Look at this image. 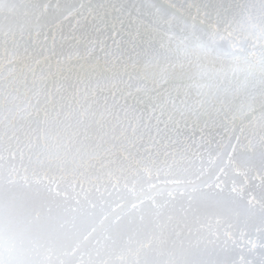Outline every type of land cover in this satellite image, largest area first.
<instances>
[{
	"label": "bare ground",
	"instance_id": "1",
	"mask_svg": "<svg viewBox=\"0 0 264 264\" xmlns=\"http://www.w3.org/2000/svg\"><path fill=\"white\" fill-rule=\"evenodd\" d=\"M3 1H5V0H3ZM13 1V0H12ZM18 1V0H17ZM38 1V0H37ZM49 1V0H48ZM52 1V0H51ZM59 1V0H58ZM72 1H74V0H72ZM95 1V0H94ZM93 1V2H94ZM104 1V0H103ZM105 1H108V2H110L109 0H105ZM123 0H121V2H122ZM128 1V0H127ZM134 1V0H133ZM136 1H139V0H135V2ZM141 1V3L143 2V0H140ZM159 1H165V0H151V3H153L152 4V6H154V7H156V8H154L155 10H156V13H157V9H158V12L160 11H162V9L160 8L161 6H164L162 3V5L160 4V2ZM166 1H168L167 3L168 4H170L171 2H172V0H166ZM165 1V2H166ZM169 1H170V3H169ZM180 0H178V2H179ZM186 1V2H185ZM183 3H184V5H185V3H186V7H187V11L189 10V9H191V11L188 13V12H185V13H188V15L186 14V15H181L180 16V18L175 22L176 24H175V26H172L173 25V23H172V25H171V27L168 29V31L166 30V27L168 26L169 27V25H168V23H165V21H168V19L166 18V20L164 19V20H162L161 21V23H160V28L161 29H163L164 31H167L166 33H169L170 34V36H173V38H174V40L177 38L178 39V36H180L179 34H182V35H185L186 37H185V40L188 38V42H195L193 39H191V36H192V33L193 32H195L196 33V35L197 36H199V37H201V41L202 42H204V43H208L209 41H208V36H209V34H211V33H218V35H217V37H218V39H220L221 38V36H223L224 35V29L228 26H226V27H224L225 25H223L222 27H221V24L219 25V23H218V25L219 26H217V24H215V22L214 23H212V21H214V20H212L211 21V23H210V20H209V23L207 22L208 21V19H209V17L208 16H210V14H212V11H214V13H215V10L217 9V7L219 8V10L221 11V12H224L225 14H226V19H227V22L228 23H230L231 22V20H232V18H233V16L234 15H236L239 11H241V8L243 9V11L244 12H248V11H251L252 12V10H258L259 8L258 7H261L262 5H260V3L259 4H256L253 0H185ZM257 1V0H256ZM264 1V0H263ZM8 2V1H7ZM15 2V1H14ZM64 2V1H63ZM69 2H70V0H69ZM97 2V1H96ZM95 2V3H96ZM108 2L107 3H105L106 5H104V2L102 3L104 6H106V7H108L107 6V4H108ZM113 2V1H112ZM114 2H116L115 0H114ZM119 2H120V0H119ZM129 2H131V0L130 1H128V3ZM145 2V1H144ZM174 2H175V0H173V3H172V5H174ZM5 3H6V1H5ZM9 3V2H8ZM10 3H11V1H10ZM9 3V4H10ZM16 3V2H15ZM19 3V2H18ZM23 3H24V1H23ZM26 3H28V2H26ZM57 3V2H56ZM68 3V2H67ZM95 3L94 4H92V2L91 3H89V4H91L92 6L93 5H95ZM100 3V0L98 1V3H97V5ZM133 4H131V5H129V9H132L131 8V6L132 5H134V2H132ZM167 3H166V5H167ZM257 3H258V1H257ZM45 4H46V1H45ZM62 4V3H61ZM80 4H84V5H86V3H81L80 2ZM89 4L87 3V6H89ZM102 4H101V9H102ZM109 4H111V2L109 3ZM117 5L118 3L116 2V3H113V5ZM137 4H138V2H137ZM148 4V3H147ZM180 4H182L181 3V1L179 2V4L178 5H176V7H178V9H180V6H182V5H180ZM264 4V3H263ZM8 5V4H7ZM6 5V6H7ZM42 5V4H41ZM51 5V4H50ZM58 5V4H57ZM64 5V4H63ZM84 5H82V7L81 8H83V6ZM90 5V6H91ZM112 5V6H113ZM114 5V6H115ZM128 5H126V6H128ZM139 5V4H138ZM141 5V4H140ZM144 5H146V4H144ZM171 5V4H170ZM180 5V6H179ZM17 6L20 8L21 6H22V4H20V6L17 4ZM16 6V11H17V7ZM47 7L49 6V5H46ZM71 6V5H70ZM70 6L67 8V9H69V11H70ZM78 6L80 7V5L78 4ZM98 6H100V5H98ZM103 6V7H104ZM135 6H136V4H135ZM168 6V5H167ZM184 6V7H185ZM240 6H241V8H240ZM4 7H5V5H4ZM8 7V6H7ZM36 7V6H35ZM58 7V6H57ZM73 7V6H72ZM94 7V6H93ZM97 6L95 5V8H96ZM121 7V6H120ZM119 7V8H120ZM132 7H134V6H132ZM139 7V6H138ZM137 7V8H138ZM143 7V6H142ZM151 7V6H150ZM263 7V6H262ZM262 7H261V9H262ZM18 8V9H19ZM24 8V7H23ZM59 8H61V7H59ZM65 8V7H64ZM85 9H86V6L84 7ZM87 8H90V7H87ZM109 8V7H108ZM108 8H107V10H108ZM111 8V7H110ZM118 8V7H117ZM137 8H134V12H136L135 11V9H137ZM144 8V7H143ZM146 8V7H145ZM160 8V9H159ZM165 8V7H164ZM167 8V7H166ZM14 9V8H13ZM15 9H14V12H16L15 11ZM34 9V8H33ZM38 9V8H37ZM44 9H46V8H44ZM62 9V8H61ZM66 9V8H65ZM94 9V8H93ZM91 10V9H88V11H94V12H96V10ZM113 9V8H112ZM142 9V8H141ZM172 10H174L173 9V6H172V8H171ZM177 9V8H176ZM215 9V10H214ZM20 10V9H19ZM18 10V12H20L21 13V11H19ZM24 10H26V9H24ZM23 9H22V15H23V11H24ZM48 10V9H47ZM64 10V9H63ZM72 10V9H71ZM76 10V9H75ZM75 10L73 11H70V12H75ZM82 11H83V9H81ZM103 10V9H102ZM110 10V9H109ZM116 10V9H115ZM144 10V9H143ZM147 10V9H146ZM151 10V9H150ZM150 10H147V13L146 14H148V11H150ZM153 10V9H152ZM154 10V11H155ZM7 12L6 11V9H4L2 12ZM12 11V10H11ZM45 11V10H44ZM52 11V10H51ZM65 11V10H64ZM105 11H106V9H105ZM104 11V12H105ZM112 11V10H111ZM131 11V10H130ZM133 11V10H132ZM138 11L139 10H137V13H135V15H138ZM152 12V14H154L155 12ZM193 11V13H194V18H195V21L197 20V18L198 19H200V20H203V13H205L206 15H208L207 17H208V19L206 20V22H204V20H203V22H201V24L202 25H199V24H195L196 22L194 21V20H192V19H190L189 17H191V12ZM258 11H260V10H258ZM257 11V12H258ZM2 12H0V13H2ZM25 12H27V11H25ZM47 12H49V11H47ZM84 12V11H83ZM98 12V11H97ZM101 12V13H100ZM99 12V14H100V16H101V14H102V11H100ZM103 12V13H104ZM122 12V11H121ZM126 12V11H125ZM141 11H139V13H140ZM151 12V11H150ZM149 12V13H150ZM160 12H159V14H160ZM164 12H165V10H164ZM171 13L173 12V11H170ZM218 12V11H217ZM255 12V11H254ZM263 12H264V10H263ZM20 13L18 14V16H17V18L20 16ZM35 13H36V10H35V12H34V14L33 15H35ZM65 13L66 12H64V16H65ZM79 13V12H78ZM106 13V15L107 14H109V13H111L110 11H109V13H107V12H105ZM105 13H104V15H105ZM116 13V12H115ZM117 13H119L118 12V10H117ZM143 13V12H142ZM170 13V14H171ZM219 13V12H218ZM11 14V13H10ZM16 14H17V12H16ZM52 14V13H51ZM69 14H71V13H69ZM68 14V15H69ZM75 14H77V13H75ZM79 14H81V13H79ZM95 14V13H94ZM97 15H99L98 13H96ZM96 14H95V16H96ZM111 14H114V13H111ZM141 14V13H140ZM145 14V13H144ZM158 14V13H157ZM156 14V15H157ZM158 14V15H159ZM165 14V13H164ZM174 14H175V12H174ZM247 14V13H246ZM251 14V13H250ZM249 14V15H250ZM253 14H255V13H253ZM253 14H251V15H253ZM9 15V14H8ZM13 15H14V13H13ZM44 15V14H43ZM42 15V16H43ZM49 15H50V13H49ZM85 15H87V14H85ZM120 14H118V15H116L117 17L119 16ZM122 16H124L123 14H121ZM120 15V16H121ZM125 15H126V13H125ZM128 15H129V13H128ZM127 15V16H128ZM133 14H131L130 16H132ZM150 15H151V13H150ZM163 15V14H162ZM171 15H173V14H171ZM171 15L170 16H168L169 17V20H172L170 17H171ZM222 15V14H221ZM256 15V14H255ZM259 15V14H258ZM2 16H5V15H3V13H2ZM26 16V15H25ZM36 16V15H35ZM46 16H47V14H46ZM51 16V15H50ZM52 16H55L54 14H52ZM72 16V15H71ZM74 16V15H73ZM72 16V17H73ZM78 16V15H77ZM81 16H82V14H81ZM103 16V15H102ZM113 15H111V17H112ZM115 16V17H116ZM126 16V18H128ZM141 16H143V15H141ZM160 16H161V14H160ZM164 16V15H163ZM167 16V15H166ZM189 16V17H188ZM214 16H215V14H214ZM214 16H210V17H214ZM223 16H224V14H223ZM257 16V15H256ZM0 17H1V14H0ZM66 17V16H65ZM68 17H70V15L68 16ZM71 17V18H72ZM75 17V16H74ZM89 17V16H88ZM97 17V16H96ZM99 17V16H98ZM105 17V16H104ZM104 17L103 18H101V22L103 23V20L102 19H104ZM107 17H109V19H107ZM107 17H105L108 21H110V16L109 15H107ZM114 17V16H113ZM113 17H112V19H113ZM114 17V18H115ZM133 17V16H132ZM131 17V18H132ZM135 17H137V16H135ZM134 17V18H135ZM140 17V16H139ZM138 17V18H139ZM145 17H148V15L147 16H145ZM152 17V16H151ZM151 17H149V19H150V21H151ZM159 17V16H158ZM156 17V20L157 19H159V18H161V17ZM165 17V16H164ZM206 17V18H207ZM218 17V16H217ZM217 17H216V19H217ZM7 18V17H6ZM9 18V17H8ZM7 18V19H8ZM12 18V17H11ZM24 18V17H23ZM30 18V17H29ZM71 18L70 19H66V21H64V19H63V21L64 22H67L68 20H71ZM87 18V17H86ZM91 18H92V16H91ZM93 18H94V20H93ZM93 18L91 19V20H93V22L95 21V20H97L94 16H93ZM121 19H122V17H120ZM119 18V19H120ZM138 18H136V20H138ZM141 18V17H140ZM139 18V19H140ZM144 18V17H143ZM155 17H153V19H154ZM191 18H193V16L191 17ZM193 18V19H194ZM259 18V17H258ZM2 19V18H1ZM14 19H15V21H17V22H19L18 20H16V18H15V16H14ZM25 19V18H24ZM33 19L34 18H32V21H33ZM57 19V18H56ZM55 19V20H56ZM62 19V18H61ZM78 19H80L81 20V17L79 18V16H78ZM77 19V20H78ZM83 19H84V17H83ZM82 19V20H83ZM90 18H87V21L89 20ZM99 19V18H98ZM105 19V20H106ZM112 19H111V22H113L112 21ZM120 19V20H121ZM123 19H124V17H123ZM122 19V20H123ZM129 19V18H128ZM127 19V20H128ZM147 19V18H146ZM162 19V18H161ZM219 19V18H218ZM257 19V18H256ZM11 19L9 18V20H8V22H10V23H8V24H10L11 25V23H13V21L11 20ZM51 20V19H50ZM72 20H75L76 21V18L75 19H72ZM86 20V19H85ZM115 20H117V19H115ZM121 20V21H122ZM125 20V19H124ZM126 20V21H127ZM132 20V19H131ZM199 20V21H200ZM24 21H26V20H24ZM54 21V20H53ZM75 21L74 22H72V21H69V22H72V23H75ZM98 21L99 20H97V21H95V22H97L98 23ZM100 21H99V23H100ZM142 21H143V19H142ZM149 21V20H148ZM158 21V20H157ZM172 21H174V20H172ZM171 21V22H172ZM195 23H194V22ZM221 21V20H220ZM258 21V20H257ZM82 22V21H81ZM92 22V21H91ZM90 22V23H91ZM111 22H110V25H111ZM118 22V21H117ZM128 22V21H127ZM126 22V23H127ZM131 21H129V23H130ZM146 22H147V20H146ZM145 22V23H146ZM169 22V21H168ZM218 22V21H217ZM216 22V23H217ZM21 24H24L23 22H20ZM20 23H19V25H20ZM28 23H29V19H28ZM28 23H26V25L28 24ZM35 23V22H34ZM33 23V24H34ZM59 23L61 24V26H63L62 24L63 23H61L60 22V20H59V22H58V25H59ZM80 23V21L78 22L77 21V24H79ZM83 23V22H82ZM101 23V24H102ZM108 23V22H107ZM116 23V22H115ZM119 23V22H118ZM117 23V24H118ZM120 23H122V22H120ZM119 23V24H120ZM125 23V22H124ZM123 23V24H124ZM148 23V22H147ZM154 23V22H153ZM198 23H200V22H198ZM206 23V24H205ZM222 23V22H221ZM227 23V24H228ZM8 24H7V26H8ZM65 24V23H64ZM68 24V23H67ZM76 24V26H78ZM81 24V23H80ZM87 24V25H86ZM85 25L86 26H88V22L86 23ZM94 24V23H93ZM96 24V23H95ZM101 24L100 25H98V24H96L95 26H99L98 28H104L103 26H101ZM105 24H106V22H105ZM116 24V25H117ZM122 24V25H123ZM128 24V23H127ZM126 24V25H127ZM130 24H132V23H130ZM130 24H128L129 26H130ZM136 24V26H134ZM15 25H16V23H15ZM15 25L13 24V26H14V28H15ZM57 24H55L54 25V27L55 26H58ZM69 25V24H68ZM68 25H66L65 24V26H63L62 28H61V26L59 27L58 26V28L59 29H62L63 30V28L64 27H66V28H68L69 26ZM71 25V24H70ZM74 24H72V26H73ZM84 25V23H83V25L82 26H85ZM91 25V24H90ZM107 25V24H106ZM115 25V26H116ZM125 25V24H124ZM125 25V26H126ZM134 25L133 26H130V27H134V28H136V27H139L140 25H138L137 26V23H134ZM155 25H157V23L155 24ZM159 25V24H158ZM12 25H11V28L13 27ZM21 26V25H20ZM19 26V27H20ZM25 26V25H24ZM35 26H36V24H35ZM71 26V27H72ZM81 25L80 26H78L79 28L80 27H82ZM85 26V27H86ZM91 26H93V25H91ZM90 26V27H91ZM101 26V27H100ZM111 26H113V25H111ZM115 26H114V28H110V29H112V30H114V29H116V28H118V27H116L115 28ZM125 26H124V28H125ZM129 26H126V28L128 27V28H130ZM9 28L8 29H10V26H8ZM18 27V26H17ZM16 27V28H17ZM18 27V28H19ZM28 27H29V25H28ZM33 27V29H34V26H31V28ZM90 27H89V29L86 27L85 28V30L87 29V31L89 32L90 31ZM108 27H110V26H108ZM123 27V26H122ZM121 26H120V30L122 31L123 30V28H122ZM144 27V26H143ZM7 28V27H6ZM14 28H12V30L14 29ZM17 28V29H18ZM23 28H25V27H23ZM22 28V29H23ZM36 28V27H35ZM53 28V27H52ZM56 28V27H55ZM54 28V29H55ZM75 29H76V31L79 29V28H76V27H74ZM74 28H72L71 30H73L74 32H75V30H74ZM84 28V27H83ZM92 28V27H91ZM94 28V27H93ZM141 30H139L138 28H136V31L137 30H139V31H141L142 32V34H143V30L145 29L146 30V28H141V27H139ZM151 28V27H150ZM155 28V27H154ZM158 28V27H157ZM7 29V30H8ZM26 29L27 28H25L23 31L25 32L26 31ZM54 29H52V30H54ZM58 29V30H59ZM65 29V28H64ZM81 29V28H80ZM94 29H96V28H94ZM106 30V32H109V35H110V31H108V29H107V27L105 28ZM109 29V30H110ZM143 29V30H142ZM152 29V28H151ZM11 30V31H12ZM29 30V29H28ZM57 30V29H56ZM59 30V31H61V32H64V34L62 33L61 34V32H58V31H55V34L56 33H58L59 35L61 34L62 36L63 35H66V32H68L69 33V30L68 31H66L65 32V30ZM92 30V29H91ZM117 31H120L119 29H116ZM127 29H125V31H126ZM130 30H132V29H128V32H126V33H129L130 32ZM135 30V29H134ZM155 30V34H157V36H158V33H159V36H160V32L161 31H159V32H157L156 31V29H154ZM14 32H15V29L13 30ZM19 32H22V31H20V30H18ZM17 30H16V32H17V34L19 35V32H18ZM36 31V30H35ZM71 32L70 31V33H74V32ZM82 31H83V29H82ZM96 31V30H95ZM97 31H99V29H97ZM96 31V32H97ZM104 31V32H105ZM115 31V30H114ZM121 31H120V36H122V34L125 36L126 35V33H121ZM136 31H134V33L132 32L131 34L132 35H136L137 33H138V31H137V33H135ZM8 33H9V31H7ZM6 32V33H7ZM13 32V33H14ZM15 32V33H16ZM30 32H32V31H30ZM34 32V31H33ZM54 32V31H53ZM52 32V33H53ZM100 32L102 33L103 32V29L102 30H100L99 31V35H100ZM112 32V31H111ZM141 32H139L138 34L140 35V33ZM146 32V31H145ZM145 32H144V34H145ZM157 32V33H156ZM14 33V34H15ZM26 33V32H25ZM29 33V32H28ZM77 35H78V33L77 32H75ZM82 33H84V32H82ZM92 33V32H91ZM114 33V32H113ZM113 33H112V35H113ZM147 35H148V30H147ZM153 33V34H154ZM161 33H163V32H161ZM21 34V33H20ZM57 34V35H58ZM81 34V33H80ZM85 34H87V33H84V36H85ZM90 34V33H89ZM93 34V33H92ZM98 34V33H97ZM138 34H137V36H138ZM143 34V36H145ZM150 35H151V38L152 37H154V36H152V33H149ZM164 34V33H163ZM9 35V34H8ZM12 35V34H11ZM56 35V36H57ZM69 35V34H68ZM67 35V36H68ZM95 35H96V33H95ZM95 35H93L94 37L93 38H95ZM101 35H107V34H101ZM111 35V36H112ZM115 35H119V33L118 34H116L115 33ZM134 35V36H135ZM149 35V36H150ZM182 35L180 36V39H181V37H182ZM15 36V35H14ZM20 36V35H19ZM38 37H39V35H37ZM36 36V38H38ZM70 36V35H69ZM68 36V37H69ZM88 36V35H87ZM92 36V35H91ZM114 36V35H113ZM117 36H114V39H116V38H118ZM142 36V35H141ZM163 36H165V34L163 35ZM163 36H161V38L163 39V38H165V37H163ZM16 37H17V35H16ZM42 37V36H41ZM45 37V36H44ZM49 37V36H48ZM63 37H66V36H63ZM71 37H73L72 36V34H71ZM74 37H76V36H74ZM82 37V36H81ZM90 37V36H89ZM104 37H107V36H104ZM110 37V36H109ZM109 37H107V38H109ZM116 37V38H115ZM125 37H127V38H129L130 36H128V34L125 36ZM123 38V36L122 37H119V39H124V41H125V39L126 38ZM217 37H216V40H215V42H214V44H212V47H214L213 49H215V51H216V53L219 51V52H221V51H225V50H227V47L229 48L231 45H232V41L230 40V39H228V38H221L220 40H218V42L220 41V43L218 44V43H216V41H217ZM220 37V38H219ZM83 38V37H82ZM91 38V37H90ZM92 38V39H93ZM98 38H100V40L103 38H101V37H98ZM113 38V37H112ZM111 37H110V40L112 39ZM131 38V37H130ZM136 40H137V38H139L138 39V41L137 42H139L140 40H141V42H142V39L143 38H148L149 39V37L148 36H145V37H142L141 39H140V36H138V37H134ZM133 38V39H134ZM150 38V39H151ZM158 37H156L155 39H157ZM161 38H159V39H161ZM166 38H167V35H166ZM163 39V40H165L164 41V44H167L166 43V40H167V42H169L168 40V38H170V37H168L167 39ZM184 38V37H183ZM246 39H249L248 37H245ZM9 39V38H8ZM7 39V40H8ZM17 40H19L20 39V42H21V39L22 38H16ZM29 39V38H28ZM41 39V38H40ZM40 39L38 40V41H40ZM60 39V38H59ZM59 39H58V42H60L59 43V45L61 46V44H63V42L62 41H59ZM62 39V38H61ZM60 39V40H61ZM65 39V38H64ZM96 39V38H95ZM94 39V41H96ZM103 39H105L106 41H108L106 38H103ZM114 39H112L113 41H114ZM118 39V40H119ZM133 40L132 41V38L129 40V42H127L129 45H131V44H133V42L134 41H136V40ZM149 39V40H150ZM154 39V38H153ZM179 39V40H180ZM223 39V40H222ZM11 40H14L13 38L11 39ZM22 40H24V38L22 39ZM36 40V41H37ZM63 40V39H62ZM105 40H103V42H105ZM117 40V39H116ZM162 40V41H163ZM172 40V39H171ZM173 40V41H174ZM179 40H175L177 43L176 44H178L179 45V43H178V41ZM185 40H180L181 41V43L182 42H187V41H185ZM38 41H37V43H38ZM57 41V40H56ZM92 41V40H91ZM99 40H97V42H98ZM112 41V42H113ZM123 41V42H124ZM130 41H131V44H130ZM145 40L143 39V42H144ZM146 41H148V40H146ZM145 41V42H146ZM156 41H158V39L157 40H153L150 44L154 47L155 46V43H157ZM161 40H159V47H161L160 46V44H162L163 42H160ZM174 41V42H175ZM7 42V41H6ZM9 42H10V40H9ZM15 42V41H14ZM28 42V41H27ZM35 42V41H34ZM42 43L44 42V41H41ZM41 42L40 43H38L37 45H39V44H41ZM58 42H55V43H58ZM66 39L64 40V45L66 44ZM72 42V41H71ZM70 42V43H71ZM97 42H95V43H97ZM112 42H111V46H109V48H112V50H113V47H114V45H116L115 47L117 48V50L115 49V47H114V49L117 51V54L118 55H120V53L121 52H119V48H122V47H120V42L119 43H116V41H114L116 44H114V45H112ZM113 42V43H114ZM118 42V41H117ZM121 42H122V40H121ZM126 42H124V45H125V43ZM143 42H142V44H143ZM148 42H146V43H148ZM155 42V43H154ZM171 42V41H170ZM174 42H171V43H174ZM16 43V42H15ZM18 43V42H17ZM17 43H16V45H17ZM67 43H69V40H68V42ZM90 43V42H89ZM94 43V42H93ZM94 43V44H95ZM99 43V42H98ZM101 43V42H100ZM126 43V45L125 46H128V44ZM135 43V42H134ZM140 43V42H139ZM139 43H136V44H138V46L139 45H141L142 46V44H139ZM153 43V44H152ZM8 44L9 45H11L10 43H7V46H8ZM20 44V43H19ZM22 44V43H21ZM24 44H26V43H23L22 45H24ZM44 44V43H43ZM42 44V45H43ZM72 44V43H71ZM71 44H67V47H68V45H70L71 46ZM104 45L103 46H105V48H106V46L108 47V45L107 44H110V41H109V43H103ZM106 44V45H105ZM123 44V43H122ZM121 44V45H122ZM149 44V45H150ZM169 44V43H168ZM184 44V43H183ZM195 44H197V43H195ZM194 44V46H196ZM26 45H28V44H26ZM55 45V44H54ZM53 45V46H54ZM73 45V44H72ZM75 45V44H74ZM97 45H99V44H97ZM102 45V44H101ZM145 44H143V46H144ZM148 45V44H147ZM178 45H176V46H178ZM186 45V44H185ZM185 45H183V46H185ZM190 45H192V43H190ZM190 45H186V46H188V48L190 47ZM6 46V45H5ZM11 46H14L13 44L11 45ZM18 46V45H17ZM16 46V47H17ZM66 46V45H65ZM69 46V47H70ZM113 46V47H112ZM117 46H119V48L117 47ZM123 47L122 49H124V48H126V47ZM133 46H135V45H133ZM142 46V47H143ZM146 46V45H145ZM162 46H164V45H162ZM166 46V45H165ZM173 46L174 45H170V47L169 46H167V47H169V48H173ZM10 47V46H9ZM23 47V46H22ZM39 47H40V50L42 51L45 47H42L41 48V46L39 45ZM39 47H37L36 49L37 50H39ZM51 47V46H50ZM66 47V48H67ZM100 47H102V46H100ZM99 47V48H100ZM131 47H132V45H131ZM130 46H129V48H128V50L131 48ZM147 47L148 46H146V47H143L145 50L147 49ZM150 48L149 49V47H148V50L146 51V54H143V55H145L144 56V61H143V57L142 56H140V57H142V61L143 62H145V61H147L146 63H149V61L148 60H150V58H152L151 57V55L153 56V54L155 55L156 53H153V54H151V55H149L150 56V58L147 60L146 58H148V57H146V55L147 54H149L148 52L149 51H153L152 49H154V50H156L155 48H157L156 46H155V48ZM158 47V49H160ZM175 47V46H174ZM192 47H193V45H192ZM8 48V47H7ZM6 48V49H7ZM14 48V47H13ZM57 48V47H56ZM61 48V47H60ZM72 50H73V47H70ZM75 48V47H74ZM95 48V47H94ZM99 48H98V46H97V49L99 50ZM104 48V47H103ZM105 48L103 49V51H105ZM137 48V47H136ZM135 47L134 48H131L132 50H133V54H135V56H136V53H135V49H136ZM164 48V47H163ZM169 48H167V49H169ZM171 48V49H172ZM184 48H186V47H184ZM183 48V49H184ZM9 49H12V47H10ZM46 49V48H45ZM45 49H44V51H45ZM63 49H65V47L64 48H62V50L61 51H63ZM69 49V48H68ZM102 49V48H101ZM139 48H137V50H138ZM157 49V50H158ZM174 49V48H173ZM172 49V50H173ZM179 49H181V47L179 48ZM179 49H178V51L177 52H179ZM187 49V48H186ZM190 50H193L192 48H189ZM197 49V48H196ZM201 49V48H200ZM14 50H16V48H14V49H12V51H9V52H13ZM23 50H28V49H23ZM55 50V49H54ZM109 49H107V51H108ZM111 50V49H110ZM111 50V53L113 52ZM114 50V51H115ZM131 50V51H132ZM137 50H136V52H137ZM140 50H141V48H140ZM139 50V51H140ZM156 50V51H157ZM189 50V51H190ZM230 50H231V48H230ZM252 49H249V51H251ZM30 51V50H29ZM41 51H39V52H41ZM43 51V52H44ZM56 51V50H55ZM54 51V52H55ZM69 51V53H70V50H68ZM97 51V50H96ZM106 51V52H107ZM122 51V50H121ZM124 51H127V50H124ZM124 51H122V53L124 52ZM130 51V50H129ZM129 51H127L126 53H130ZM138 51V52H139ZM141 51H143V50H141ZM160 51V50H159ZM167 51H170V49L169 50H166V52ZM173 51H175V50H173ZM171 52V54H172V56L175 54L174 52ZM184 51V50H183ZM200 51V50H199ZM199 51H197V53L199 52ZM210 51V50H209ZM213 51V50H212ZM211 51V52H212ZM7 52V51H6ZM15 52V51H14ZM24 52V51H23ZM57 52V51H56ZM64 53H66L65 55L67 56V51L65 52V51H63ZM73 52H75L74 50H73ZM92 52V51H91ZM106 52H105V55H106V57H107V54H106ZM110 52V51H109ZM143 52H145V51H143ZM153 52H155V51H153ZM158 52V51H157ZM161 52H162V54H163V51H162V49H161ZM161 52H159V53H161ZM187 52V51H186ZM194 52V51H193ZM201 52H202V49H201ZM201 52H199V53H201ZM206 52V51H205ZM204 52V53H205ZM208 52V51H207ZM219 52L217 53V55H213V56H218V54H219ZM20 53H21V51H20ZM58 53V52H57ZM63 53V54H64ZM68 53V55H69V57H70V59L71 60H73L72 58L73 57H71V54L72 53H70L69 54ZM102 54V51H100L99 50V53H96V54ZM104 53V52H103ZM110 53V54H111ZM126 53H123L124 54V56H125V54ZM151 53V52H150ZM190 53H192V52H190ZM203 53V52H202ZM203 53V55H205ZM223 53V52H222ZM11 54H14V53H10V55ZM24 54V53H23ZM29 54H31V53H29ZM42 55L44 54V53H41ZM40 54V55H41ZM46 54V53H45ZM61 54H62V52H61ZM62 54V56H60V57H62L63 59L65 58V56ZM74 54V53H73ZM113 54H115V52L114 53H112L111 55H113ZM117 54H116V56H117ZM127 54V55H128ZM138 54H141L140 52L138 53ZM137 54V55H138ZM162 54H161V56H162ZM168 54H170L169 52H168ZM167 53H166V56H164L165 55V48H164V57H166L165 59L166 60H164L165 62L166 61H170V59H173L172 57L169 59L168 58V55ZM171 54H170V56H171ZM189 54V53H188ZM208 54V53H207ZM213 54V53H212ZM257 54H258V50H257ZM4 55V54H3ZM28 55V54H27ZM37 55H39V54H37ZM55 55V57H57L58 56V54L56 55V53L54 54ZM103 55V54H102ZM130 55H131V53H130ZM194 55V54H193ZM197 55V54H196ZM196 55H195V57H196ZM198 55H201V54H198ZM210 55V54H209ZM208 55V56H209ZM222 55V54H221ZM1 56V55H0ZM7 56H8V53H7ZM13 56V55H12ZM14 56H15V58L17 57L16 56V54H14ZM19 57H20V55H18ZM22 56V55H21ZM32 56V55H31ZM44 56V55H43ZM46 56H47V54H46ZM45 56V57H46ZM74 56V55H73ZM104 56V55H103ZM108 56H109V58H110V55H109V53H108ZM114 56V58H115V55H113ZM112 56V57H113ZM124 56L123 57H120V56H117L116 58L117 59H119V58H124ZM148 56V55H147ZM157 55H155V57H156ZM184 56V55H183ZM191 56H192V54H191ZM206 56V55H205ZM211 56V55H210ZM6 57V56H5ZM4 57V58H5ZM26 57V56H25ZM59 57V56H58ZM68 57V56H67ZM95 57V56H94ZM99 58L101 57L102 58V56H98ZM131 57H133V58H135L134 56H132L131 55ZM130 57V58H131ZM137 57V56H136ZM138 57H139V55H138ZM146 57V58H145ZM163 57V58H164ZM174 57V56H173ZM189 57H190V54H189ZM193 57V56H192ZM201 58H203L202 56H200ZM22 58V57H21ZM24 58V57H23ZM26 58H28V57H26ZM39 58L40 59H42V57H40L39 56ZM47 58V57H46ZM62 58L60 59L61 60V62L63 61L62 60ZM103 58H105V57H103ZM103 58L100 60L102 63H100V62H97L98 64H103L105 61H108V60H103ZM115 58V59H116ZM154 58V57H153ZM152 58V59H153ZM158 58H159V56H158ZM157 58V59H158ZM197 58V57H196ZM208 58V60H206ZM217 58H223L222 56L220 57V55H219V57H217ZM217 58H215V57H211V59L213 60V59H215V61H216V59ZM17 59H18V57H17ZM34 59V58H33ZM53 59H55V61H56V59L57 58H53ZM67 59V58H66ZM66 59L63 61V62H65L66 61ZM98 59V58H97ZM105 59H108V58H105ZM110 59H112V58H110ZM110 59H109V61H110ZM115 59H113V60H111V61H113V63L115 62ZM116 59V60H117ZM126 59H129V58H127L126 57ZM126 59H125V61H126ZM138 61H139V59L138 58H136ZM168 59V60H167ZM177 59H179V57L177 58ZM180 59H182V58H180ZM185 59V58H184ZM210 58L209 57H206L205 59H202V61L203 60H205L204 62H210L211 60H209ZM224 59V58H223ZM223 59L222 60H219L220 62L222 61L223 62ZM8 60H11V59H8ZM14 60V59H13ZM20 60V59H19ZM26 60H29V59H26ZM31 60V59H30ZM58 60H59V58H58ZM67 60H69V59H67ZM71 60H69L70 62H71ZM94 60V59H93ZM99 60V59H98ZM122 60V59H121ZM120 60V61H121ZM134 60V59H133ZM140 60V61H141ZM154 60H156V58L154 59ZM173 60H176L175 58L173 59ZM186 60H188V57H187V59ZM197 60V59H196ZM218 60V59H217ZM3 61V60H2ZM5 61H7V60H5ZM23 61V60H22ZM32 61V60H31ZM44 61V60H43ZM53 61V60H52ZM97 61V60H96ZM104 61V62H103ZM111 61H110V63H111ZM138 62L139 64L136 66L135 65V63H134V65L136 66V67H139V69L141 68L142 69V67L144 68V66H141L140 64H141V62ZM150 61H152V60H150ZM158 61V60H157ZM157 61H155L156 63H158ZM185 61V60H184ZM183 61V62H184ZM225 61V60H224ZM227 61V60H226ZM18 62V60L16 61V63H15V60H14V63L15 64H18L17 63ZM20 62V61H19ZM24 62H25V59H24ZM29 62V61H28ZM54 62V61H53ZM61 62H56V64L58 63H61ZM63 62H62V64H63ZM67 62V61H66ZM65 62V63H66ZM171 62V61H170ZM169 62V63H170ZM180 62H182L181 60H180ZM190 62H192V61H190ZM194 62V61H193ZM197 62V61H196ZM203 62V63H204ZM219 62V63H220ZM7 63H9V62H7ZM13 63V62H12ZM23 62H20V64H22ZM25 63H27V62H25ZM41 63V62H40ZM49 63V62H48ZM106 63V62H105ZM104 63V64H105ZM117 63H119V61L117 62ZM117 63L115 64V65H117ZM120 63H122V61L120 62ZM132 63V61L130 60V62H129V64H131ZM151 63V62H150ZM152 63H153V61H152ZM152 63H151V66H153L152 65ZM167 63V62H166ZM175 63H178L179 64V61L178 62H176L175 61ZM174 63V64H175ZM189 63V62H188ZM200 63V62H199ZM211 63H214L213 61H211ZM218 63V64H219ZM223 63H225V66H226V62H223ZM10 64V63H9ZM15 64H12V66H14ZM28 64V63H27ZM38 64V63H37ZM72 64V63H71ZM98 64H96V65H98ZM104 64L102 65V67H104ZM107 64H109V62H107ZM112 64V63H111ZM123 64L124 65H126V67H125V69H127V68H130L131 69V66L130 67H127V62H124L123 61ZM122 64V66L121 67H123L124 65ZM144 63H142V65H143ZM198 64V63H197ZM202 64V63H201ZM209 64V63H208ZM208 64L206 63H204V65H207L208 66ZM43 65V64H42ZM44 65H47V63L45 64L44 63ZM43 65V66H44ZM55 65V64H54ZM53 64H52V66H54ZM60 65V64H59ZM59 65H55L54 66V68L57 66H59ZM112 65H114V64H112ZM131 65H133V64H131ZM141 67H140V66ZM149 65V64H148ZM155 66H156V64H154ZM166 65H168V64H166ZM170 65V64H169ZM172 65H173V61H172ZM181 65H183L182 63L180 64V66ZM187 65V64H186ZM195 65V64H194ZM224 65V64H223ZM228 65H230V64H228ZM227 65V66H228ZM20 66V65H19ZM29 66H31V65H29ZM51 66V67H52ZM61 66V67H60ZM59 66V68H60V70H61V68L63 69V65H60ZM63 66V67H62ZM67 66V65H66ZM65 66V67H66ZM69 66H71V65H69ZM69 66H68V68H69ZM108 66V65H107ZM109 66L111 67V65L109 64ZM118 67H119V65H117ZM134 66V67H135ZM160 66V65H159ZM202 67H203V64L201 65ZM213 66V65H212ZM212 66H208V68L209 67H212ZM214 66H217V63L214 65ZM5 67V66H4ZM16 67H18V66H16ZM22 67V66H21ZM24 67V66H23ZM36 67V66H35ZM37 67H39V66H37ZM47 67H49V66H47ZM56 67V68H57ZM99 67H101V66H99ZM98 66H97V68H99ZM109 67V69H104V70H109V72H111V68ZM149 67V66H148ZM161 68L163 67V65H161L160 66ZM173 68H174V66H172ZM185 67H187V66H185ZM189 67H190V65H189ZM192 67H193V65H192ZM196 67V66H195ZM195 67H193V68H195ZM198 67V66H197ZM205 67V66H204ZM221 67H222V64H221ZM6 68V67H5ZM9 68V67H8ZM53 68V67H52ZM51 68V69H52ZM59 68L57 69V71H59L60 72V70H59ZM68 68H66V70H69ZM78 68V67H77ZM93 68H96V67H93ZM96 68V69H97ZM120 68V67H119ZM146 68H147V66H146ZM154 68V67H153ZM156 68H158L157 66H156ZM156 68H154V70L156 69ZM166 68V67H165ZM168 68H170L169 66H168ZM182 68V67H181ZM191 68V67H190ZM192 68V69H193ZM207 68V69H208ZM228 68H229V66H228ZM2 69H3V67H2ZM7 69V68H6ZM14 70L16 69L15 68V66H14V68H13ZM22 69H24V68H22ZM25 69H26V67H25ZM33 69H34V67H33ZM36 69V68H35ZM37 69H39V68H37ZM47 69V68H46ZM65 69V68H64ZM63 69V70H64ZM72 69V68H71ZM96 69H95V71H96ZM103 69H98L97 70V72H95V74L97 73L98 74V72H99V74L101 73V70L103 71ZM115 69H117V67L115 68V66H114V71H115V73H117L118 74V72H116V70ZM123 69V68H122ZM125 69H124V71H125ZM148 69V68H147ZM163 69V68H162ZM185 69V68H184ZM207 69H206V71H207ZM219 69V68H218ZM11 70V69H10ZM13 70V71H14ZM16 70H18V69H16ZM42 70V69H41ZM45 70V69H44ZM48 70H50V69H48ZM65 70V71H66ZM80 70V69H79ZM112 70H113V68H112ZM119 70H121V68L119 69ZM135 70H137V69H135L134 68V71ZM144 70V69H143ZM156 70H159V68L158 69H156ZM182 70V69H181ZM191 70V69H190ZM205 70V69H204ZM211 70V69H210ZM210 70H208V71H210ZM217 70V69H216ZM50 71H52V70H50ZM49 71V72H50ZM54 71V73H56L57 71H56V69L55 70H53ZM56 71V72H55ZM77 71V70H76ZM93 71H94V69H93ZM118 71V70H117ZM124 71H120V72H124ZM127 72L126 73H128V69L126 70ZM150 71H152V70H150ZM202 71H203V69H202ZM6 72V71H5ZM4 72V73H5ZM10 72V71H9ZM40 72V71H39ZM47 72V71H46ZM58 72V73H59ZM119 72V73H120ZM137 72V71H136ZM135 72V73H136ZM140 72V71H139ZM157 72V71H156ZM160 72V71H159ZM177 72V71H176ZM186 72V71H185ZM211 72V71H210ZM221 72V71H220ZM227 72V71H226ZM13 73V72H12ZM34 73V72H33ZM51 73V72H50ZM50 73H47V74H50ZM53 73V72H52ZM52 73H51V75H52ZM63 73V72H62ZM81 73V72H80ZM79 73V74H80ZM94 74V72H92L91 71V75H93ZM115 73H113V75L115 74ZM126 73H124V74H126ZM132 73H134V72H132ZM144 73V72H143ZM153 73V72H152ZM162 73V72H161ZM173 73V72H172ZM203 73V72H202ZM14 74V73H13ZM29 74V73H28ZM65 74V73H64ZM67 74V73H66ZM71 74H73L72 72H71ZM75 74H76V72H75ZM96 74V75H97ZM102 75H97V77L95 76V78H97V79H95V80H98V76L100 77V79L101 78H108L110 75H112V73L107 77V75H105L104 74V71H103V73H101ZM131 74V73H130ZM138 74V73H137ZM157 74H158V72H157ZM210 74V73H209ZM212 74V73H211ZM210 74V75H211ZM25 75V74H24ZM31 75V74H30ZM33 75V74H32ZM51 75H49V76H51ZM57 75V74H56ZM60 75V76H59ZM58 76L59 77H61V75L62 74H59ZM78 74H76V76H77ZM91 75L89 76V79L91 78ZM103 75H105V76H103ZM118 75H120V74H118ZM123 74H121L120 76L121 77H123L122 76ZM191 75V74H190ZM200 75H201V73H200ZM27 76H29V75H27ZM34 76V75H33ZM44 76V75H43ZM42 76V77H43ZM58 76H57V78H58ZM63 76H66V75H63ZM71 75H69V77H70ZM72 76H74V74L72 75ZM80 76V75H79ZM78 76V77H79ZM84 76V75H83ZM115 76V75H114ZM117 76V75H116ZM129 73H128V78H129ZM139 76V75H138ZM146 76V75H145ZM223 76H225V75H223ZM1 77V76H0ZM24 77V76H23ZM42 77H40V78H42ZM45 77V76H44ZM48 77V76H47ZM52 77V76H51ZM67 77V76H66ZM68 77V78H69ZM75 77V76H74ZM78 77L76 78L77 80H78ZM93 77H94V75H93ZM92 77V78H93ZM112 76H110V78H111ZM210 77V76H209ZM25 78V77H24ZM23 78V80H26V79H24ZM75 78H74V80H75ZM116 77H114V79H115ZM142 78V77H141ZM243 78V77H242ZM14 79V78H13ZM12 79V80H13ZM28 79L29 78H27V81H28ZM31 79H32V76H31ZM51 79V78H50ZM49 79V80H50ZM88 79V80H89ZM93 79V80H94ZM99 79V80H100ZM117 79H119L118 77H117ZM127 79V78H126ZM137 78H135V81H137L136 80ZM22 80V81H23ZM33 80H35V78L33 79ZM33 80L29 83V82H27L28 83V85L29 86H31L32 84V82H33ZM36 80H37V78H36ZM73 80V81H74ZM76 80V81H77ZM105 80V79H104ZM109 80V81H108ZM108 80H106V82L108 81V82H110V80L111 79H109L108 78ZM123 80H125V79H123ZM129 80V79H128ZM127 80V81H128ZM130 80H132V78L130 79ZM139 80V79H138ZM210 80V79H209ZM227 80H228V78H227ZM226 80V81H227ZM231 80V79H230ZM242 80V79H241ZM14 81H15V79H14ZM13 81V82H14ZM19 81H21V79L19 80ZM18 80H17V82H19ZM43 81V80H42ZM46 81H47V79H46ZM50 81H52L53 82V80L51 79ZM90 81V80H89ZM101 81H102V79H101ZM122 81V80H121ZM127 81H125V82H127ZM133 82H134V80H132ZM140 81V80H139ZM138 81V82H139ZM203 81V80H202ZM225 81V82H226ZM35 82V81H34ZM56 82H57V80H56ZM68 82V81H67ZM78 82H80V80L78 81ZM78 82L76 83V84H78ZM97 83V81H94L93 82V85H94V83ZM98 82H100V81H98ZM104 82V81H103ZM108 82L106 83V85L108 86ZM113 82H115V81H113ZM113 82H110V85H114V84H111V83H113ZM116 82L118 83V81L116 80ZM124 84H125V82L124 81H122ZM132 82V83H133ZM138 82H137V84H138ZM199 82V81H198ZM211 82V81H210ZM257 82V81H256ZM25 83V82H24ZM26 83V84H27ZM37 83V82H36ZM46 83V84H45ZM45 83H43V84H45V85H47V82H45ZM54 83V82H53ZM71 83V82H70ZM73 83V82H72ZM85 83H87V81L85 82ZM95 83V84H96ZM105 83V82H104ZM104 83H103V85H104ZM116 83V84H117ZM130 83H131V81H130ZM163 83V82H162ZM189 83V82H188ZM195 83V82H194ZM202 83V82H201ZM207 83H209V82H207ZM231 83V82H230ZM5 84V83H4ZM9 84H11V82L9 83ZM8 84V85H9ZM31 84V85H30ZM38 84H39V82H38ZM59 84H60V82H59ZM58 84V85H59ZM62 84V83H61ZM60 84V85H61ZM74 84V83H73ZM116 84H115V86H114V88H112V89H115V87H116ZM119 84H121L120 83V81H119ZM123 84V85H124ZM140 85H139V87H136V85L133 83V85H129L130 86V89L132 88V86H135L136 87V89H138V88H141V83H139ZM153 84V83H152ZM155 84V83H154ZM167 84V83H166ZM165 84V85H166ZM171 84H172V82H171ZM177 84V83H176ZM179 84V83H178ZM216 84H217V82H216ZM215 84V85H216ZM2 85V84H1ZM12 85V84H11ZM34 85V84H33ZM52 85V84H51ZM57 85V84H56ZM66 85H68V84H66ZM88 85H89V87H90V85H92V79H91V84H89V82H88ZM91 86V88L92 87H94V86ZM100 85V83H97V86H99ZM101 85H102V83H101ZM101 85H100V88H98V89H102V88H105V87H103L102 86V88H101ZM122 85V84H121ZM120 86V88L121 87H125L126 85H124V86ZM128 85V84H127ZM164 85V86H165ZM186 85V84H185ZM223 85V84H222ZM227 85V84H226ZM259 85V84H258ZM36 86H37V84L34 86L35 88H36ZM47 86H49V81H48V85ZM46 86V87H47ZM62 86V85H61ZM71 86V85H70ZM75 85H73V87H74ZM87 85H85V86H83L84 88L86 87ZM97 86H95L96 88H97ZM105 86V85H104ZM231 86V85H230ZM244 86V85H243ZM252 86H257V84H255V85H252ZM17 87V86H16ZM21 86H19V88H20ZM32 87V86H31ZM39 87V86H38ZM46 87L44 88L45 89V91H47L48 89H46ZM52 87V86H51ZM57 87V86H56ZM72 87V88H73ZM78 87H80V86H77V89H78ZM110 87V86H109ZM119 87V86H118ZM160 87V86H159ZM190 87V86H189ZM207 87V86H206ZM218 87V86H217ZM216 87V88H217ZM220 87H222V86H220ZM223 87H225V85L223 86ZM229 87V86H228ZM246 87V86H245ZM249 87H251V85L249 86ZM259 87V86H258ZM8 88V87H7ZM24 88H26V87H24ZM33 88V87H32ZM50 88V87H49ZM53 88V87H52ZM58 88H59V86H58ZM57 88V89H58ZM76 88V87H75ZM81 88H82V86H81ZM88 88V87H87ZM86 88V89H87ZM90 88V89H91ZM117 88V87H116ZM126 88H128V89H126ZM214 88V87H213ZM226 88V87H225ZM224 88V89H225ZM252 88H254V87H252ZM257 88V87H256ZM255 88V89H256ZM13 89V88H12ZM12 89H9V91L10 90H12ZM16 89V88H15ZM14 89V90H15ZM23 89V88H22ZM22 89H20L21 91H23L24 93H25V91H24V89L22 90ZM31 89V88H30ZM37 89V88H36ZM51 89V88H50ZM54 89H56V88H53L52 90H54ZM65 89H67L66 88V86H65ZM74 89V88H73ZM86 89H84V92L86 91ZM98 89H97V92H98ZM107 90H108V88H106ZM118 89V88H117ZM126 89V90H125ZM129 89V87H125L123 90H125L126 91V93H127V91H129L130 90ZM134 89V88H133ZM132 89V90H133ZM134 90V91H138V90ZM162 89V88H161ZM223 89V88H222ZM222 89H219L220 91L222 90ZM246 89V88H245ZM245 89L243 90L244 92H247V91H245ZM248 89H251V88H248ZM259 89V88H258ZM257 89V90H258ZM6 91H7V89H5ZM17 90H19V89H17ZM19 90V91H20ZM29 90V89H28ZM28 90H26V92H28V94H30V92L28 91ZM40 90V89H39ZM59 90V89H58ZM75 90V89H74ZM94 90V89H93ZM92 90V91H93ZM195 90V89H194ZM215 90H217V89H215ZM239 90H241V89H239ZM5 91V92H6ZM37 91H38V89H37ZM42 91H43V88H42ZM44 91V92H45ZM49 91H51V90H48V92ZM56 91V90H55ZM60 91H63V87H61V90ZM59 91V92H60ZM69 91H70V87H69ZM69 91H67V92H69ZM90 91V90H89ZM96 91V90H95ZM94 91V92H95ZM104 91V90H103ZM106 91V90H105ZM115 91V90H114ZM122 91V90H121ZM125 91L123 92V93H125ZM150 91V90H149ZM229 91H230V93L232 94V92H231V90H230V87H229ZM228 91V92H229ZM235 91V90H234ZM242 91V90H241ZM240 91V92H241ZM252 91H254V90H252ZM8 92V91H7ZM11 92V91H10ZM9 92V93H10ZM13 92V91H12ZM11 92V93H12ZM17 92V91H16ZM35 92V94H36V91H34ZM54 92V91H53ZM57 92V91H56ZM65 93H64V98H66V91H64ZM71 92H72V89H71ZM71 92H69L70 94L69 95H71ZM75 92V91H74ZM83 92V96L84 97H81L82 99H83V103H84V99H85V97H88V96H85L84 94H87V93H84ZM88 92V91H87ZM94 92H92V93H94ZM96 92V93H97ZM110 92H112L111 94H113V90L111 91L110 90ZM116 92V91H115ZM143 92H145V91H143ZM167 91H165L164 93H166ZM217 92V91H216ZM216 92H214V93H216ZM237 92H239L238 90H237ZM237 92L235 91L234 93H235V95L237 94ZM251 92V91H250ZM255 92V91H254ZM254 92L252 93H249V91H248V95L249 96H247L246 94H245V97L247 96V97H251V98H255V96H257L258 98H255V99H259L261 96L259 95V94H257L258 93V91H257V95H254V97H252V94H254ZM4 93V92H3ZM42 93V92H41ZM51 93H52V91H51ZM55 93V92H54ZM54 93H52V95L54 96ZM62 93V92H61ZM76 93V92H75ZM75 93L73 94V95H75ZM91 93V94H92ZM107 93H109V91L107 92ZM107 93L105 92V94L107 95ZM119 93V92H118ZM123 93H121V99H125L124 97V95L126 94H124V95H122ZM151 93V92H150ZM192 93V92H191ZM213 93V92H212ZM17 94V93H16ZM28 94L26 93V96H28ZM34 94V95H35ZM43 94V93H42ZM46 94V93H45ZM44 94V95H45ZM77 94V93H76ZM90 93H89V96L91 95ZM99 94V93H98ZM103 94V93H102ZM116 94V93H115ZM114 94V95H115ZM129 94H132L130 91H129ZM147 94V93H146ZM146 94H145V97H147L146 96ZM171 94V93H170ZM183 94V93H182ZM218 94V93H217ZM225 94H227V93H225ZM239 94V93H238ZM3 95H5V94H3ZM8 95V94H7ZM6 95V96H7ZM20 95V94H19ZM32 95H33V93H32ZM39 96L40 95V93L39 94H36V96ZM44 95H42V96H44ZM47 95H48V93H47ZM56 95H58V93L56 94ZM61 94H59V97H60V99L63 101V97H61L60 96ZM69 95H67V97L69 96ZM93 95H97V94H93ZM92 95V96H93ZM100 95V94H99ZM110 95V94H109ZM113 95V96H114ZM134 95V94H133ZM135 95L137 96L138 95V92H136L135 93ZM151 95H153V94H151ZM159 95H160V92H159ZM163 95V94H162ZM1 96V95H0ZM18 96V95H17ZM20 96H22V94L20 95ZM24 96H25V94H24ZM78 96V95H77ZM92 96H90V97H92ZM105 96V95H104ZM103 96V97H104ZM112 96V95H111ZM120 96V95H119ZM130 96V95H129ZM214 96V95H213ZM231 96V95H230ZM234 96V95H233ZM236 96H238V95H236ZM13 97H14V95H13ZM13 97H11V98H13ZM19 97V96H18ZM35 97V96H34ZM48 97H50V101L55 97H52V96H49L48 95ZM47 96H46V98H48ZM51 97H52V99H51ZM57 97V96H56ZM59 97H58V99H59ZM71 97V96H70ZM97 97V96H96ZM100 97V96H99ZM106 97V96H105ZM107 97H108V95H107ZM114 97H116V96H114ZM159 97V96H158ZM161 97V96H160ZM177 97V96H176ZM179 97V96H178ZM203 97V96H202ZM240 99L239 100H242L241 99V97H244V96H238ZM11 98H10V102L12 101L11 100ZM14 98H16V96L14 97ZM31 98H32V96H31ZM30 98V99H31ZM38 98V97H37ZM40 98V99H39ZM38 99L39 100H41V99H43V98H41V97H39ZM46 98L44 99L45 101H46ZM77 98V97H76ZM101 98V97H100ZM99 98V99H100ZM109 98H111L112 100H114L112 97H109ZM119 98V97H118ZM127 98H129V97H127ZM126 98V99H127ZM132 98V97H131ZM134 98V97H133ZM151 98V97H150ZM149 97L148 98H146L147 100L148 99H150ZM170 98V97H169ZM211 98H213V97H211ZM216 98V97H215ZM251 98H247L248 100H250ZM3 99V98H2ZM17 99V98H16ZM38 99H36V100H38ZM49 99V98H48ZM55 99H57V98H55ZM54 99V100H55ZM57 99V100H58ZM72 99H73V97H72ZM75 99V98H74ZM90 99V98H89ZM97 99V98H96ZM125 99V100H126ZM130 99V98H129ZM153 99H155V98H153ZM153 99H151V100H153ZM162 99V98H161ZM161 99H158V100H161ZM178 99H180V98H178ZM186 99V98H185ZM196 99H198V98H196ZM225 99V98H224ZM223 99V100H224ZM254 99V100H255ZM5 100V99H4ZM14 100V99H13ZM20 100V99H19ZM28 97L26 98L25 97V100H24V102L26 101V103H24L23 104V106H25V107H27V106H29V105H27V102H28ZM32 100V102H34V103H37V101H34L35 99L34 98H32L31 99ZM54 100H52V101H54ZM57 100H55V102H57ZM66 100V99H65ZM68 100V99H67ZM63 101V102H69V100L68 101ZM86 100V99H85ZM106 100V99H105ZM105 100H104V102H105ZM108 100V99H107ZM106 100V102H110V101H107ZM116 100V99H115ZM137 100H141L139 97L137 98ZM151 100L149 101V103L147 102V104H150V103H152L151 102ZM182 100V99H181ZM187 100V99H186ZM194 100H195V98H194ZM203 100V99H202ZM222 100V99H221ZM222 100V101H223ZM228 100V99H227ZM244 100H246V98H244ZM259 100H262V99H259ZM259 100H255L253 103H255L254 104V107L258 110V103H259ZM3 101V100H2ZM17 101V100H16ZM22 101H23V97H22ZM48 101V100H47ZM47 101H46V103H47ZM51 101V102H52ZM73 101V100H72ZM81 101V100H80ZM87 101H89L88 100V98H87ZM91 101V100H90ZM95 101V100H94ZM100 101V100H99ZM101 101H102V99H101ZM100 101V102H101ZM118 102L117 103H119V100H117ZM121 101V100H120ZM123 101V102H122ZM121 101V103H119V105L120 104H124V102H126V101H124V100H122ZM127 101H129V103H130V101H132V104H135L134 103V101H136V99H132V100H127ZM161 101H163V100H161ZM169 102H168V104L167 105H170L169 103H170V100H168ZM174 101V100H173ZM247 101V100H246ZM245 101V102H246ZM13 102V101H12ZM12 102H11V104H12ZM21 101H18V102H16V104L18 103V107L20 106L21 107V105H19V103H20ZM39 102V101H38ZM43 103H44V101H42ZM42 102H39L40 103V105L42 104ZM50 102V103H51ZM60 102V101H59ZM58 102V103H59ZM74 102V101H73ZM96 102V101H95ZM95 102H93V103H95ZM99 102V103H100ZM103 102V103H104ZM112 102V101H111ZM154 102V101H153ZM176 102V101H175ZM174 102V104L176 105L177 103H175ZM180 102V101H179ZM184 102V101H183ZM202 102V101H201ZM205 102V101H204ZM230 102V101H229ZM229 102L227 103L228 104V106H229ZM234 102V101H233ZM251 102H252V99H251V101H250V104H251ZM256 102H257V104H256ZM261 102V101H260ZM263 102H264V100H263ZM262 102V103H263ZM15 102H13V104H14ZM32 104V105H35V104ZM54 103V102H53ZM58 103H56V104H58ZM67 103H65V105L67 104ZM69 103H71L72 105H73V108H71L72 106H71V104L70 105H67V108L65 107V105H64V107H65V110L66 109H68V113L67 112H65V113H67L68 115L67 116H69V106H70V108L72 109V113L73 112H76V110L77 109H75L74 108V104L71 102V100H70V102ZM77 103V102H76ZM85 103H86V101H85ZM127 104V105H125L124 107H126L127 106V108H128V105H130L131 106V104ZM141 104L142 105V103H141V101H139L138 102V104ZM154 103H156V102H154ZM161 102H159V104H160ZM212 103L213 102H211V105H212ZM224 103V102H223ZM239 103V102H238ZM237 103V104H238ZM242 103H243V101H242ZM249 102L247 101V103L245 104V106H249V104H248ZM253 103L251 104V106L253 105ZM261 103V104H262ZM4 104H5V101H4ZM8 104V103H7ZM13 104L11 105V106H13ZM20 104H22V103H20ZM29 104V103H28ZM38 104V103H37ZM36 104V105H37ZM55 104V106H54V104H50V106L51 107H49L50 109H48V111H50V110H52V113L51 114H53V115H55L54 113H53V107L52 106H54V107H56L57 105ZM62 106H63V104L62 103H60ZM79 104V102L77 103V107H79V109H80V107H81V109H82V107H85L84 106V104H82V102H80V105L82 104L83 106H79L78 105ZM92 104V103H91ZM110 104V103H109ZM112 104V103H111ZM137 104V103H136ZM139 104V107H138V109H136L135 108V105H132V107H134V109L133 110H131L130 108H129V110H131L132 112H134V110H138L139 111V113L141 112L140 110H139V108H140V105ZM153 104V103H152ZM158 104V102L156 103V104H154V108H156L155 107V105H157ZM158 104V105H159ZM162 104H164V101H163V103H161V105H160V107L162 106V108H163V105ZM173 104V105H174ZM182 104V103H181ZM197 104V103H196ZM206 104V103H205ZM216 104H219V103H216ZM230 104H232V102L230 103ZM240 104H241V101H240ZM244 104V103H243ZM243 104H241V105H243ZM260 104V103H259ZM30 105H31V103H30ZM31 105V106H32ZM87 105H89V104H87ZM97 105H99V104H97ZM118 105V106H119ZM144 105H146V102L144 103ZM151 105V104H150ZM150 105H149V108H150ZM191 105H193V104H191ZM195 105V104H194ZM200 105V104H199ZM235 105V104H234ZM241 105H239L238 104V107L240 106L241 107ZM258 105V106H257ZM6 106V105H5ZM4 106V108H6ZM14 106H15V104H14ZM31 106H29V107H27V108H29V110L31 109V111H32V113H33V110H34V108L35 107H33L32 106V108H30ZM43 104H42V108H41V106H39L42 110L44 109L43 108ZM47 106H48V103H47ZM60 106V105H59ZM59 106H57V107H59ZM75 106V107H76ZM93 106V105H92ZM118 106H116V109H118L119 110V108H117ZM120 106H122L123 107V105H120ZM119 106V107H120ZM136 106H138V105H136ZM197 106V105H196ZM209 106V105H208ZM225 106V105H224ZM231 106V105H230ZM233 106V105H232ZM245 106H243V107H245ZM248 106H247V108H248ZM257 106V107H256ZM7 107H9L10 108V106L9 105H7ZM17 107V106H16ZM16 107H14V108H16ZM24 107V108H25ZM89 107V106H88ZM91 107V106H90ZM89 107V108H90ZM107 106H104V108L105 109H107L106 108ZM183 107H184V103H183ZM186 107H188V105H186ZM198 107V106H197ZM196 107V108H197ZM201 107H202V105H201ZM211 107V106H210ZM220 107V106H219ZM235 107V106H234ZM233 107V108H234ZM237 106H236V108L235 109H237L238 108ZM254 107L252 106V108L250 107V109H252V110H254ZM0 108H2V107H0ZM14 108H12V110H14ZM22 109V111H21V113L24 111V112H26V110H27V108L25 109V110H23L24 108L23 107H21ZM61 108V106L58 108V112H59V109ZM96 108V107H95ZM104 108H102V109H104ZM142 108V107H141ZM140 108V109H141ZM154 108H150V110H154ZM162 108H161V110H159V111H161L162 112ZM166 108V110H167V107H165ZM172 108V107H171ZM179 108V107H178ZM181 108V107H180ZM185 108V107H184ZM190 108V107H189ZM233 108H232V110H233ZM242 108V107H241ZM246 108V107H245ZM260 108H262V106L260 107ZM259 108V110H261ZM11 109V108H10ZM9 109V110H10ZM38 108L36 107L35 108V111L37 110ZM41 109H38V110H40V113L42 112L41 111ZM55 109V108H54ZM57 109V108H56ZM73 109H74V111H73ZM77 110V112L76 113H78V115H79V112L78 111H81V115H82V118H84V116H83V113L84 112H82V110ZM92 109V108H91ZM113 109H115V107L113 108ZM143 110H144V108H142ZM141 109V110H142ZM146 109V108H145ZM160 109V108H159ZM170 109V107L168 108V110ZM174 109H175V106H174ZM173 108L172 109H170V111L172 112V113H174L175 111H176V109L174 110ZM190 109H192V108H190ZM198 109V108H197ZM200 109L201 108H199V110H195L194 112H199L200 111ZM203 109H204V107H203ZM216 109H217V107H216ZM219 109V108H218ZM223 109V108H222ZM229 109H231V108H229ZM243 109V108H242ZM263 109V112H260L259 110V112H258V114L259 113H261V115L264 113V108H262ZM2 110V109H1ZM4 110V109H3ZM37 110V111H38ZM64 110V109H63ZM64 110V111H65ZM88 111L85 113V118L84 119H86V120H89V117L87 116V118H86V115H87V113H89V109H87ZM110 110H111V108H110ZM122 111H123V108L121 109ZM121 110H119V114L121 115V114H124V111L126 110H128V109H125L123 112L121 111ZM163 110H164V108H163ZM167 110V111H168ZM173 110H174V112H173ZM185 110H188V109H185ZM226 110H228V108L226 109ZM232 110H231V112H232ZM249 109H244V110H242L241 111V109H239V111L238 110H233V112L232 113H230V110H229V113H230V115H228L229 113H227V111H226V113H225V111L224 110H221V111H223V113H225L224 114V116L226 117V118H234L235 116H236V120L239 118L240 120H241V118L238 116L239 115V113L238 112H240L241 113V115L242 114H244L245 115V113L243 112V111H246V113H248L249 115H247V117L249 116L250 117V119H251V116H255V115H253V114H255L256 113V115H257V110L254 112V111H252V112H254V113H251L250 111H248ZM8 110L6 109V112H7ZM31 111H29L30 113L27 115V117L25 118V120L24 121H26V124L28 125V123L30 122V120H31V118H30V114H31ZM34 111V112H35ZM36 111V112H37ZM55 112H57L56 110H54ZM61 111V110H60ZM63 111V112H64ZM86 111V110H85ZM94 111H96L97 112V108H96V110L94 109ZM105 111V110H104ZM112 111V110H111ZM131 111H129V112H125V114L124 115H127L126 113H128V114H131L132 112ZM157 111V110H156ZM167 111H165V112H167ZM170 111H168L167 113H170ZM180 111V110H179ZM178 111V112H179ZM190 111V110H189ZM208 111V110H207ZM221 111H220V114L219 113H217V115L219 114V115H221V117H224L223 116V113L221 114ZM3 112H5V111H3ZM5 112V113H6ZM11 112V111H10ZM17 112H19V110L17 111L16 110V113ZM28 112V111H27ZM62 112V111H61ZM91 112V111H90ZM95 112V113H96ZM105 112H107V110L105 111ZM122 112V113H121ZM143 112V111H142ZM161 112H159L160 114L159 115H161L162 113ZM165 112H164V114L163 115H165ZM177 112V111H176ZM183 111H182V109H181V112H179V113H182ZM185 112H187V111H184L183 113H182V116L183 117H185L183 114H185ZM190 112H192L193 113V110L192 111H190ZM190 112L189 113H187V115H188V118H190L191 120H192V118H193V115H194V117H195V114H193V115H191L190 116ZM202 112H204V111H202ZM201 112V114L200 115H202L203 113ZM209 112V111H208ZM218 112V111H217ZM235 112V115L233 114ZM243 112V113H242ZM1 113V112H0ZM16 113H14V114H11V115H17ZM37 113H39V111L37 112ZM39 113V115H41ZM45 113V112H44ZM42 114L41 116H45L46 117V115H47V110H46V114ZM134 113H136V116H134L135 114ZM133 113V116H132V119L130 120H128V118H127V123H126V125L124 126V127H127V126H129V128H132V129H134V128H136L138 125L137 124H135L136 125V127L134 126V124L133 123H136V121L139 119H137V113L138 112H134ZM143 113H146V112H143ZM149 113H150V111H149ZM147 113L148 115H153L152 113ZM154 113H155V115H157V118L158 117H161V116H158V114H157V112H155V110H154ZM213 113H215V112H213ZM250 113H251V116H250ZM19 114H20V112H19ZM36 114V113H35ZM49 114V116L51 115L50 114V112L48 113ZM59 114H60V112H59ZM93 114V113H92ZM98 114H99V111H98ZM109 114H110V112H109ZM112 114V113H111ZM110 114V115H111ZM114 114H116V113H114ZM118 114V115H119ZM205 114V113H204ZM203 114V115H204ZM232 114V115H231ZM32 115V114H31ZM34 115V114H33ZM38 115V114H37ZM58 115V113L55 115V116H57ZM63 117L66 119L67 117H66V115L63 113ZM74 115H75V113H74ZM80 115V116H81ZM88 115H90V113L88 114ZM102 115V114H101ZM104 115H106V114H104ZM113 115V114H112ZM117 115V114H116ZM115 115V116H116ZM120 115L119 116H117V117H120ZM140 116L141 115H143V114H139ZM146 115V114H145ZM178 117H179V115L178 114H176ZM186 115V116H187ZM216 115V114H215ZM233 115H234V117H233ZM260 115V116H261ZM28 116H29V118L30 119H28L29 121H27V118H28ZM49 116H48V118H49ZM59 116H61L62 117V114H60V115H58L57 116V118H59L60 119V117ZM72 116H73V114H72ZM80 116H78V118L80 117ZM107 117L109 116V115H106ZM122 116V115H121ZM131 116V115H130ZM130 116L128 115V117L130 118ZM174 116V115H173ZM173 116H171V117H173ZM190 116V117H189ZM208 116H209V114H208ZM229 116V117H228ZM232 116V117H231ZM237 116H238V118H237ZM257 116H259V115H257ZM257 116H255L256 117V119H258V121L262 118V117H258L257 118ZM1 118H3L2 116H0ZM22 117H23V114H22ZM24 117H25V115H24ZM35 117V115L33 116V118ZM69 117H71V116H69ZM100 117V116H99ZM102 117V116H101ZM101 117H100V119H101ZM105 117V116H104ZM116 117V118H117ZM126 117V116H125ZM124 116L123 117H120L119 119H122V118H124L123 120L125 121V118ZM136 119H135V118ZM139 117V116H138ZM142 117V120L141 121H143V119H144V123H142V124H140L139 126L141 127V125H144L145 126V124H146V122H147V120L146 119H152V117H150V116H147V117H145V116H141ZM143 117H145V118H143ZM180 117H181V115H180ZM197 117H199V115H197ZM214 117H217L219 120H221L222 118L221 117H219V116H214ZM214 117H210L209 116V118H211V119H213ZM241 117H243V115L241 116ZM252 117V120L251 121H253L255 118H253ZM263 117H264V114H263ZM18 118V117H17ZM21 118V117H20ZM20 118L19 119H17V121L18 120H20ZM43 117H41V119H42ZM47 118V117H46ZM46 118H44V119H46ZM51 118H52V115H51ZM57 118H55L54 117V119H56V120H58L59 122H61L62 123V121H63V119H62V121H61V119L59 120V119H57ZM72 118V117H71ZM75 116H74V120H75ZM91 118V117H90ZM111 118V117H110ZM113 118H114V116H113ZM133 118L135 119V121L133 120ZM154 118V117H153ZM155 118H156V116H155ZM157 118L156 119H153V120H157ZM167 118V120L169 121V119H173V118H169L168 116H166L165 117V119ZM169 118V119H168ZM188 118H187V120L186 121H189L188 120ZM208 118V117H207ZM221 118V119H220ZM260 118V119H259ZM5 119V118H4ZM22 119H24V118H22ZM34 119H38V117H36V118H34ZM39 119H40V116H39ZM38 119V120H39ZM64 119V120H65ZM83 119V120H84ZM161 119V118H160ZM163 119V118H162ZM164 119V120H165ZM198 119V118H197ZM197 119L195 120V121H193V122H195V123H197ZM200 119V118H199ZM201 119H202V116H201ZM225 119V118H224ZM224 119H222V120H224ZM243 119H246V121H248V118H246V116H245V118L243 117ZM55 120V121H56ZM68 121H69V118L67 119ZM80 120V119H79ZM82 120V119H81ZM83 120H82V122H83ZM92 121H94L93 119H91ZM98 120V119H97ZM97 120H96V123H101V125H102V122H97ZM109 120V119H108ZM112 120V119H111ZM110 120V121H111ZM152 120V121H153ZM166 120V121H167ZM170 120V121H171ZM180 120H182L183 121V118L181 117L180 118ZM205 120V119H204ZM213 120H215V118L213 119ZM222 120L221 121H218L217 120V122H221V123H223L222 122ZM227 120V119H226ZM234 122H235V120L234 119H232ZM232 120H227L226 121V123L227 122H230V124L232 123ZM262 120V119H261ZM2 121H4L3 119H2ZM1 121V122H2ZM20 121H22V120H20ZM24 121H22L21 123H23L24 124ZM31 121H34V120H31ZM37 121V120H36ZM35 121V122H36ZM46 121V122H45ZM44 121V124L45 123H47V120H45ZM52 121H54L53 119H52ZM58 121H57V123H58ZM66 121V120H65ZM68 121L67 122H65V131H68L67 130V127H66V123H67V126H69L68 125ZM72 121V120H71ZM71 121H69V124H70V122ZM76 121V120H75ZM100 121V120H99ZM120 120H118V122H119ZM128 121H134L132 124H133V126H134V128H133V126H132V124L130 123V122H128ZM140 121V120H139ZM151 121V122H152ZM162 121V120H161ZM160 121V122H161ZM166 121H164V122H166ZM169 121V122H170ZM173 121V120H172ZM176 121V120H175ZM174 121V122H175ZM177 121H179V119H177ZM175 122L177 125L178 124H181L182 122ZM206 121V120H205ZM205 121H203V123L205 124V123H207V122H205ZM209 121V120H208ZM244 121V120H243ZM246 121H244L243 123L244 124H241L240 123V121L238 122V121H236V125H237V122L239 123V124H241L242 125V127L243 128H240V126L239 127H236V128H234L233 126L235 125V123H232L231 125H233V126H231L235 131H237V128H238V130H241L240 131V133H241V136H243L242 135V133H245V135L247 134V133H250L251 132V127H253L254 126V124H256V125H258L257 124V120H255V122L256 123H254V124H251L249 121H248V124L246 123ZM0 122V123H1ZM8 122H10L11 123V121H8ZM39 123H40V121H38ZM38 122H36L37 124H38ZM49 122L50 121H48V124H49ZM73 122V121H72ZM71 122V124H73ZM79 122V121H78ZM85 122V121H84ZM83 122V123H84ZM88 122V121H87ZM95 122V121H94ZM113 122V121H112ZM112 122H111V124L110 125H112ZM120 122H122V120L120 121ZM157 122H158V120H157ZM164 122H161L162 123V126H163V124H165ZM169 122H168V126H171L170 128H173L172 126L173 125H169ZM173 122V123H174ZM199 122H201V121H199ZM242 122V121H241ZM261 122H263V120L262 121H259V123H260V125H258L257 127L259 128L260 126H261ZM21 123L20 124H18V125H21ZM42 123H43V121L40 123L41 125H42ZM51 123V122H50ZM53 123V122H52ZM52 123L51 124H49L50 126L52 125ZM81 123V122H80ZM93 123V122H92ZM95 123V124H96ZM103 123H105V122H103ZM150 122H148V124H149ZM154 123H155V121H154ZM167 123V122H166ZM183 123H185L184 121H183ZM195 123H190V122H187L186 124H190V126L192 125L193 126V124H195ZM202 123V122H201ZM216 123V122H215ZM214 122H213V126H214V124H215ZM225 123V124H226ZM245 123H246V125H245ZM12 124V123H11ZM23 124H22V126H23ZM31 124V122L29 123V125ZM35 124V123H34ZM40 124H38V126H36L37 127V129H36V127L34 128V129H36L37 131L39 130L38 128H40ZM48 124H47V127H49L48 126ZM55 124V122L53 123V125ZM63 124H64V122H63ZM70 124V125H71ZM75 124V126H78L79 127V123L76 125V123H74ZM82 124V123H81ZM91 124V123H90ZM107 124H108V122H107ZM106 124V125H107ZM118 124V123H117ZM122 124V123H121ZM121 124H119V125H121ZM130 124H131V126L132 127H130ZM186 124H184V125H186ZM199 124V123H198ZM204 124H203V126H204ZM207 124H209V126L208 127H210V129H213L214 127L212 126V125H210V123H207ZM206 124V125H207ZM218 124V125H217ZM217 124H215L216 126H218V127H215V129L216 128H219V130H220V127L222 126V129H223V131H221V133L223 132V133H225L226 131H225V127H227L225 124H224V126L223 125H221L220 123H217ZM220 124V125H219ZM228 124V123H227ZM238 124V125H239ZM251 124V125H250ZM7 125H9V124H7ZM6 125V126H7ZM29 125L27 126V128L29 127ZM52 125V126H53ZM60 125V123H58V126ZM86 125V124H85ZM85 125H84V128H85ZM92 125V124H91ZM109 125V126H110ZM113 125H116V123L115 124H113ZM112 125V126H113ZM150 126H149V128L151 127V125H152V127H155L156 126V128L157 129H159V131L161 132V131H163V130H165L166 128L164 127V129L162 130V127L160 126V125H157V123H156V125L154 126L153 125V123L152 124H149ZM196 125V124H195ZM201 125V124H200ZM204 126L205 127V129H203L201 126H199V127H201L200 129H202V130H204L203 131V134H205V136H206V138H205V141L203 140V138L205 137L203 134V136L204 137H202L201 136V132L199 133L198 131H197V134H195L196 132H195V129H196V127L194 126L193 128L191 127L190 128V130L192 129V130H194V132L193 131H191V132H188V134H184V133H187V132H185L187 129H186V127H184V129H186V130H184V129H181L180 128V126L178 127V126H174L175 127V130H173V129H170L168 126H167V128H169L170 129V134H172L173 133V131H174V135L173 136H175V137H171L170 136V134H168V133H164V131L162 132V135H161V137H159V140H160V138H161V140L159 141L158 139H157V137H158V135H159V131H156V134H154L155 136H157L156 137V139L158 140V142H160V146L163 148L164 146H165V144L164 145H162L163 143H164V141H165V143H166V141H168V144H167V149H165L166 147H164L163 149H165V151H163V152H165V154L167 153V151H168V146H174V145H171L170 144V142H169V140L170 139H173V138H175L176 140H178V139H180V138H182L184 135H185V137L183 138V140L185 141V143H180V142H178V144L180 143L181 145V150H182V152L179 150V152H181V154H183L184 155V157H185V155H188L187 153H190V151H188V150H190V148L192 149V148H194V147H186L188 150H186V151H188V152H185L184 150H183V148L185 147V145H187L186 143H188L189 141L187 140L188 138V136H189V134H191L192 132L195 134V136L196 137H198L199 138V136H201V138L200 139H198V142L201 140L203 143L204 142H208L209 141V139L207 140V138L209 137L208 135H206L208 132H205L206 131V129L208 128L207 126ZM244 125H245V127H249L248 128V132H247V130L246 129H244ZM248 125V126H247ZM253 125V126H252ZM256 125H255V127H256ZM4 127L3 128V130H1V132L2 131H5L6 132V130L8 131L7 133H9L10 135L12 134H16V137L17 136H21V134H18V132L19 131H21V130H19V131H16V130H14V131H10L9 129H14L15 127V125H12L11 126V128L9 127V129H8V127L5 129V125L3 126V123L0 125V127ZM22 126L20 127L21 129H22V134H23V136H24V139H23V144H21L20 145V143H19V145H20V147L22 146V145H27V147H28V145H30L29 146V148L31 147V144H32V146H34L33 144H35V140H33V142L34 143H31V142H29L28 140L26 141L25 140V138L27 137V136H25V135H27V133L24 135V129L22 128ZM26 125H24L23 127H25ZM33 126L34 125H32V127H30V128H28V129H31V128H33ZM55 126V125H54ZM74 126V125H73ZM72 126V127H73ZM81 126H83V125H81ZM98 126H100V125H98ZM103 126V125H102ZM104 126H105V124H104ZM109 126H108V128H109ZM117 126V125H116ZM122 126H123V124H122ZM139 126H138V129H139ZM147 126V125H146ZM157 126H160L161 127V129H160V127H157ZM165 126V125H164ZM186 126H188V125H186ZM189 126V127H190ZM230 126V125H229ZM263 126H264V122H263ZM14 127V128H13ZM17 127V126H16ZM45 126H41V128L43 129ZM60 127V126H59ZM58 127V128H59ZM62 127H63V125H62ZM77 127V128H78ZM86 127H88V126H86ZM107 127V126H106ZM176 127L178 128V131L180 130L181 132L184 130V133L181 135L180 134V136H182V137H179V136H177V135H179V133H181L180 131L178 132V133H176L175 134V132H177L176 130ZM182 127V126H181ZM189 127H187V128H189ZM198 127V128H199ZM213 127V128H212ZM230 127V128H231ZM26 128V127H25ZM51 128H53V130H54V127H50V129ZM56 128H57V126H56ZM55 128V129H56ZM74 128V127H73ZM73 128H70V126H69V133L74 137V135L77 137V135L76 134H74L73 135V133H71V132H73L74 130H71V129H73ZM77 128H76V131L75 132H78V131H80V130H78L77 131ZM83 128V127H82ZM82 128H80V129H82ZM89 128H90V126H89ZM88 128V129H89ZM100 128V127H99ZM99 128L97 129V125H96V128H93L94 130H96V131H98L99 130ZM102 129H103V127H101ZM100 128V129H101ZM110 128L111 129H114V128H112L111 126H110ZM108 129V130H110V133L112 132L111 131V129ZM129 128L127 127V129L129 130ZM142 128V127H141ZM148 128V127H147ZM146 127H145V129H147ZM148 128V129H149ZM195 128V129H194ZM240 128V129H239ZM257 128V130L260 132V134H261V132L262 131H260L259 129ZM5 129V130H4ZM17 129H18V127H17ZM42 129L41 130H39L38 132L39 133H41V131H42ZM49 129V128H48ZM47 130V132L49 133L50 131L52 132V129L51 130ZM64 129H61V127H60V131H61V133H60V131H58V130H54L55 131V133L57 134H59V135H61L62 134V132H63V130ZM117 133H118V131H120L119 130V127H117ZM120 129H121V127H120ZM122 129H124V128H122ZM132 129H130L131 130V133L133 132V130ZM138 129H136V131H134V133L136 132H138L139 131V134H140V132H141V130H138ZM144 129V130H145ZM151 129V128H150ZM149 129V130H150ZM209 129V128H208ZM214 129V130H215ZM227 129H229L228 127H227ZM232 129V131H230L229 132V135H230V133L231 132H233L234 130ZM245 130V132H243L244 130ZM255 129V128H254ZM254 129H252V132H253V130ZM260 129L261 130H263L264 131V128L261 126L260 127ZM27 130V129H26ZM32 130V129H31ZM31 130H27V131H29V133L31 134V132H32V134L34 135V138H36V139H39L40 140V138H41V134L39 135L38 134V132H37V134L39 135V138H37L38 136L36 135V133H33V131H35V130H33V131H31ZM71 130V131H70ZM86 131H87V129H85ZM85 130H81L82 132L84 131L85 132ZM104 130V129H103ZM102 130V131H103ZM130 130H129V132L127 131V133H129V134H131L130 133ZM135 130V129H134ZM167 131L166 132H168V129H166ZM173 130V131H172ZM189 130V131H190ZM197 130V129H196ZM214 130H212L213 132V134H214ZM231 130V129H230ZM16 131V132H15ZM31 131V132H30ZM44 131H45V128H44ZM44 131L42 132V133H44ZM64 131V132H65ZM81 131L80 132H78V133H81ZM107 132L106 134H108V131L106 130V128H105V130H104V132ZM145 131H148V130H145ZM144 131V132H145ZM153 131V129L151 130V132H150V135H152V137L150 136V138H153V134H151V133H153L152 132ZM171 131H172V133H171ZM217 131V133H215L216 134V136H219L218 138H220V137H222V136H224L223 135V133H222V136H220V131L218 132V130L216 129L215 130V132ZM229 131V130H228ZM234 131V132H235ZM256 131V130H255ZM10 132H15V133H10ZM26 132V131H25ZM63 132V133H64ZM74 132V133H75ZM83 132V133H84ZM103 132V133H104ZM113 132H114V130H113ZM116 132V131H115ZM114 132V133H115ZM122 132H124L123 130H121V132L119 133V134H121L122 135ZM144 132H141V135L143 136L144 134ZM205 132V133H204ZM233 132V133H234ZM251 132V133H252ZM77 133V134H78ZM89 133V132H88ZM91 133H92V130H91ZM90 133V134H91ZM93 133H94V131H93ZM93 133H92V135H93ZM98 133H100V131L98 132ZM110 133H109V135H110ZM114 133H113V136H112V134H111V137H114L115 135H114ZM117 133H115V134H117ZM135 133V135L137 136V134ZM155 133V132H154ZM164 133V134H163ZM192 133V134H193ZM211 133V134H212ZM253 133H257V131L256 132H253ZM1 134V133H0ZM3 135H2V138H3V136H4V132L2 133ZM8 134V135H9ZM50 134V137H51V135L52 134H54V132H52V134L51 133H49ZM56 134H55V136H56ZM57 134V135H58ZM67 134H68V132H67ZM66 134V135H67ZM82 134V133H81ZM85 134V133H84ZM84 134L82 135L83 137H84V141H86L87 140V138H88V140L90 139L89 138V136L87 137V132H86V137L84 136ZM95 134H96V132H95ZM95 134H94V136H95ZM105 134V137L107 136L108 137V135H106ZM125 134L126 133H124V136H125ZM133 134V133H132ZM132 134L128 137V136H126L125 138H124V136L122 135V139H128V138H131V136H132ZM147 134V135H146ZM166 134L168 135V136H170V137H168V136H166ZM193 134V135H194ZM212 134V135H213ZM215 134H214V136L213 137H215ZM232 134V133H231ZM237 134V133H236ZM259 134V133H258ZM258 134L256 135V136H258ZM262 134H263V132H262ZM261 134V135H262ZM5 135H6V133H5ZM43 135V134H42ZM48 135V134H47ZM63 136V138H60L59 136H56V137H58V138H60L59 139V142H58V139L55 137V140L54 141H56L57 140V142L56 143H59V145L58 144H56V146H53V147H55V148H58L59 150H66V149H68V151H70L71 150V152L74 150V153H76V152H78L81 148H83V149H85V147H83L84 145H85V143H84V141H82V139H81V141H82V143H83V146H81L80 147V149L77 147V145H74L73 144V147L74 146H76L78 149H76L77 151H75V147L73 148L71 145V147H72V149L70 148V147H68L69 145L68 144H70V143H68V141H67V137H68V135L67 136H64V134H62ZM70 135V136H71ZM97 135H99V134H97ZM96 135V136H97ZM101 135V134H100ZM121 135H119V138L117 137V136H115L117 139H119V140H117V143H116V141H115V139L114 140H112L111 138H105L104 139V141H106V140H110L111 141V143L112 142H114V143H112V144H114V146L109 142V140H108V143H110V146H109V144L107 145L108 147H106V148H108V150H109V147L110 148H112L111 147V145L114 147V148H112L113 149V152H114V150H115V148H116V150L118 149V151L119 150H121L120 149V144L122 145V142L121 143H119V146H118V142H120V140H121V138H120V136ZM127 135V134H126ZM135 135H134V137H135ZM146 135V136H145ZM145 135H144V138L145 139H147V137H148V140H150L149 139V133L147 132H145ZM164 135L166 136V139L165 140H162V139H164L165 137H164ZM188 135V136H187ZM193 135H191V136H189V137H191V138H189V139H192L193 137L195 138V136H193ZM226 135H228V133H226L225 134V136ZM238 135H239V133H238ZM244 135V136H245ZM253 135V134H252ZM261 135H259V136H261ZM264 135V134H263ZM20 136H19V139H20ZM28 136H29V134H28ZM37 136V137H36ZM79 136H81V135H79ZM101 136H103V134L101 135ZM142 136L140 137V135H139V137H140V139L142 138ZM160 136V135H159ZM187 136V137H186ZM240 136V135H239ZM247 136V135H246ZM0 137H1V135H0ZM5 137V136H4ZM8 136L6 135V137L4 138V142H5V144L6 143H8L9 144V141H5V139L7 138ZM13 137V139H16V137L13 135V136H11V138ZM15 137V138H14ZM22 137V136H21ZM43 137H45V135L43 136ZM52 137H54V135L52 136ZM66 137V138H65ZM98 137V136H97ZM114 137V138H115ZM128 137V138H127ZM133 137V136H132ZM176 137H179V138H176ZM252 137H255L254 135L252 136ZM9 138V137H8ZM7 138V139H8ZM23 138V137H22ZM22 138L19 140L18 139V137H17V139L20 141V142H22L21 140H22ZM33 137L31 138V140L32 139H34ZM66 140H65V139ZM69 138V137H68ZM72 138V137H71ZM82 138V137H81ZM85 138H86V140H85ZM92 138H94V137H91V139ZM98 138H103V137H98ZM98 138H96V142H91L92 144H91V146L93 145V144H95V143H97L98 144V142L99 141H102V140H99L98 142H97V139ZM187 138V139H186ZM193 138V139H194ZM218 138H215V139H218ZM233 138V137H232ZM239 138V137H238ZM237 138V136H236V138L234 137L233 139H231L229 142H227L225 145H224V142H222L221 144L222 145H224V146H222V147H219V148H214V147H209V148H207V149H205L204 151H202V153H200L199 155H197L195 158H190V160H188V159H186V160H179V161H175V162H166L167 160H165V161H163V158L165 159L168 155L170 156V157H173V156H176V154H174L173 153V155H171L172 154V152H173V150H174V148H173V150H171V147H170V152H171V154H163V153H161L162 154V157H160L161 158V161L162 162H166V163H162L161 161H160V159L158 160V158L156 159V160H158V162L157 163H161V164H157V163H155V165L156 166H153V167H150V168H138V169H135L134 171H129V172H126V173H123L122 175H120V176H118V178L117 179H112L111 177L112 176H106V175H101V176H99V179L97 180V181H95V182H86V181H84V180H79V179H77V180H71V181H67V182H61V183H57V182H54L53 184H48V185H42V186H37V187H35L34 189H24V188H21V187H16V188H14L13 190H10V189H1L0 188V198H2L6 203H12L13 205H15V207H16V210H17V212L19 213V215L23 218V212L24 211H26V210H28V209H31V210H35V211H37L38 213H40L43 217L39 220V222L37 223V224H35V225H31V233H32V236H33V239L35 240V245L34 246H31V247H29L27 250H26V252H25V256H24V258H25V260L27 261V264H264V248H262L261 247V243H264V179H262V177H264V148H259V147H256V145L255 146H248V145H246V146H244V142L242 143V142H240L239 141V139ZM248 138H251V134H250V136L248 137ZM247 138V139H248ZM255 138H257V137H255ZM259 138V137H258ZM261 138V137H260ZM262 138H264V136H262ZM16 139V140H17ZM27 139V138H26ZM29 139H30V136H29ZM45 139V138H44ZM47 139V138H46ZM52 139H54V138H51V139H49L50 141H52V142H49V140L47 139V141L51 144V143H55ZM62 139H64L63 140V142H65V141H67V143L68 144H64L66 147H68V148H65L64 147V145L63 146H61V147H58V146H60V145H62L61 143H60V140H62ZM77 139V138H76ZM75 139V141H80V138H78V140H76ZM91 139H90V141H91ZM133 139V138H132ZM139 138L137 139L138 141L140 140ZM156 139H153L154 141H155V144H156ZM168 139V140H167ZM192 139V140H193ZM197 138H195V141L193 142V145H195V148H196V140ZM228 139H229V136H228ZM245 139V138H244ZM253 139V138H252ZM9 140V139H8ZM14 141L13 140V142H14V144L16 143L17 144V141ZM39 140H37V141H39ZM69 140H70V138H69ZM71 140H73V139H71ZM134 140H135V138H134ZM148 140H145L146 142H148ZM153 140H152V143H150V147H151V144H153ZM211 140V139H210ZM250 140V139H249ZM256 140V139H255ZM259 140V139H258ZM263 140V139H262ZM24 141H26L27 143H29V144H24L25 142ZM41 141L43 142V138L41 139ZM74 141V142H75ZM103 141V142H104ZM123 141V143H124V140H122ZM128 141H131L132 142V140L130 139H128ZM136 141V140H135ZM138 141H137V143H138ZM140 141H142L141 143L142 144H146V142L145 141H143V139H141ZM151 141V140H150ZM163 143H162V142ZM173 141H175V140H173ZM179 141V140H178ZM181 141H182V139H181ZM186 141H188V142H186ZM220 141V140H219ZM222 141V140H221ZM246 141H248V140H246ZM261 141V140H260ZM41 142V143H42ZM46 142V140L44 141V144H46L45 143ZM62 142V141H61ZM62 142V143H63ZM70 142V141H69ZM73 142V141H72ZM73 142V143H74ZM89 142V141H88ZM172 142V141H171ZM177 142V141H176ZM196 142V143H195ZM202 142H200V144L202 143ZM217 142H218V140H217ZM254 142H256V141H254ZM0 143H2V144H4L3 142H0ZM11 143H12V139H11ZM31 143V144H30ZM49 143L47 144V148H49L48 146H49ZM106 143V142H105ZM105 143H101V148H99L98 146L100 145H94V146H92L94 149L95 148H97L98 147V149H102L103 150V144H105ZM116 143V144H115ZM125 143H127V140L125 141ZM124 143V144H125ZM173 143V142H172ZM202 143V144H203ZM209 143V142H208ZM240 143H242V144H240ZM246 143H248V142H246ZM7 144V145H8ZM14 144H11V145H13L14 146ZM15 144V145H16ZM36 144H37V142H36ZM38 144H40L39 142H38ZM37 144V145H38ZM72 144V143H71ZM76 144H78V145H80L81 143H76ZM130 144V143H129ZM128 144V146H127V148H128V150L127 151H129L128 153L126 152V150H121V151H123L122 153H119V152H121V151H119V152H117L116 151V155L118 156V154L117 153H119V156H123L125 153V155L124 156H126V157H130L131 155H129V156H127L129 153L131 154V152H130V150L129 149H131L133 146H131L130 147V145ZM142 144H140L139 143V146H141ZM144 144V145H145ZM155 144H153V147H154V145ZM177 144V145H178ZM182 144L184 145V147L182 146ZM189 144V143H188ZM192 143L190 142V145H191ZM197 144H199V143H197ZM199 144V145H200ZM207 144V143H206ZM1 145V144H0ZM11 145H10V147H11ZM18 145V144H17ZM16 145V146H17ZM19 145H18V147H19ZM37 145H35V146H37ZM42 145V144H41ZM55 145V144H54ZM58 145V146H57ZM118 146V148L117 147H115V146ZM132 145V144H131ZM134 145H136L135 143H134ZM144 145H142L141 147H143ZM146 145H148L147 146V148L149 147V144L147 143ZM189 145V146H190ZM204 145H205V143H204ZM3 146V145H2ZM1 146V147H2ZM6 146V145H5ZM4 146V147H5ZM14 147V148H16V149H14L13 150V148L11 149V148H9V149H7V150H4V147L3 148H1V150L3 149V153H4V151H10V153L9 154H13L12 156L14 157L15 156V153L17 152L18 153V151L23 147H21L20 149L19 148H17V147ZM45 146V145H44ZM89 146H90V144H89ZM88 145H87V142H86V147L88 148L89 147ZM105 146H106V144H105ZM104 146V147H105ZM124 146H126V145H124ZM156 146V145H155ZM176 146V145H175ZM26 147V146H25ZM26 147V148H27ZM41 147H43V146H41ZM51 147H52V144L50 145V148L49 149H51ZM52 147V148H53ZM91 147V148H92ZM135 147V146H134ZM134 147H133V149H132V152H133V150H139L138 152H140L141 151V153L140 154H142V155H144V156H142V155H139V154H137L138 152H135V154H137V158H138V155L139 156H142V157H145V154H148L150 151L146 148V147H144L145 148V150L147 151H149L148 153L146 152L145 153V151H144V149L142 148V150H141V148L139 147V149H136V148H138L137 146L135 147V149H134ZM153 147H151V148H153ZM178 147V146H177ZM176 147V148H177ZM202 147H204V146H202L201 145V148ZM7 148V147H6ZM29 148H28V150L27 151H31V150H33V148L31 149V150H29ZM39 148H40V146H39ZM45 149H46V151H47V148H46V146L44 147ZM61 148V149H60ZM70 148V149H69ZM126 147H124L123 149H125ZM155 149H157V146L156 147H154ZM154 148H153V151L154 152H157L156 150H154ZM159 148V150H161V148L160 147H158ZM179 148V147H178ZM177 148V149H178ZM185 148V149H186ZM194 148V149H195ZM198 149L200 148L199 146L197 147ZM196 148V149H197ZM17 149H19V150H17ZM23 149V148H22ZM21 149V150H22ZM35 150H33V153H32V151L31 152H28V153H31V155L32 154H34V152L36 151V152H38L37 150H36V148H34ZM37 149H38V146H37ZM40 149H42V148H40ZM45 149L44 150H40V152H38L36 155H37V157H39L40 155L39 154H41L42 152H43V154L45 153ZM48 149V150H49ZM54 149V148H53ZM83 149H81V150H83ZM90 149V148H89ZM93 149V150H94ZM162 149V150H163ZM177 149L175 150V153H176V151H177ZM197 149V150H198ZM13 150V151H12ZM15 150H17L16 152H14ZM26 150L24 151L25 152V155L27 154L26 153ZM57 149H54V150H49V151H47V153L49 154V156L51 155L50 154V151H52L51 153L52 154H55V158H53V156L51 155L50 157L48 156V154H46L48 157H49V161L51 162H49L48 160H47V162H45V160H46V158H48V157H46L45 155H42V158H43V156H44V158L43 159H45V160H43L41 157V159H42V162L41 163H39V161H38V163L39 164H42L43 162H45V163H47V164H49V165H47V164H45V163H43L44 165H46L45 166V168L44 169H47L48 167H50L51 166V164L53 163V165H52V167H54V169L56 168V165H54V163H57V161H58V159H62V158H59L58 156H56L57 155V152H59L58 154H60V152H63V151H57V152H55ZM79 151V153H80V156L79 155H77V154H79V153H76V154H74L73 153V155L70 157L69 155V152H67V150H66V152L68 153H65V152H63V154H67L66 155V158H67V156H69L68 157V161L69 162H72L71 160L73 159L72 157H75L76 155L78 156V157H76V159L77 160H75V158H74V160L75 161H73V162H75V164L72 162V163H70L71 165H67V163H65L69 168H70V170L73 168L72 167V165L74 166V165H78L79 163H77L76 161H78L79 162V160H80V158L79 157H81V160H80V162H83L82 160H84L85 158H86V156H87V154H86V152H87V150H86V152L83 150V151ZM97 150V149H96ZM96 150L95 151H92V152H95L94 153V158H97V156L98 155H100L101 156V153L102 152H105V151H102L100 154H98L97 152H98V150H97V152H96ZM107 150V151H108ZM158 150V149H157ZM162 150H161V152H162ZM8 151V152H9ZM151 151H152V149H151ZM193 151H195V150H191V153H193ZM12 152V153H11ZM21 152V155H23L24 154V152H23V154H22V151H20ZM35 152V153H36ZM55 152V153H54ZM83 152H85V154H86V156L84 155V157H83V159H82V155L81 154H83ZM100 152V151H99ZM110 152H111V154H110ZM110 152L108 151V155H106V156H109V154L110 155H112L111 157H112V159L113 158H115V157H113V154H112V151L110 150ZM144 154H143V153ZM153 152V153H154ZM178 152V151H177ZM179 152H178V154H179ZM185 152V153H184ZM195 152H197V151H195ZM194 152V153H195ZM198 152H199V150H198ZM197 152V153H198ZM5 153H7V152H5ZM16 153V154H17ZM89 153L91 154V151L89 150ZM98 155H97V154ZM152 152H150V154H153ZM158 153V154H157ZM157 153H154L155 155H159L160 153L159 152H157ZM2 154V153H1ZM1 154H0V156H1ZM89 154V155H90ZM97 156H96V155ZM105 154H106V152L104 153V155L103 156H99V158H97L98 159V161H99V159L100 160H102L101 158H103V157H105V159H106V156H105ZM134 154V153H133ZM153 154V155H154ZM18 155H20V154H18ZM28 155V154H27ZM27 155H26V159H27ZM30 155V154H29ZM28 155V156H29ZM31 155L29 156V158L30 159H32L31 158ZM39 155V156H38ZM92 156H93V154H91ZM153 155H150V156H148V155H146V157H150V158H148L149 160L150 159H153V157H156L155 155L153 156ZM165 157H164V156ZM180 155V154H179ZM183 155H180L181 157L183 156ZM191 155V154H190ZM195 155V154H194ZM2 156H7L8 157V153H7V155L5 154H3ZM11 155H9V157L8 158H6V160H8L9 158L12 160L13 158H11L10 157ZM33 156V155H32ZM62 156V154L60 155V157ZM118 156V157H119ZM121 156V157H122ZM178 156V155H177ZM180 156H179V158H180ZM17 157V161H18V163H19V160H21V158L23 157H21L19 160H18V156H16ZM35 154H34V159H35ZM37 157H36V159H37ZM58 157V158H57ZM63 157V156H62ZM89 157L90 156H88L87 158H88V162L87 163H89L90 161H91V159L89 160ZM110 157V156H109ZM108 157V158H109ZM118 157L117 158H115V159H118ZM125 157V158H126ZM132 157V156H131ZM131 157L130 158H126V159H129V161H130V159H131ZM135 157V158H136ZM159 157V156H158ZM3 157H1V159H2ZM25 158V157H24ZM24 158H22V159H24ZM28 158V159H29ZM51 158H53V159H56V161L55 160H53V161H51ZM70 158V159H69ZM72 158V159H71ZM93 158V157H92ZM125 158H122V160L124 159L125 160ZM137 158H136V160H137ZM141 158V157H140ZM140 158H138V159H140ZM183 158V157H182ZM186 158V157H185ZM189 158V157H188ZM26 159H24V161L22 162V164H26ZM27 159V160H28ZM35 159V160H36ZM79 159V160H78ZM97 159L95 160L94 159V161L96 162L97 161ZM104 159V158H103ZM110 159V158H109ZM109 159H107L106 161H108ZM115 159H113V161L115 160ZM142 159V158H141ZM147 159V160H148ZM166 159H170L169 157H167ZM3 160H4V158H3ZM3 160H1L2 162H3ZM11 160H8V163L11 161ZM14 160V159H13ZM35 160H33V162L35 161ZM38 160H40V159H38ZM59 160V162H60V165H62V167L61 166H59V167H61V170L59 169V170H57V168H56V170L55 171H63L64 170V165L65 164H61V163H64V162H61ZM63 160H65V158L63 159ZM67 160H65V162H67ZM93 160V159H92ZM119 162L121 163V158L119 157ZM156 160L154 159L153 161L152 160H150L151 161V163L149 162L148 164L150 165V164H152V163H154V161L156 162ZM15 161V160H14ZM13 161V164L15 163V166L13 165L12 167L13 168H15L16 170L18 169L19 170V168L20 167H18V166H16V165H19L20 166V164H16L17 162H14ZM26 161V162H25ZM28 161H31V160H28ZM55 161V162H54ZM93 161V162H94ZM112 161V163H113V166H111V164H109L111 167H109V165H108V167H106L107 165H104L103 166V164L105 163V160L103 161L102 160V164H100L101 163V161H99V162H96V163H99L100 165H99V167L100 168H102V170H103V173H104V168H105V172H107L106 170L108 169V168H110V170L112 169V168H114V171H115V173L116 174H119V173H121V172H123L122 170H120L121 168H120V166L119 167H117V165L115 164L114 165V163L116 162V160H115V162H113ZM128 160H126V162H127ZM4 162L5 163H7L5 160H4ZM85 162H86V159H85ZM108 162H110L111 163V160H109ZM126 162H125V164H126ZM140 162V161H139ZM1 163V162H0ZM11 163H12V161L9 163V164H7L8 165V167L9 168H11V166H9V165H11ZM20 163H21V161H20ZM28 163V162H27ZM36 163H37V161H36ZM35 163V167H36V164ZM86 163V164H87ZM91 163V165H94V164H92V161L90 162ZM120 163H118V161H117V164L119 165ZM122 163H123V161H122ZM129 162H127V166H129L128 168H131L132 166H134V165H129L128 164ZM144 163V162H143ZM32 166H31V165ZM34 163H30L29 162V166L31 167L30 169L28 168V170L31 172V173H36V171L34 172V170H36V169H32V168H35V167H33L34 165H33ZM132 164H134V163H132ZM145 164V163H144ZM147 164V163H146ZM145 164V165H146ZM0 165H6V164H0ZM6 165V166H7ZM43 165V166H44ZM58 165H59V163H58ZM57 165V166H58ZM80 166H82L83 167V165H85V164H83V165H81V164H79ZM90 165V166H91ZM96 165V164H95ZM140 165V164H139ZM138 165V166H139ZM143 165V164H142ZM4 167V169L2 168V166H0L3 170H6L7 169V167ZM23 165H21V168L20 169H23L24 168V171L27 169H25V165H24V167H22ZM38 166H40V165H38ZM48 166V167H47ZM66 166V167H67ZM72 168H71V167ZM88 168H86L85 166H84V168H83V172L84 173H86V169H90L91 167L89 166V164L88 165H86ZM96 166H98V165H96ZM96 166H94L95 168H93V171L94 172H92L91 170H92V168H91V170L90 171H88L87 170V173H86V176L87 175H91V177H92V174L94 175L95 174V172H96V174H100V172H101V174H102V171L100 170L99 171V173L97 172L98 170H97V168H96ZM103 166V167H102ZM123 166V165H122ZM137 166V165H136ZM141 166V165H140ZM79 167V166H78ZM98 167V168H99ZM124 168L123 169H125V167L126 166H123ZM135 167V166H134ZM6 168V169H5ZM9 168H8V170H9ZM41 169H42V172L44 173V171H43V168H42V165H41V167H40ZM63 168V169H62ZM69 168L67 169V171H70L69 170ZM77 168V167H76ZM79 168H81V167H79ZM78 168V169H79ZM86 168V169H85ZM120 168V169H119ZM127 168V167H126ZM1 169V170H2ZM49 169V168H48ZM47 169V170H48ZM51 169V168H50ZM49 169V170H50ZM65 169V170H66ZM74 169H75V166H74ZM82 169V168H81ZM94 169H96V171L94 170ZM132 169V168H131ZM0 170V171H1ZM8 170H6V171H8ZM16 170H15V172H16ZM27 170V172L29 173V171ZM32 170H33V172H32ZM38 170V169H37ZM73 170V169H72ZM77 170V169H76ZM10 171H12L11 169H10ZM21 171V170H20ZM20 171L18 172L17 171V173L19 174L20 173ZM41 170L39 169L37 172L39 173ZM66 171V172H67ZM108 171H109V169H108ZM3 172V171H2ZM1 172V173H2ZM14 172V173H15ZM42 172H40L41 174H43ZM50 172V171H49ZM48 171H46V173L47 174H51V172H53L54 174L56 173V172H54L53 170L49 173ZM64 172V171H63ZM65 172V174H67ZM75 172V174H74V176L77 174L76 172H78V170L77 171H75V170H73L72 171V173L71 172H69V173H71L70 174V176L72 177L73 175V173ZM80 172V171H79ZM83 172H81L80 174H82ZM89 172H90V174H89ZM91 172H92V174H91ZM3 173H5V172H3ZM7 173V172H6ZM37 173V174H38ZM38 174V177H39V175L40 176H42L41 174ZM46 173H44L45 175H46V177H47V174ZM57 173H60V172H57ZM7 174H9V175H7ZM7 174H3V175H7L6 177H10V179L12 178L11 176H16L15 178L16 179H18V178H21L20 177V175H14V174H11L10 175V173H7ZM43 174V175H44ZM54 174H51V175H54ZM79 174V173H78ZM77 174V175H78ZM29 175H31L30 173H29ZM44 175V176H45ZM59 175L61 176L62 175V172H61V174H58V175H54V176H58L59 177ZM83 175V174H82ZM85 175V174H84ZM83 175V176H84ZM17 176H18V178H17ZM62 176H64V175H62ZM69 176V178H71ZM79 176V175H78ZM82 176V177H83ZM96 176V175H95ZM6 177H5V179H6ZM14 177L12 178V181L14 180ZM36 177V176H35ZM51 177H53V176H51ZM90 177V178H91ZM0 178H1V174H0ZM4 178V177H3ZM23 178V177H22ZM31 178V177H30ZM8 180V179H7ZM20 180H22V179H20ZM3 181V180H2ZM9 181V180H8ZM23 183V182H22ZM160 183H168V186H163V187H161L159 184ZM166 189V190H165ZM99 194L102 196V201H100L99 199H98V197H99ZM225 232H228V235L232 238V240H235V241H237V243H236V245H233V243L231 242V241H229V243H227V244H225L224 243V241H225V239H226V237H225ZM248 240H251L252 242H254L255 244H256V248L255 249H252L251 251L249 250V248L247 247V242H248ZM242 241V242H241Z\"/></svg>",
	"mask_w": 264,
	"mask_h": 264
},
{
	"label": "rangeland",
	"instance_id": "2",
	"mask_svg": "<svg viewBox=\"0 0 264 264\" xmlns=\"http://www.w3.org/2000/svg\"><path fill=\"white\" fill-rule=\"evenodd\" d=\"M5 1H6V3H5ZM5 1H3V4L5 5L4 9H6V11H7V10H8V11H7V12H5V11L2 12L3 15H5V16H2V13H0V14H1V17H0V55H1V56H0V76H1V77H0V95H1V96H0V107H2V108H0V112H1V113H0V116H2V117L4 116L3 118L0 117V122L2 121V119L4 120V121H2V122L0 123V125L3 123V126L5 125V129H6L8 126L11 128L12 125H15V126H14L15 128L13 127L14 129H12V128L9 129V127H8V129H9L10 131H11V130H12V131H14V130H16V131L21 130V131L18 132V134H21V136H22L23 138L19 135V136H20V139L22 138V140H21L22 142L19 141V140H20V139H19V136H17L19 140L17 139L16 134H13V135L16 137L17 140H16V139H13V137L11 138V136H13V135H12V134L10 135L9 133H7V132H8L7 130H6V132H5V131H2V132H1V130H3V128H4V127L1 126V127H0V129H1V130H0V133H1V134H0V135H1V137H0V142H3L4 144L0 143V144H1L0 147L3 145V146L1 147V148H3V147L6 145V146L4 147V150H7V149H9V148H11V147H12L13 150H14V149H16V148H14V147H15L17 144H18V145H19V143H20V145L23 144L24 136H23V134H22L23 132H22V129H21L20 127H21L22 124H23V123H21V122L25 120V118L27 117V115L30 113L29 111H31V109L29 110V108H27V107L31 106V105L34 103V102H32V100H31L32 98H34V99H35L34 101H37V103H38V104H37V103H34L35 105H32L33 107H35V108L37 107L38 109H41V108H42V104L44 105V106H43L44 109H43V110L41 109V111H42L41 113L43 114V113L45 112L44 114H46V110H47V115H46L47 118H46L45 116H41L42 114L40 113V110L37 109V110L39 111V113L41 114V115H39V113H37L38 111L36 110V111H37V112H36V111H35V108H34L33 113H32V111H31V114H32V115H31V114L29 115L30 118L32 117L31 120H34V121H31V120H30V122H31L30 125H29L30 122L28 123V125H29L28 128H30V127H32V125H34L33 128H31L32 130L27 128L28 125L26 124V121H24L23 126L26 125V126H25L26 128L23 127V126H22V128L24 129V135L27 133V135H25V136H27V137H26L27 139L25 138V140H26V141L28 140V141L31 142V143H34V142H35V144H33L34 146H32V144L30 143V144H31V147H30L31 149L33 148V150H35L34 148H36V150H37L38 152H40V150L42 151V150L45 149V148H44L45 146H46V148H47V144H48L49 142H52V141H50L49 139L54 138V139H52V140L54 141L56 136H59L60 138H63V137H62V136H63L62 134H64V136H67V135L69 134L68 137L70 138V140H69V138L67 137V141H68V143H70V144H68L67 141L63 142V140L66 138V137H65L64 139L60 140V143H61L62 145L58 146L59 143H56V142H57V140H56V141H54L55 143H51V144H52V147H53V146H56V144H58V145H57L58 147H61V146H63L64 144H65V145L68 144V145H69L68 147H70V148L72 149L73 144H74V145H77V147L79 146L78 148L80 149V147L83 146L82 141H84V137H83L82 135H83L84 133H85V134H84L85 137H86V132H87V134H88L87 137L90 135V136H89L90 139H91V137H94V138H92L91 141H90V139L88 140V138H87V140H86V138H85L86 141H84L85 145H84L83 147H85V149H86V150L88 149V150H87V152H86L85 149H83V148H81V149H83V150L86 152V154H87V153H88V154H87V156H86L85 152H83V154H81V155H82V159H83L84 155L86 156V158L84 157V158L86 159V162H85V159L82 160L83 162H80L81 157H79V158H80V160L78 159L79 162H78V161H76V162L79 163V164H81V165H83V164H85V165H83V167L80 166L79 164H78V165H74V166H75V169H74V166H73V165H72L73 168L70 166L73 170H75V171L78 170V172H76L77 174L79 173V174H78L79 176H78L77 174L74 176V174H75V172H74V173L72 174V175H73L72 177L70 176V174L72 173L73 170H72V169L70 170V168H69L68 166L71 165L70 163H72L73 161L77 160L76 157H78L77 155L80 156V153H81V152L79 153V151H80L81 149H80L78 152H76V153H79V154H77L75 157H72L73 159L71 158V159H72V160H71L72 162H69L70 160L68 161L67 159H68L69 156L71 157V156L73 155V153H74V150H73V149H72V150H73L72 152H71V150L68 151V149H66L67 152H69V154H70V153L72 154V155L70 154V155L67 156V158H66V155L68 154V153L66 152V150H65V151H64V150H59L58 148L53 147L54 149H57L55 152H57V151L59 150V151H63V152H65V153H67V154L65 155V154H63V152H60V154H58L59 152H57V155H56V156H58L59 158H62V159H61V160L58 159L57 163H54V165H56V168L58 167L60 170H61L62 165H60L59 160H60L61 162H64V163H61V164H65V163H67V165L69 164L68 166H67L66 164L64 165V167H63V168H64V170H63L64 172H63V171H55L56 168L54 169V167H52L53 163L51 164L50 167L47 166L49 169L51 168L50 170H49L48 168H47L48 170H47V169H44L46 165H44L43 163L47 162V160L49 161V157H50L51 155L53 156V158H55V154H52V153H53L52 151H50V154H51L50 156H49V154H48L49 152L47 153V151H49V150H54L52 147H51V149H49V148H50V145H51L50 143H49V146H48L49 148H47V151H46V149H45V153L43 154V152H42L41 154H39L40 156L38 155L39 157H37V155H36L38 152H36V151H35L36 153L34 152L35 156L37 157V159H36V157H35L36 160L34 159V154H32V155H33V156H32L31 153H28V152H31V151H32V153H33V150H31V149L29 148L30 145H28V147H27V145H25L27 148H26L24 145H22L23 147H22V146H21V147H22L23 149L20 147V145H19V147H18V145H17L16 147L19 148V149L21 148L22 150H21V149H20V150L17 149V150H19L18 153L16 152L17 150H15L14 152H16L17 154L15 153V156H14V157L12 156L13 154H9V153H10V151H9L10 149L8 150L9 152H8V151H4V153H3V149L1 150V148H0V154L2 153L1 156H0V162H1L0 164H6V165H7V164H9V163L12 161L11 165H9V166H11V168H9L8 165H7V166L5 165V166L7 167V169L5 168L6 170H8V168H9L8 171L3 170L4 167H5L4 165H0V166H2V168H3V169H2V168L0 167V170L2 169V170L0 171V174H1V178H0V188H1V189H6V188H7V189H10V190H13V189L16 188V187H21V188H24V189H29V188H30V189H34V188L37 187V186H42V185H45V184H46V185H48V184H53L54 182L61 183V182H67V181L77 180V179H79V180H84V181H86V182H95V181H97V180L99 179V176H101V175L112 176L111 178L115 180V179L118 178V176L122 175L123 173L129 172V171H134L135 169H138V168H150V167L156 166L157 164H161L160 162H159V163H157V162H158L159 159H160V161H161V158H160V157H162V154H161V153L165 154V152H166L165 149H167V144H168V141H166L167 144L165 143V141H164V143L161 141V142L163 143L162 145L165 144L164 147H166L165 149H163L164 147L162 148V147L160 146V145H161L160 142H158L159 137H161L163 131H164V133H168V134H170V132H169L170 129H173V128H174L173 130H175V127H174L175 125H176V126H178V125L180 126V125H181V126H182V127L180 126L181 129H184V127H186L187 130L184 129V130H186L185 132H187V131H188V132H191V131L194 132V130H192V129L190 130V128H191V127L193 128V127L195 126L196 129H197V130H196V129L194 128V129H195V132H196L195 134H197V131L199 130L198 132L200 133V132L202 131L200 134H201L202 137H204V136H205V134H203V131H204V130H202V129H200V128L202 127L203 129H205L204 126H205L207 123H210V125L213 126V122H214V123L216 122L215 124L220 123L221 125L224 126V124L226 123L227 120H228V121H229V120H232V119L235 120V122L232 120V123H235V125L233 124L234 126L231 125L232 123L230 124L231 121H230V122H227L228 124H227V123L225 124L226 126L228 125L227 127L229 128V129H227V127L224 126V127L226 128L225 131L227 130L225 133H223L224 131H223V129H222V126L220 127V130H219V128H216V129L218 130V132L220 131V136H222V133H223V135H224V136H222V137H220V138H218L219 136H216V134H215V133H217V131L215 132V130H216L215 127H218V126H216V125L214 124V126H213L214 128L212 127L213 129H210V127H208L209 124H207L206 126H207L209 129L207 128L205 132H208V131H209V132L206 134V135L209 134V135H208L209 137L207 138V140L209 139V141H208L209 143H208V142H204L205 145H204V143H203L201 140L198 142V139H200L201 136H199V138H198V137H196L198 134L195 136V134H194L193 132H192V133H193L194 135H193L192 133L189 134V136L193 135V136H195V138H197V139H196V140H197V141H196L197 143H199V144H200V142L203 143V144L201 143V144L199 145V144H197V143L195 142V143H196V148H197L198 146L200 147L199 149L197 148V149L199 150V152H198V150L195 148V145H193V142L195 141V138H194V137H193L194 139L192 138V139L194 140V141H193L192 139H189V138H191V137H189V136L187 135L188 137H187V136H186V137H187L188 139H187V138H186V139H187L189 142H188V141H186V142H188L189 144L186 143L187 145H185V147H184V145L182 144V146L184 147L183 150H184L185 152L190 151V153H187L188 155H185L186 158L184 157L183 154H181L182 150H181V146H180L181 144H180V143H182V142L185 140V139L183 140V138L185 137V135H184L183 137L180 136V134L182 135V134L184 133V130L182 131V132H183V133H182V132L180 131V130H181V129H180L179 131H180L181 133H179V135H177V136L182 137V138L178 139L179 141L176 140L175 138L170 139V140H169L170 144H171V145H174V146H168L169 149H168V151H167V153L169 152L168 154H171L170 151L173 150V148L175 147L171 155H173V153H174V154H176V156L170 157V156L166 153V154L168 155L167 157L170 158V159H166L167 157H166L165 159L163 158V161L167 160L166 162H175V161L186 160V159L190 160V158H191V159H192V158H195L197 155H199L200 153H202V151H204L205 149H207V148H209V147L219 148V147L224 146V145H225L227 142H229L231 139H233L234 137L236 138V136H237V138L239 137L238 139H239L240 142H242V143L244 142V143H243L244 146H246V145H248V146H255V145H256V147L264 148V138H262V136H264V135H263V134H264V131L260 129L261 126L264 128V126H263V122H264L263 114H264V113H263L262 115H261V113L258 114L259 111H260V112H263V109L260 108V107L262 106V104H264V102H263V100H259V99H261V97H260L259 99H255V98H258V97H259L257 94H259V95L261 96V93H260V86L258 85V84H259L258 79H257V82L255 83V84H257V86H252V85H251V87H249L250 85H248V86L245 87V86H243V83H242V85H241L238 89L235 88L234 83H233V78L231 77V74L229 73V75H228L227 77H226V76H223L224 73H225L226 71H228V69H229L228 66H230V65H228V64H231L230 59H225V58H224V59H223V58L220 59V58H217V57H219V55H220V57L222 56V55H221L222 52L230 51L231 46H230L229 48L227 47V50H225V51H221V52L218 51V52H219L218 56H213V55H217V53H218V52L216 53L215 49H214L213 51H212V50L209 51V50H207L206 48L198 47L197 44H195L196 42H188V38L185 40V37H186V36H185V35H182V34H179L180 36L182 35L181 39H182V40H185V41H187V42H182V43H181V41H180V40H181V39H180V36H178V39H177V38L175 39V40H179V39H180V40L178 41V43L180 42L179 45H178V44H176L177 42L174 40L175 37L173 38V36H170L169 33H166V32L168 31V29L171 27L172 23H173L172 26H175V24H176L175 22L180 18L181 15H186V14L188 15V13L191 11V9L188 10L189 12L187 11V7L185 6L186 3H185V5H184V3H183L185 0H180L181 3H182V4H180V5H182V6L179 5V6H180V9H178V7H176V5H178L179 2H180V1L178 2V0H175L174 5H172L173 0H172L171 3H170V1H169V3H170L171 5L168 4V3H167L168 1H166V0H165L166 2H165V1H164V2H163V1H159L160 4L162 3V4L164 5V6H161V7H160L161 9L163 8L161 12L159 11L160 14H161V16H160V14H159V12H158V9H157V13H158L159 15L156 13V10L154 9V8H156V7L152 6L153 3H151V0H143L142 3H141L140 0H139V1H136V2H135V0H134V1L131 0V2H129V3H128V1H130V0H128V1H127V0H123L122 2H121V0H120V2H119V0H115V1L118 3L117 5L114 4L115 6L113 5V3H116V2H114V0H109V1L111 2V4H109L110 2H108V1L100 0V3L98 4V5H100V6L97 5V3H98L99 0H95V1H94V0H74V1L70 0V2H69V0H59V1H58V0H52V1H51V0H49V1H48V0H38V1H37V0H18V1H17V0H13V1H12V0H5ZM7 1H8L9 3H10V1H11V3L9 4ZM14 1H15L16 3H15ZM23 1H24V3H23ZM45 1H46V4H45ZM63 1H64V2H63ZM93 1H94V2H93ZM96 1H97V2H96ZM112 1H113V2H112ZM144 1H145V2H144ZM253 1H254V0H253ZM257 1H258V3H257ZM257 1L255 0L254 2H255L256 4H259V3H260V5L263 6V7L261 6L262 9H261V7H258V8H259L258 10H260V11H258V10L255 9V10H252V12H251V11L244 12V14H245V15H249L250 13H251V14L255 13L257 16H256L255 14H253V15L250 14V16H254L255 18H257L256 20L259 21V18L264 17V12H263V10H264V4H263L264 1H263V0H257ZM18 2H19V3H18ZM26 2H28V3H26ZM56 2H57V3H56ZM67 2H68V3H67ZM80 2H81V3H86V5H84V4H80ZM91 2H92V4H94V3L96 2L95 5H96L97 7L95 8V5H93V6H94V7H93L91 4H89V3H91ZM103 2H104V5H106L105 3L108 2L107 6H108L109 8L106 7V6H104V5L102 4ZM132 2H134V5H132V6H134V7L131 6L132 9H129V8H130L129 5L133 4ZM137 2H138L139 5L137 4ZM185 2H186V1H185ZM61 3H62V4H61ZM87 3L89 4V6H87ZM130 3H131V4H130ZM147 3H148V4H147ZM166 3H167L168 6L166 5ZM7 4H8V5H7ZM17 4H18L19 6H20V4H22V6L19 8V7L17 6ZM41 4H42V5H41ZM50 4H51V5H50ZM57 4H58V5H57ZM63 4H64V5H63ZM78 4L80 5V7L78 6ZM101 4H102V9H103V10L101 9ZM128 4H129V5H128ZM135 4H136V6H135ZM140 4H141V5H140ZM144 4H146V5H144ZM162 4H161V5H162ZM6 5H7L8 7H7ZM46 5H49V6L47 7ZM70 5H71V6H70ZM82 5H84L83 8H81ZM90 5H91V6H90ZM112 5H113V6H112ZM126 5H128V6H126ZM9 6H12V11H9ZM16 6H17L20 10L17 8V11H16V9H15ZM35 6H36V7H35ZM57 6H58V7H57ZM69 6H70V8H71L73 11L76 9L75 12H70V11H72V10L70 9V11H69V9H67ZM72 6H73V7H72ZM85 6H86V9L84 8ZM103 6H104V7H103ZM120 6H121V7H120ZM138 6H139V7H138ZM142 6H143L144 8H143ZM150 6H151V7H150ZM172 6H173V9H174V10L171 9ZM184 6H185V7H184ZM23 7H24V8H23ZM59 7H61L62 9L59 8ZM64 7H65L66 9H65ZM87 7H90V8H87ZM110 7H111V8H110ZM117 7H118V8H117ZM119 7H120V8H119ZM137 7H138V8H137ZM145 7H146V8H145ZM164 7H165V8H164ZM166 7H167V8H166ZM13 8H14L15 11L17 12V14H16V12H14V9H13ZM33 8H34V9H33ZM37 8H38V9H37ZM44 8H46V9H44ZM93 8H94V9H93ZM107 8H108V10H107ZM112 8H113V9H112ZM134 8H137V9H135L136 12H134ZM141 8H142V9H141ZM160 8H159V9H160ZM176 8H177V9H176ZM22 9H23V10L26 9V10L23 11V15H22ZM47 9H48V10H47ZM63 9H64L65 11H64ZM81 9H83L84 12H83ZM88 9H91V10H92V9H93V10H96V9H97V10H96V12H94V11H88ZM105 9H106V11H105ZM109 9H110V10H109ZM115 9H116V10H115ZM143 9H144V10H143ZM146 9H147V10H150V9H151V10H150L151 12L148 11V14H146V13H147V10H146ZM152 9H153V10H152ZM18 10L21 11V13L18 12ZM35 10H36V13H35L36 16L33 15L34 12H35ZM44 10H45V11H44ZM51 10H52V11H51ZM111 10H112V11H111ZM117 10H118L119 13H117ZM130 10H131V11H130ZM132 10H133V11H132ZM137 10L141 11V12H140L141 14H140L139 11H138V15H135V13H137ZM154 10H155V11H154ZM164 10H165V12H164ZM214 10H215V9H214ZM25 11H27V12H25ZM47 11H49V12H47ZM97 11H98V12H97ZM100 11H102L101 16H100V14H99ZM104 11L107 12V13H109V11H110L111 13H114V14H111V13L107 14V15H109L110 17H111V15H113V16L115 17V16L118 15V14H120V15L123 14L124 16H122V15L120 16V15H119L118 17L116 16L115 18L112 16L113 19H112V17H111V18H110V21H108L107 19H109V17H107V15H106V13H105ZM121 11H122V12H121ZM125 11H126V12H125ZM153 11L155 12L154 14H152ZM170 11H173V12L171 13ZM217 11H218L219 13H218ZM254 11H255V12H254ZM257 11H258V12H257ZM64 12H66V13H65V16H66V17L64 16ZM78 12L81 13L82 16H81V14H79ZM103 12L105 13V15H104ZM115 12H116V13H115ZM142 12H143V13H142ZM149 12L151 13V15H150ZM174 12H175V14H174ZM185 12H188V13H185ZM10 13H11V14H10ZM13 13H14V15H13ZM19 13H20V16L17 18V16H18ZM49 13H50L51 16L49 15ZM51 13L54 14L55 16H52ZM69 13H71V14H69ZM75 13H77V14H75ZM94 13H95V14L98 13L99 15L96 14V16H97V17H96ZM100 13H101V12H100ZM125 13H126V15H125ZM128 13H129V15H128ZM144 13H145V14H144ZM164 13H165V14H164ZM170 13L173 14V15H171ZM194 13H195V12H194ZM194 13H193V11L190 13V14H191V17L193 16V18H194ZM205 13H206V12H205ZM205 13H203V14H204V15H203V20H204V22H206V20H207L208 17H209V19H208V21H207L208 23H209V20H210V23H211L212 20H214V21H212V23L215 22V24H217V26H219V25L221 24V27H222L223 25H225L224 27H226V26L228 25V24H227V23H228V22H227V19H226V17H225L226 14H225L224 12H221V11L219 10L218 7H217V9L215 10V13H214V11H212V14H210V16H214V14H215V16H214L213 18L210 17V16H208L209 14L206 15L207 13H206V14H205ZM246 13H247V14H246ZM8 14H9V15H8ZM43 14H44V15H43ZM46 14H47V16H46ZM68 14L70 15V17H68V16H69ZM85 14H87V15H85ZM131 14H133V15H132L133 17L130 16ZM156 14H157V15H156ZM162 14H163L165 17H164ZM221 14H222V15H221ZM223 14H224V16H223ZM258 14H259V15H258ZM25 15H26V16H25ZM42 15H43V16H42ZM71 15H72V16L74 15L75 17H74V16L72 17ZM77 15L79 16V18L81 17V20L78 19V16H77ZM102 15H103V16H102ZM127 15H128V16H127ZM141 15H143V16H141ZM147 15H148V17H145V16H147ZM166 15H167V16H166ZM170 15H171V17H170L171 19L174 17V18L172 19V20H174V21L169 20V17H168V16H170ZM14 16H15L16 20H18L19 22L15 21ZM88 16H89V17H88ZM91 16H92V18H93V16H94V17H95L97 20H99V21H100L101 18H103L104 16L107 17V19L104 17V19H102V20H103V23H102L101 21H100V23H99V21H98V23H97V22H95V21H97V20H95V21L93 22L94 18H93V20H91V19H92ZM98 16H99V17H98ZM126 16H127L129 19L126 18ZM135 16H137V17H135ZM139 16H140L141 18H140ZM151 16H152V17H151ZM158 16L161 17L162 19L159 18ZM207 16H208V17H207ZM217 16H218V17H217ZM6 17H7V18L9 17L11 20H12V19L14 20V21L12 20L13 23H11V25L13 26V24L15 25V23H16V25H15V28H14V26H13L12 28L15 29V32H16V30H17V31H18V30L22 31V32H19V31H18L20 36L17 34V32L15 33V32L13 31L14 29L12 30L11 25L8 24V23H10V22H8L9 18L7 19ZM11 17H12V18H11ZM23 17H24L25 19H24ZM29 17H30V18H29ZM71 17H72V18H71ZM83 17H84V19H83ZM86 17H87V18H90V19L87 21V18H86ZM100 17H101V18H100ZM120 17H122V19H123V17H124L125 20H124V19L122 20ZM131 17H132V18H131ZM134 17H135V18H134ZM138 17H139L140 19H139ZM143 17H144V18H143ZM149 17H151V21H150ZM153 17H155V18L153 19ZM156 17L159 18V19H157L158 21L156 20ZM188 17H189V16H188ZM191 17H189V18L195 21V18L193 19V18H191ZM206 17H207V18H206ZM216 17H217V19H216ZM258 17H259V18H258ZM1 18H2V19H1ZM32 18H34L33 21H32ZM56 18H57V19H56ZM61 18H62V19H61ZM64 18H65V19H64ZM70 18H71V20H68L67 22H64V21H66V19H70ZM75 18H76V21H75V20H72V19H75ZM98 18H99V19H98ZM119 18H120L122 21H121ZM136 18H138V20H136ZM146 18H147V19H146ZM166 18H167L168 21H169V22L166 21V22L168 23L169 27L167 26V27H166V30H167V31H164L163 29L160 28V23H161L162 20H164V19L166 20ZM218 18H219V19H218ZM28 19H29V23H28ZM50 19H51V20H50ZM55 19H56V20H55ZM63 19H64V21H63ZM77 19H78V20H77ZM82 19H83V20H82ZM85 19H86V20H85ZM105 19H106V20H105ZM111 19H112V21H113V20H114V21L111 22ZM115 19H117V20H115ZM127 19H128V20H127ZM131 19H132V20H131ZM142 19H143V21H142ZM11 20H10V21H11ZM24 20H26V21H24ZM53 20H54V21H53ZM59 20H60L61 23H63V24H62L63 26H65V24H66V25L69 24V25H68V26H69L68 28H66L67 26L64 27L65 29L63 28V30H65V32L69 30V33L66 32V35H63V36H66V37H63V36L61 35L62 33L64 34V32L59 31V30H62V29H59V28H58V26H59V27L61 26L60 23H59V25H58ZM126 20H127L128 22H127ZM146 20H147L148 23L146 22ZM148 20H149V21H148ZM197 20H198V21H197ZM197 20H196L197 22L195 21L196 23H195L194 21H193V22H194L195 24L202 25L201 22H203V20H200V19H198V18H197ZM199 20H200V21H199ZM220 20H221V21H220ZM69 21H72V22L75 21V23H72V22H69ZM77 21H78V22L80 21L81 24H80V23L77 24ZM81 21L84 23V25L88 22V26H86L87 24L85 25L88 29H89V27H90L91 25H93V26H91L92 28L90 27V31H89V32L87 31V29L85 30V28H86L85 26H82L83 23H82ZM91 21H92V22H91ZM117 21H118L119 23H120V22H122V23L119 24ZM129 21H131L130 23H132V24H130ZM171 21H172V22H171ZM217 21H218V22H217ZM258 21H257V22H258ZM20 22H23L24 24H21ZM34 22H35V23H34ZM90 22H91V23H90ZM105 22H106L107 25L105 24ZM107 22H108V23H107ZM110 22H111V25H113V26L110 25ZM115 22H116V23H115ZM124 22H125V23H124ZM126 22H127L128 24H130V26H133L134 23H137V26L140 25L139 27H141V28H143V29L146 28V30H145V29H144V30L142 29V30H143L144 32H145V31L147 32V30H148V35H147L146 32H145V34H144V32H143V34H144L145 36H148L149 39L151 38V35H150L149 33H152V36H154V37H152L150 40H149L148 38H147V39H146V38H143L145 41L148 40L149 42H150V41L152 42L153 40H157V39H158V41H156L157 43L154 42V43H155V46H156L157 48H155V46L153 47V46L150 44L151 42L149 43L148 41H146V42H148V43H146L145 41L143 42V39H142L143 44H145L146 46H148L149 49L153 47V48H155V49L157 50L158 47H159V40H161L160 42H163L162 44H160L161 47H159L160 49L157 50L158 52H157L156 50L152 49V50L155 51V52H153V51H149V52H148L149 54H147L148 56L146 55V57H148V58L145 57V58L148 60V59L150 58L149 55H151V54H153V53H156V54H155V55H157L156 57H155V55L153 54V56L151 55V57H152V58L154 57V58H153V59L150 58V60H152L153 63H152V61H150V60H148L149 63H146L147 61L143 62V61H144V56H145V55H143V54H146V51L148 50V47H147V49L145 50L143 47H146V46H145V45L143 46L141 40L139 41V42H140V43H139V42H137L139 38H137V40L134 38V37H138V36H140V39H141L142 37H145V36H143L142 32L139 31V30H141V29H140L139 27H136V28L139 29V30H137L138 33L141 32L140 35H139V34L137 33V31H136V28H134V27H130ZM145 22H146V23H145ZM153 22H154V23H153ZM198 22H200V23H198ZM204 22H203V23H204ZM207 22H206V23H207ZM216 22H217V23H216ZM219 22H220V23H219ZM221 22H222V23H221ZM19 23H20L21 26L19 25ZM26 23H28V24L26 25ZM33 23H34V24H33ZM64 23H65V24H64ZM67 23H68V24H67ZM93 23H94V24H93ZM95 23L98 24V25H100V24L102 23L101 26H103V27L105 26V27L102 28V27L100 26L101 28H98L99 26H98V25L95 26V25H96ZM117 23H118V24H117ZM123 23H124L125 25L127 24L126 26H129L130 28H128V27L126 28V26H125ZM156 23H157V25H155ZM206 23H205V24H206ZM218 23H219V25H218ZM7 24H8V26H10V29H8L9 27L7 26ZM35 24H36V26H35ZM55 24L58 25V26H55L56 28L54 27ZM70 24H71V25H70ZM72 24H74V25L72 26ZM76 24H77L78 26L81 25V26H82V27H80L81 29H80L78 26H76ZM90 24H91V25H90ZM116 24H117V25H116ZM122 24H123V25H122ZM158 24H159V25H158ZM24 25H25V26H24ZM28 25H29V27H28ZM115 25H116V26H115ZM17 26H18V27L20 26V27L18 28ZM31 26H34V29H33V27L31 28ZM63 26H61V28H62ZM71 26H72V27H71ZM108 26H110V27H108ZM114 26H115V28L119 26L118 28H116V29H119V30H120V26H121V27L123 26V27H122L123 30H122V31L120 30L121 33H122L123 31H124L123 33H126V32H128V29H132V30H130L129 33H126V35L128 34V36H130V37L132 38V41H133L134 39L136 40V41H134L135 43L133 42V44H131V41H130V44L132 45V47H131V45H129V44L127 43V42H129V40H130L131 38H130V37L127 38V37H125L126 35L124 36V35L122 34L123 38H124V37L126 38L125 41H124V39H119V37H122V36H120V35H121V34H120V31H117L116 29H114L115 31L112 30V29H110V28H114ZM124 26H125V28H124ZM134 26H136V24H135ZM143 26H144V27H143ZM6 27H7V28H6ZM16 27H17L18 29H17ZM23 27L27 28L26 31H25L26 33L23 31V30L25 29V28H23ZM35 27H36V28H35ZM52 27H53V28H52ZM74 27L79 28V29L76 31V29H75ZM83 27H84V28H83ZM93 27L96 28V29H94ZM106 27H107V29H108V28L110 29V30L108 29V31H110V35H109V32H106V31H105V30H106V29H105ZM150 27H151L152 29H151ZM154 27H155V28H154ZM157 27H158V28H157ZM22 28H23V29H22ZM54 28H55V29H54ZM72 28H74L75 32H77L78 35H77L73 30H71ZM7 29H8V30H7ZM28 29H29V30H28ZM52 29H54V30H52ZM56 29H57V30H56ZM58 29H59V30H58ZM82 29H83V31H82ZM91 29H92V30H91ZM97 29H99V31L103 29V32H102V33L100 32V35H99V31H97ZM125 29H127V30L125 31ZM134 29H135V30H134ZM154 29H156L157 32H159V31L163 32V33L165 34V36H163L164 34L161 33V32H160V36H159V33H158V36H157V34L154 33V32H155ZM11 30H12V31H11ZM35 30H36V31H35ZM63 30H62V31H63ZM95 30H96L97 32H96ZM158 30H159V31H158ZM7 31H9V33H8ZM30 31H32V32H30ZM33 31H34V32H33ZM53 31H54V32H53ZM55 31L61 32V34H60V35H59L58 33L55 34ZM70 31H71V32L73 31L74 33H70ZM104 31H105V32H104ZM111 31H112V32H111ZM134 31H136L135 33H137L138 36H137V34H136V35L134 34L135 36L131 34L132 32L134 33ZM6 32H7V33H6ZM13 32H14L15 34H14ZM28 32H29V33H28ZM52 32H53V33H52ZM82 32L87 33V34H85V36H84V33H82ZM91 32H92L93 34H92ZM113 32H114V33H113ZM157 32H156V33H157ZM20 33H21V34H20ZM80 33H81V34H80ZM89 33H90V34H89ZM95 33H96V35H95ZM97 33H98V34H97ZM112 33H113L114 36H117V35H115V33H116V34L119 33V35L117 36L118 38L115 37L117 40L114 39V36L112 35ZM153 33H154V34H153ZM8 34H9V35H8ZM11 34H12V35H11ZM57 34H58V35H57ZM68 34H69L70 36H69ZM71 34H72L73 37H71ZM101 34H107V35H101ZM14 35H15V36H14ZM16 35H17V37H16ZM37 35H39V37H38ZM56 35H57V36H56ZM67 35H68L69 37H68ZM87 35H88V36H87ZM91 35H92V36H91ZM93 35H95V38H96L97 40H99V41H98L99 43L97 42V40H96L95 38H93V37H94ZM111 35H112V36H111ZM141 35H142V36H141ZM149 35H150V36H149ZM166 35H167V38H168V37H170V38H168V39H169V40H168L169 42H167V40H166V43H167V44H164V41H165V40H163V39L166 38ZM36 36H37L38 38H36ZM41 36H42V37H41ZM44 36H45V37H44ZM48 36H49V37H48ZM74 36H76V37H74ZM81 36H82L83 38H82ZM89 36H90L91 38H90ZM104 36H107V37L110 36L111 38L113 37L112 39H114V41H116V43H119V42H120L121 44L123 43L122 45L120 44V47H122V48L126 45V43L128 44V46H125L126 48H124V49L119 48V46H117V47L120 49L119 52H121L120 55H118L119 53L117 54V51H116L117 48L115 47L117 44H116L112 39L110 40V37L107 38V37H104ZM161 36H163V37H165V38L162 39ZM98 37L106 38L108 41H106V40L103 39V38L100 40V38H98ZM156 37H158V38L155 39ZM183 37H184V38H183ZM8 38H9V39H8ZM12 38H13L14 40H11ZM16 38H18V39H19V38H22V39L24 38V40L21 39V42H20V39L17 40ZM28 38H29V39H28ZM40 38H41V39H40ZM59 38H60V39L62 38L63 40H62V39L60 40ZM64 38L66 39L67 42H68V40H69V43L66 42V44H65L66 46L64 45V40H65ZM92 38H93V39H92ZM133 38H134V39H133ZM153 38H154V39H153ZM159 38H161V39H159ZM167 38H166V39H167ZM219 38H220V37H219ZM7 39H8V40H7ZM37 39H38V40L40 39V41H38ZM58 39H59V41H62V42H63V44H61V46L59 45L60 42H58ZM94 39H95L96 41H94ZM118 39H119V40H118ZM128 39H129V40H128ZM171 39H172V40H171ZM220 39H221V38H220ZM220 39H218V37H217V41H216V43L219 44L220 41H221ZM9 40H10V42H9ZM36 40L38 41V43H40L41 41H44V42H43L44 44L41 42V44H39V45L41 46V48H42V47H45V48H46V49L44 48L45 51H44L43 48H42V49H43L42 51L40 50V47H39V45H37L38 43H37ZM56 40H57V41H56ZM91 40H92V41H91ZM103 40H105V42H103ZM121 40H122V42H121ZM127 40H128V41H127ZM162 40H163V41H162ZM173 40H174L175 42H174ZM218 40H220V41L218 42ZM222 40H223V39H222ZM6 41H7V42H6ZM14 41H15L16 43L18 42V43H17L18 46L16 45V43H15ZM27 41H28V42H27ZM34 41H35V42H34ZM71 41H72V42H71ZM109 41H110V44H107L108 47L106 46V48H105V46H103V45H104L103 43H106V42L109 43ZM112 41H113L114 43H113ZM117 41H118V42H117ZM123 41H124V42L127 41V42L125 43V45H124V42H123ZM170 41H171V42H174V43H171ZM55 42H58V43H55ZM70 42H71L73 45H72ZM89 42H90V43H89ZM93 42H94V43L97 42V43L94 44ZM100 42H101V43H100ZM111 42H112V45L116 44V45H114V47H115L116 50L114 49L113 46H112V47H113V50H112V48H109V46H111ZM7 43H10V44L12 43L14 46H11L12 44H11V45L8 44V46H7ZM19 43H20V44H19ZM21 43H22V44H23V43H26V44H28V45H26V44L22 45ZM136 43L142 44L143 47H142L141 45L138 46V44H136ZM168 43H169V44H168ZM183 43H184V44H183ZM190 43H192L193 47H192V45H190ZM42 44H43V45H42ZM54 44H55V45H54ZM67 44H71V46L68 45V47H67ZM74 44H75V45H74ZM97 44H99V45H97ZM101 44H102V45H101ZM147 44H148V45H147ZM149 44H150V45H149ZM152 44H153V43H152ZM185 44H186V45H190L189 48H192V49L194 48V49H193V50H190V49L188 48V46H186ZM194 44H195L196 46H194ZM5 45H6V46H5ZM53 45H54V46H53ZM105 45H106V44H105ZM133 45H135V46H133ZM162 45H164V46H162ZM165 45H166V46H165ZM170 45H171V46H172V45L175 46V47L173 46L174 49L171 47V48H172L173 50H175V51H173L171 48H169ZM176 45H178V46H176ZM183 45H185V46H183ZM9 46L12 47V49L16 48V50H14L15 52H14V51H13V52H9V51H12V49H9V48H10ZM16 46H17V47H16ZM22 46H23V47H22ZM50 46H51V47H50ZM69 46H70V47H73V50H74L75 52H73V50H72ZM97 46H98V48H99L100 46H102V47L99 48V50L102 51V54H103L104 56H103L101 53H100V54H96V53H99V50L97 49ZM129 46H130L131 48H134V47H135V48H136V47L139 48L138 50H137V48L135 49V53H136V56H137V57L135 56V54H133L134 52H133V50H132L131 48L129 49L130 51L132 50L131 52L128 50ZM167 46H169V47H167ZM7 47H8V48H7ZM13 47H14V48H13ZM37 47H39V50L36 49ZM56 47H57V48H56ZM60 47H61V48H60ZM64 47H65V49H63V51H65V52L67 51V52L69 53L68 50H70V53H72V54H71V57H73V58H72L73 60L70 59L68 53H67V56H68V57H67V56L65 55L66 53H64L63 51H61L62 48H64ZM66 47H67V48H66ZM74 47H75V48H74ZM94 47H95V48H94ZM103 47L105 48V51H103V49H104ZM163 47L165 48V55H164V48H163ZM180 47H181V49H179ZM184 47H186L187 49L184 48ZM6 48H7V49H6ZM24 48H25V49H28V50H23ZM68 48H69V49H68ZM101 48H102V49H101ZM140 48H141V50H143V51H145V52L141 51ZM167 48H169L170 51H167V52H166V50H169V49H167ZM183 48H184V49H183ZM196 48H197V49H196ZM200 48L202 49V52H203V53L206 51V52H205L206 54L204 53L206 56L203 55V53L201 52V49H200ZM212 48H214V47H212ZM54 49H55L58 53H57ZM60 49H61V50H60ZM107 49H109V50L107 51ZM110 49L113 51L112 53L115 52V54H113V55H115V58H116L117 56L123 57V56H124L123 53H126L127 51H129V52L131 53V55L134 56L135 58L131 57L130 53H129V54L126 53L125 56H124V58H119V59L116 58V59H117V60H116V59L114 58V56L111 55L112 53H111V50H110ZM161 49H162V51H163V54H162V52H161ZM178 49H179V52H177ZM29 50H30V51H29ZM96 50H97V51H96ZM114 50H115V51H114ZM121 50H122V51L127 50V51H124V52L122 53ZM136 50H137V52H136ZM139 50H140V51H139ZM159 50H160V51H159ZM183 50H184V51H183ZM189 50H190V51H189ZM199 50H200V51H199ZM6 51H7V52H6ZM20 51H21V53H20ZM23 51H24V52H23ZM39 51H41V52H39ZM43 51H44V52H43ZM54 51H55V52H54ZM91 51H92V52H91ZM106 51H107V52H106ZM109 51H110V52H109ZM138 51H139L141 54H138V53H139ZM172 51L175 53V54L173 55L174 57L172 56L173 53L171 54ZM186 51H187V52H186ZM193 51H194V52H193ZM197 51H199V52H201V53H199V52L197 53ZM207 51H208V52H207ZM211 51H212V52H211ZM61 52H62V54L64 53V54H63V55L65 56L64 59H63L62 57H60V56H62ZM103 52H104V53H103ZM105 52H106V54H107V57H106V55H105ZM132 52H133V53H132ZM150 52H151V53H150ZM159 52H161V53H159ZM168 52L171 54V56H170V54H168ZM190 52H192V53H190ZM7 53H8V56H7ZM10 53H14V54H16V56L18 57V59H17V57L15 58L14 54H11V55H10ZM23 53H24V54H23ZM29 53H31V54H29ZM41 53H44V54H43L44 56H43ZM45 53L47 54V56H46ZM55 53H56V55L58 54L59 57H58V56L55 57V55H54ZM70 53H69V54H70ZM73 53H74V54H73ZM108 53H109V55H110V58H112V59L109 58ZM110 53H111V54H110ZM166 53L169 55V56H168L169 59L172 57L173 59L175 58L176 60L170 59V61H171V62H170V61L167 59L168 61H166V62H167V63H166V62L164 61V60H166L165 58L167 57V56H166ZM188 53L190 54V57H189V54H188ZM207 53H208V54H207ZM212 53H213V54H212ZM3 54H4V55H3ZM27 54H28V55H27ZM37 54H39V55H37ZM40 54H41V55H40ZM116 54H117V56H116ZM127 54H128V55H127ZM137 54L139 55V57H138ZM161 54H162V56H161ZM191 54H192L193 57L191 56ZM193 54H194V55H193ZM196 54H197V55H196ZM198 54H201V55H198ZM209 54H210L211 56H210ZM12 55H13V56H12ZM18 55H20V57H19ZM21 55H22V56H21ZM31 55H32V56H31ZM73 55H74V56H73ZM99 55L102 56V58H103V57L108 58V59L103 58L104 61H105V60H108V61H105L106 63L103 61V62L105 63V64L103 63V64H104V67H102L103 64H98V63H97V62L102 63V62L100 61L102 58H101V57L99 58V57H98ZM163 55L166 56V57H164ZM183 55H184V56H183ZM195 55H196L197 58L195 57ZM208 55H209V56H208ZM5 56H6V57H5ZM25 56L28 57V58H26ZM39 56L42 57V59H40ZM45 56H46L47 58H46ZM94 56H95V57H94ZM112 56H113V57H112ZM140 56L143 57V61L141 60L142 57H140ZM158 56H159V58H158ZM200 56H202L203 58H201ZM4 57H5V58H4ZM21 57H22V58H21ZM23 57H24V58H23ZM126 57L129 58V59H126ZM130 57H131V58H130ZM163 57H164V58H163ZM178 57H179V59H177ZM187 57H188V60H186ZM206 57H209V58H210L209 60L213 61L214 63H211V61H210V62H207V61L204 62L205 60L202 61V59H205ZM211 57H215V58H217L218 60H217V59H216V61H215V59L212 60ZM33 58H34V59H33ZM53 58H57L56 61H55V59H53ZM58 58H59V60H58ZM61 58H62L63 61L67 58V59L71 60V62H70L69 60L66 59L67 62L65 61V62H66V63H65V62L62 61V62H63V64H62V62H61V60H60ZM97 58H98L99 60H98ZM136 58H138V59L140 58V59H139V61L141 60V61H140V62H141L140 65H141V66H144V68L142 67V69H141V68L139 69V67H136V66L139 64V63H138L139 61H138ZM155 58H156V60H154ZM157 58H158V59H157ZM180 58H182V59H180ZM184 58H185V59H184ZM8 59H11V60H8ZM13 59L15 60V63H16V61L18 60V62H17L18 64H15ZM19 59H20V60H19ZM24 59H25V62H27L28 64L24 62ZM26 59H29V60H26ZM30 59H31L32 61H31ZM93 59H94V60H93ZM109 59H110V61L113 60V59H115V62H114V63H113L114 60L111 61V63L114 64V65H112V64L110 63ZM121 59H122V60H121ZM125 59H126V61H125ZM133 59H134V60H133ZM196 59H197V60H196ZM222 59H223V62H226V63H227L226 66H225V63H223L222 61H221V62L219 61V60H222ZM2 60H3V61H2ZM5 60H7V61H5ZM22 60H23V61H22ZM43 60H44V61H43ZM52 60H53L54 62H53ZM96 60H97V61H96ZM120 60L122 61V63H120V62H121ZM130 60L132 61L131 64H133V65L129 64ZM157 60H158V61H157ZM180 60H181L182 62H180ZM184 60H185V61H184ZM206 60H208V58H207ZM224 60H225V61H224ZM226 60H227V61H226ZM19 61H20V62H23V63L20 64ZM28 61H29V62H28ZM118 61H119V63H117ZM123 61H124V62H127V64H128L127 67H130V66H131V69H130V68H127V69H128V73H129V75H130L129 78H128V73H126V72H127V71H126L127 69H125L126 65L123 64ZM155 61H157L158 63H156ZM172 61H173V65H172ZM175 61H176V62L179 61V64H178V63H175ZM183 61H184V62H183ZM190 61H192V62H190ZM193 61H194V62H193ZM196 61H197V62H196ZM7 62H9L10 64L7 63ZM12 62H13V63H12ZM40 62H41V63H40ZM48 62H49V63H48ZM56 62H61V63H59V64H60V65H63L64 67H63V66H62V67H63V69H64V68H65V69L63 70V69L61 68V70H60V68H59L60 65H59L58 63L56 64ZM107 62H109V64L111 65V67L109 66V64H107ZM133 62H134V63L136 62L135 65H136V64H137V65L135 66ZM150 62L152 63L153 66H151V63H150ZM169 62H170V63H169ZM188 62H189V63H188ZM199 62H200V63H199ZM203 62H204L205 64H206V63H207V64L209 63L208 66H212V65H213V66L208 68V66H207V65H204ZM219 62H220V63H219ZM37 63H38V64H37ZM44 63H45V64L47 63V65H44ZM71 63H72V64H71ZM116 63H117V65H119V67L121 68L122 71H124V69H125V71H124L123 73L120 72V71H121V70H119L120 68H119L117 65H115ZM142 63H144V64L142 65ZM174 63H175V64H174ZM181 63H182L183 65L180 66ZM197 63H198V64H197ZM201 63L203 64V67L201 66V65H202ZM216 63H217V66H214ZM218 63H219V64H218ZM12 64H15V65H14L15 68L18 69V70H16V69L14 70V69H13L14 66H12ZM42 64H43L44 66H43ZM52 64H53V65H54V64H55V65H59V66H58V67L56 66L57 68H56V67L54 68L55 65L52 66ZM96 64H98V65H96ZM122 64L124 65L123 67H121ZM148 64H149V65H148ZM154 64H156V66L159 68V70H156V69H158V68H156V66H155ZM166 64H168V65H166ZM169 64H170V65H169ZM186 64H187V65H186ZM194 64H195V65H194ZM221 64H222V67H221ZM223 64H224V65H223ZM19 65H20V66H19ZM29 65H31V66H29ZM66 65H67V66H66ZM69 65H71V66H69ZM107 65H108V66H107ZM120 65H121V66H120ZM140 65H139V66H140ZM159 65H160V66L163 65V67H162L163 69H162ZM189 65H190L191 68L189 67ZM192 65H193V67H195V66H196V67L193 68ZM227 65H228V66H227ZM4 66H5L7 69H6ZM16 66H18V67H16ZM21 66H22V67H21ZM23 66H24V67H23ZM35 66H36V67H35ZM37 66H39V67H37ZM47 66H49V67H47ZM51 66H52L53 68H52ZM65 66H66V67H65ZM68 66H69V68H68ZM97 66H98V67L101 66V67L97 68ZM114 66H115V68L117 67V69H115L116 72H118V74H120V75L123 74V75H124V76L122 75L123 77H121L120 75H118L117 73H115V71H114ZM134 66H135V67H134ZM141 66H140V67H141ZM146 66H147L148 69L146 68ZM148 66H149V67H148ZM168 66H169L170 68H168ZM172 66H174V68H173ZM185 66H187V67H185ZM197 66H198V67H197ZM204 66H205V67H204ZM2 67H3V69H2ZM8 67H9V68H8ZM25 67H26V69H25ZM33 67H34V69H33ZM60 67H61V66H60ZM77 67H78V68H77ZM93 67H96L97 69H96V68H93ZM109 67L111 68V72H109V70H108V71H107V70H104L105 68H106V69H109ZM153 67L156 68V69L154 70ZM165 67H166V68H165ZM181 67H182V68H181ZM22 68H24V69H22ZM35 68H36V69H35ZM37 68H39V69H37ZM46 68H47V69H46ZM51 68H52V69H51ZM58 68H59L60 72L57 71ZM66 68H68L69 70H66ZM71 68H72V69H71ZM103 68H104V69H103ZM112 68H113V70H112ZM122 68H123V69H122ZM134 68L137 69V70L134 71ZM184 68H185V69H184ZM192 68H193V69H192ZM207 68H208V69H207ZM218 68H219V69H218ZM10 69H11V70H10ZM41 69H42V70H41ZM44 69H45V70H44ZM48 69H50V70H52V71H50V70H48ZM55 69H56V71H57V72L55 71L56 73H54V71H53V70H55ZM79 69H80V70H79ZM93 69H94V71H93ZM95 69H96V71H95ZM98 69H99V70H100V69H103L104 74L107 75V77L112 73V75H110V76H112V77L110 78V76H109L108 78L111 79L110 82L115 81V82L111 83V84H114V85H110V82H108V81H109L108 78H107V79H106V78H101V79H102V81H101V79H100L99 76L102 75V74H101V73H103L102 70H101V73H100V74H99V72H98V74L96 73V74L99 75V76H98V80H95V79H97V78H95V76L97 77V75L95 74V72H97ZM143 69H144V70H143ZM181 69H182V70H181ZM190 69H191V70H190ZM202 69H203V71H202ZM204 69H205V70H204ZM206 69H207V71H206ZM210 69H211V70H210ZM216 69H217V70H216ZM13 70H14V71H13ZM65 70H66V71H65ZM76 70H77V71H76ZM99 70H98V71H99ZM117 70H118V71H117ZM150 70H152V71H150ZM208 70H210L211 72L208 71ZM5 71H6V72H5ZM9 71H10V72H9ZM39 71H40V72H39ZM46 71H47V72H46ZM49 71H50L51 73L53 72L52 75H51V73H50ZM91 71L94 72V74L92 73V74L94 75V77H93V75H91ZM136 71H137V72H136ZM139 71H140V72H139ZM156 71L158 72V74H157ZM159 71H160V72H159ZM176 71H177V72H176ZM185 71H186V72H185ZM220 71H221V72H220ZM4 72H5V73H4ZM12 72H13L14 74H13ZM33 72H34V73H33ZM58 72H59V73H58ZM62 72H63V73H62ZM71 72L74 74V76H75L76 78L80 75V76L78 77V80H77L74 76H72L73 74H71ZM75 72H76V74H78L77 76H76ZM80 72H81V73H80ZM119 72H120V73H119ZM132 72H134V73H132ZM135 72H136V73H135ZM143 72H144V73H143ZM152 72H153V73H152ZM161 72H162V73H161ZM172 72H173V73H172ZM202 72H203V73H202ZM28 73H29V74H28ZM47 73H50V74H47ZM64 73H65V74H64ZM66 73H67V74H66ZM79 73H80V74H79ZM113 73H115V74H114L115 76L113 75ZM124 73H126V74H124ZM130 73H131V74H130ZM137 73H138V74H137ZM200 73H201V75H200ZM209 73H210V74L212 73V74L210 75ZM24 74H25V75H24ZM30 74H31V75H30ZM32 74H33L34 76H33ZM56 74H57V75H56ZM59 74H62L61 77H59V76H60ZM190 74H191V75H190ZM27 75H29V76H27ZM43 75H44L45 77H44ZM49 75H51L52 77L49 76ZM58 75H59V76H58ZM63 75H66L67 77H66V76H63ZM69 75H71V76L69 77ZM83 75H84V76H83ZM90 75H91V78L89 79V76H90ZM105 75H103V76H105ZM116 75H117V76H116ZM138 75H139V76H138ZM145 75H146V76H145ZM23 76H24L25 78H24ZM31 76H32V79H31ZM42 76H43V77H42ZM47 76H48V77H47ZM57 76H58V78H57ZM209 76H210V77H209ZM40 77H42V78H40ZM68 77H69V78H68ZM92 77H93V78H92ZM114 77H116V78L114 79ZM117 77H118L119 79H117ZM141 77H142V78H141ZM13 78L15 79V81H14ZM23 78L26 79V80H23ZM27 78H29L28 81H27ZM34 78H35V80H33ZM36 78H37V80H36ZM50 78L53 80L54 83H53L52 81H50V80H51ZM74 78H75V80H74ZM94 78H95V79H94ZM126 78H127V79H126ZM131 78H132V80H134V82H133L132 80H130ZM135 78H137V79H136L137 81H135ZM227 78H228V80H227ZM12 79H13V80H12ZM20 79H21V81H19ZM46 79H47V81H46ZM49 79H50V80H49ZM88 79H89L90 81H89ZM91 79H92V85H93V82H94V81H97V83H100V85H101V83H102L101 88H102V86L105 87V88L98 89V88H100V85L97 86V83H96V82H95L96 84L94 83V85L97 86V88H96L94 85H93L94 87H92V88H91L92 85H90V87H89L88 82H89V84H91ZM93 79H94V80H93ZM99 79H100V80H99ZM104 79H105V80H104ZM123 79H125V80H123ZM128 79H129V80H128ZM138 79H139L140 81H139ZM209 79H210V80H209ZM230 79H231V80H230ZM241 79H242L241 81H243V78H242V77H241ZM17 80H18L19 82H17ZM22 80H23V81H22ZM32 80H33V82L31 83L32 85H31V84H30V85H31L33 88H32L31 86H29L28 83H27V82L30 83ZM42 80H43V81H42ZM56 80H57V82H56ZM73 80H74V81H73ZM76 80H77V81H76ZM79 80H80V82H78ZM106 80H108V81H107V82H108V86L106 85V83H107ZM116 80L118 81V83L116 82ZM121 80L124 81V82L127 81V80H128V81L125 82V84H124ZM202 80H203V81H202ZM226 80H227V81H226ZM13 81H14V82H13ZM34 81H35V82H34ZM48 81H49V86H47V85H48ZM67 81H68V82H67ZM86 81H87V83H85ZM98 81H100V82H98ZM103 81H104L105 83H104ZM119 81H120V83H121L122 85L124 84V85H126L127 87H129V89H130V86L133 85V83L136 85V87H139V85H140L139 83H141V88L136 89L135 86H132V88L129 90L132 94H129V91H127V93H126V91H125V90L128 89V88H126L125 90H123L126 86H125L124 88H123V87L120 88V86H122V85L119 84ZM130 81H131V83H130ZM138 81H139V82H138ZM198 81H199V82H198ZM210 81H211V82H210ZM225 81H226V82H225ZM10 82H11L12 85L9 84ZM24 82H25V83H24ZM36 82H37V83H36ZM38 82H39V84H38ZM45 82H47V85H45V84H46ZM59 82H60V84L62 83V84H61L62 86L59 84ZM70 82H71V83H70ZM72 82H73L74 84H73ZM75 82H76V83L78 82V84H76ZM132 82H133V83H132ZM137 82H138V84H137ZM162 82H163V83H162ZM171 82H172V84H171ZM188 82H189V83H188ZM194 82H195V83H194ZM201 82H202V83H201ZM207 82H209V83H207ZM216 82H217V84H216ZM230 82H231V83H230ZM4 83H5V84H4ZM26 83H27V84H26ZM43 83H45V84H43ZM103 83H104L105 86L103 85ZM116 83H117V84H116ZM152 83H153V84H152ZM154 83H155V84H154ZM166 83H167V84H166ZM176 83H177V84H176ZM178 83H179V84H178ZM1 84H2V85H1ZM8 84H9V85H8ZM33 84H34V85H33ZM36 84H37L36 88L38 89V91H37V89L34 87ZM51 84H52V85H51ZM56 84H57V85H56ZM58 84H59V85H58ZM66 84H68V85H66ZM115 84H116V87H117L118 89H117L116 87H115V89H112V88H114ZM127 84H128V85H127ZM165 84H166V85H165ZM185 84H186V85H185ZM215 84H216V85H215ZM222 84H223V85H222ZM226 84H227V85H226ZM255 84H254V85H255ZM70 85H71V86H70ZM73 85H75V86L73 87ZM85 85H87V86L84 88L83 86H85ZM124 85H123V86H124ZM129 85H130V86H129ZM164 85H165V86H164ZM208 85H212V86L214 87V88L212 87V89H211V94H209V93H210V90H209ZM224 85H225L226 88L223 87ZM230 85H231V86H230ZM16 86H17V87H16ZM19 86H21V87L19 88ZM38 86H39V87H38ZM46 86H47V87H46ZM51 86H52L53 88H56V89L52 90L53 88H52ZM56 86H57V87H56ZM58 86H59V88H58ZM65 86H66L67 89H65ZM77 86H80V87H78V89H77ZM81 86H82V88H81ZM109 86H110V87H109ZM118 86H119V87H118ZM159 86H160V87H159ZM189 86H190V87H189ZM206 86H207V87H206ZM217 86L219 87V89H222V88H223V89H222L221 91L219 90V92H216L217 90H215V89H217V88H216ZM220 86H222V87H220ZM228 86L230 87V90H231L232 94L230 93V91H229V87H228ZM258 86H259V87H258ZM7 87H8V88H7ZM24 87H26V88H24ZM45 87H46V89L51 90L52 93L55 92V93H54V96H55V97L52 95L51 91H49V92H48V90L45 91V89H44ZM49 87H50L51 89H50ZM61 87H63V91H60V90H61ZM69 87H70V91H69ZM72 87H73L75 90H74ZM75 87H76V88H75ZM87 87H88V88H87ZM252 87H254V88H252ZM256 87H257V88H256ZM12 88H13V89H12ZM15 88H16V89H15ZM22 88L24 89L25 93H24L23 91L20 90V89H22ZM30 88H31V89H30ZM42 88H43V91H42ZM57 88H58L59 90H58ZM86 88H87V89H86ZM90 88H91V89H90ZM106 88H108V90H107ZM133 88H134V89H133ZM161 88H162V89H161ZM224 88H225V89H224ZM245 88H246V89H245ZM248 88H251V89H248ZM255 88H256V89H255ZM258 88H259V89H258ZM5 89H7L8 92H7ZM9 89H12V90H10V91H11V92L13 91V92L11 93V92L9 91ZM14 89H15V90H14ZM17 89H19L20 91L17 90ZM23 89H22V90H23ZM28 89H29V90H28ZM39 89H40V90H39ZM71 89H72V92H71ZM84 89H86L85 92H84ZM93 89H94V90H93ZM97 89H98V92H97ZM132 89H133V90H132ZM135 89L138 90V91H134ZM194 89H195V90H194ZM239 89H241L242 91L239 90ZM244 89H245V91L248 90L249 93H251V92L253 93V92L255 91L254 94H252V97H254V95H257V96H258V97L255 96L254 99H255L256 101L259 100V103H260V104L258 103L259 106H258V105H257V106H258V110H259V108H260L261 110L258 111V110L254 107V104H255V103H253V102H254L255 100H254L253 98H251V97H247V96H249L250 94L248 95V91H247V92H244V91H243ZM257 89H258V90H257ZM26 90H28V91L30 92V94H28V92H26ZM55 90H56L57 92H56ZM89 90H90V91H89ZM92 90H93V91H92ZM95 90H96V91H95ZM103 90H104V91H103ZM105 90H106V91H105ZM110 90H111V91L113 90V94H111L112 92H110ZM114 90H115L116 92H115ZM121 90H122V91H121ZM149 90H150V91H149ZM234 90H235L236 92H237V90L239 91V92H237L236 95H238V96H240V97H241V96H244V97H241V99L243 98L242 100H239L240 98H239L238 96L235 95V93H234L235 91H234ZM252 90H254V91H252ZM5 91H6V92H5ZM16 91H17V92H16ZM34 91H36V94H39V93H40V95H39V96H38V95L36 96V94H35ZM44 91H45V92H44ZM53 91H54V92H53ZM59 91H60V92H59ZM64 91H66V92H67V91L71 92V95H69L70 93L67 92V93H66V98H64V93H65ZM74 91H75L77 94H76ZM87 91H88V92H87ZM94 91H95V92H94ZM108 91H109V93H107ZM124 91H125L126 94L123 93ZM143 91H145V92H143ZM165 91H167V92L164 93ZM228 91H229V92H228ZM240 91H241V92H240ZM250 91H251V92H250ZM257 91H258V93H257ZM3 92H4V93H3ZM9 92H10V93H9ZM41 92H42L43 94H42ZM61 92H62V93H61ZM83 92H84V93H87V94H84L85 96H88V97H85L86 100L84 99V103H83V99L81 98V97H84V96H83ZM92 92H94V93H92ZM96 92H97V93H96ZM105 92L107 93L108 97H107V95L105 94ZM118 92H119V93H118ZM136 92H138V95H137V96L135 95ZM150 92H151V93H150ZM159 92H160V95H159ZM191 92H192V93H191ZM212 92H213V93H212ZM214 92H216V93H214ZM16 93H17V94H16ZM26 93L28 94V96H26ZM32 93H33V95H32ZM45 93H46V94H45ZM47 93H48L49 96L54 97L53 99H52V97H51L52 100H54L55 98L58 99L59 94H61L60 96L64 98L63 101H66V100L68 99L69 102H70V100H71V102H72L73 104L75 103V104H74L75 106L77 105L78 102H79V104H78L79 106H83L82 104H84L85 107H82V109H81V107H80V109L82 110V112H84V113H83L84 118H85V113L88 111L87 109H89V113H90V115H88L89 113H87V115H86V118H87V116H88V117H89V120H86V119L82 118V115L80 114L81 111H78V112H79V115H78V113H76L77 110H80L79 107H77V106L75 107V106H74V108L77 109V110H76V112H73V113H72V109H71V108H73V105H72L71 103H69V102H68V103H67V102H63V101L61 100L62 98L60 99V97H59L58 100L55 99V100H57V102H55V100H54V101L51 100V101H52V102H51V101H50V97H48ZM57 93H58V95H56ZM74 93H75V95H73ZM89 93H90V94L92 93L90 96H92L93 94H97V95H93L92 97H90V96H89ZM98 93H99L100 95H99ZM102 93H103V94H102ZM115 93H116V94H115ZM121 93H123L122 95L125 94V95H124V96H125V97H124L125 99H126L127 97H129L130 99H129V98H127L126 100H125V99H121V98L123 97V96L121 97ZM146 93H147V94H146ZM170 93H171V94H170ZM182 93H183V94H182ZM217 93H218V94H217ZM225 93H227V94H225ZM238 93H239V94H238ZM256 93H257V94H256ZM3 94H5V95H3ZM7 94H8V95H7ZM19 94H20V95L22 94V96H20ZM24 94H25V96H24ZM34 94H35V95H34ZM44 94H45V95H44ZM109 94H110V95H109ZM114 94H115V95H114ZM133 94H134V95H133ZM145 94H146L147 97H145ZM151 94H153V95H151ZM162 94H163V95H162ZM245 94L247 95L246 97H245ZM6 95H7V96H6ZM13 95H14V97L16 96L17 99L14 98ZM17 95H18L19 97H18ZM42 95H44V96H42ZM67 95H69V96L67 97ZM77 95H78V96H77ZM104 95H105L106 97H105ZM111 95H112V96H111ZM113 95L116 96V97H114ZM119 95H120V96H119ZM129 95H130V96H129ZM213 95H214V96H213ZM230 95H231V96H230ZM233 95H234V96H233ZM31 96H32V98H31ZM34 96H35V97H34ZM46 96H47L49 99L46 98ZM56 96H57V97H56ZM70 96H71V97H70ZM96 96H97V97H96ZM99 96H100L101 98H100ZM103 96H104V97H103ZM158 96H159V97H158ZM160 96H161V97H160ZM176 96H177V97H176ZM178 96H179V97H178ZM202 96H203V97H202ZM11 97H13V98H11ZM22 97H23V101H22ZM25 97H26V98L28 97V99H29L28 102H27V105H29V106H27V107L23 106V104L26 103V101L24 102ZM37 97H38V98L41 97V98H43V99L39 100L40 98L38 99ZM72 97H73V99H72ZM76 97H77V98H76ZM109 97H112L113 99L115 98L116 100H115V99L112 100V99L109 98ZM118 97H119V98H118ZM120 97H121V98H120ZM131 97H132V98H131ZM133 97H134V98H133ZM138 97H139L141 100H137ZM148 97H149V98L151 97V98L147 100L146 98H148ZM169 97H170V98H169ZM211 97H213V98H211ZM215 97H216V98H215ZM2 98H3V99H2ZM10 98H11V100H12L13 102H15V103H14L15 106H14V104H13L12 101H11V102H12L13 106H11L12 104H11V102H10ZM30 98H31V99H30ZM45 98H46V101L48 100V101H47L48 106H47L46 101L44 100ZM74 98H75V99H74ZM87 98H88L89 101H87ZM89 98H90V99H89ZM96 98H97V99H96ZM99 98H100V99H99ZM153 98H155V99H153ZM161 98H162V99H161ZM178 98H180V99H178ZM185 98H186L187 100H186ZM194 98H195V100H194ZM196 98H198V99H196ZM224 98H225V99H224ZM244 98H246V100L249 102V103H248L249 106L247 105L248 108H247V106H245V104L247 103V101L244 100ZM247 98H248V99H249V98L252 99L251 104L253 103L252 106L254 107V110L250 109V107L252 108V106H251V104H250L251 99L248 100ZM4 99H5V100H4ZM13 99H14V100H13ZM19 99H20V100H19ZM36 99H38V100H36ZM65 99H66V100H65ZM101 99H102V101H101ZM105 99H106V100L108 99L107 101H110V102H106ZM132 99H136V101H134V103L136 102L137 104H136V103H135V104H132V101H130V103H129V101H127V100H132ZM151 99H153V100H151ZM158 99H161V100L164 101V104H162L164 110H163L162 106L160 107V105H161V103H163V101L158 100ZM181 99H182V100H181ZM202 99H203V100H202ZM221 99H222V100L224 99V100L222 101ZM227 99H228V100H227ZM2 100H3V101H2ZM16 100H17V101H16ZM68 100H67V101H68ZM72 100H73L74 102H73ZM80 100H81V101H80ZM90 100H91V101H90ZM94 100H95L96 102H95ZM99 100H100L101 102H100ZM104 100H105V102H104ZM117 100H119V103H121V101L124 100V101H126V102H124L125 105H127V104L129 103V104H131V106L128 105V108H127V106L124 107L125 105L122 103V104H120V105H123V107H122V106L119 105V103H117V102H118ZM120 100H121V101H120ZM150 100H151V102L153 103V104L150 103L151 105H150V104H147V102L149 103ZM168 100H170V103H169L170 105H167L168 102H169ZM173 100H174V101H173ZM4 101H5V104H4ZM18 101H21L20 103H22V104L19 103V105H21V107H23V108L25 107L23 110H25V109L27 108L26 112L23 111V112L21 113V111H22L21 109H22V108H21L20 106L18 107V103L16 104V102H18ZM38 101H39V102L44 101V103L42 102V104L40 105V103H39ZM59 101H60V102H59ZM85 101H86V103H85ZM111 101H112V102H111ZM139 101H141V103H142V105L139 103V104L141 105L140 108L142 107V108H144V110H143L142 108H141L142 110L139 108V110L141 111L140 113H139L138 110H134V112H138L137 115H138L139 117L137 116V119H138V118H139V119L136 121V123H133V122L135 121V119H136V118L134 117V118H135V119L133 118L134 121H128V122H130V123L132 122V123L134 124V126L136 127L135 124H137V125L139 126L140 124H142V123L145 122L144 119H143V121H141V120H142V117H141V116H145V117L150 116V117H152V119L150 120L148 117H147L148 119H146L145 117H143V118H145V119L147 120V122H146L145 126H144V125H141L142 128L139 126V129H138V126H137L136 128H134V126H133L132 123H131V124H132V126H133V128H134L135 130L132 129V128H129V126H127V127L129 128V130H130V129L133 130V132H132L133 134L131 133V130H130V133L132 134L133 137L131 136V138H128L131 134L127 133V131L129 132V130L127 129V127H124V126H125L126 123H127V121H126L127 118H128V120H129V119H130V120L132 119V116H133V113H134V112L131 111V110L134 109V107H132V105H135V108L137 107L136 109H138V107H139L138 102H139ZM153 101L156 102V103L158 102V104H159V102H161V103H160L159 105H158V104L155 105L156 108H154V104H156V103H154ZM175 101H176V102H175ZM179 101H180V102H179ZM183 101H184V102H183ZM201 101H202V102H201ZM204 101H205V102H204ZM229 101H230V102H229ZM233 101H234V102H233ZM240 101H241V104H243V103H244V104L241 105V104H240ZM242 101H243V103H242ZM245 101H246V102H245ZM260 101H261V102H260ZM50 102H51V103H50ZM53 102H54V103H53ZM58 102H59V103H58ZM76 102H77V103H76ZM80 102H82L81 105H80ZM93 102H95V103H93ZM99 102H100V103H99ZM103 102H104V103H103ZM122 102H123V101H122ZM145 102H146V105H144ZM174 102L177 103V104L175 105ZM211 102H213L212 105H211ZM223 102H224V103H223ZM228 102H229V106H228V104H227ZM231 102H232V104H230ZM238 102H239V103H238ZM257 102H258V101H257ZM257 102H256V104H257ZM262 102H263V103H262ZM7 103H8V104H7ZM28 103H29V104H28ZM30 103H31V105H30ZM56 103H58V104H56ZM60 103H62V104L64 103L63 106H62ZM65 103H67V104L65 105ZM91 103H92V104H91ZM109 103H110V104H109ZM111 103H112V104H111ZM126 103H127V104H126ZM166 103H167V104H166ZM181 103H182V104H181ZM183 103H184V107H185V108L183 107ZM196 103H197V104H196ZM205 103H206V104H205ZM216 103H219V104H216ZM237 103H238L239 105H241V107L243 108V110H244V109H245V110H246V109H249L248 111L251 110V111H250L251 113H254V112L257 110V111H256V112H257V115H259V116L261 115L260 117H262L261 119L263 120V122H261V126L258 128L257 126L260 125L259 121H262V120H261L260 118H259V119H260L259 121H258V119H256V117H255V116H257L256 113L253 114V115H255L254 117L251 116V113H250L251 119H250L249 116L247 117V115H249V114H248L249 112L246 113V111H243V112L245 113V115L242 114L244 118H245V116H246V118H248V121H249L251 124L256 123L255 120H257V124H258V125L254 124V126L252 125L253 127L250 128V129H251V132H252V129L255 128V129L253 130V132H256V131H257L256 134L253 133V132H252V133L250 132V133H247V134H246L247 136L245 135L246 132H245L244 129H246L247 132H248V128H249V127H245L246 123L248 124V121H246V119H243V117H241L242 115H241L240 112H238V113H239L238 116L241 118V120L238 118V116H237L238 119L236 120V116L234 117L235 112L233 113V114H234V115H233L234 118H230L229 116H228L229 118H226V117H225L226 115L224 116V114L226 113V111H227V113H229V110H230V113H232L233 110H235V111L238 110V111H239V109H241V111H242V108H241L240 106L238 107V104H237ZM261 103H262V104H261ZM36 104H37V105H36ZM50 104H54V106H55V104H56L57 106H59V105L61 106V108L59 109V112H60V114H62V117H61V116H59V117H60L61 121H62V119H63L62 123L59 122L58 120L54 119V117L57 118V116L60 115L59 112H58V108H59L60 106H59V107H57V106H56V107L52 106V107H53V108H52V109H53V113H54L55 115L58 113V115L55 116V115L51 114V113H52V110L48 111V109H50L49 107H51ZM70 104H71L72 107H71V108H70V106L68 107V108L70 109V110H69V112H70V113H69V116H71L72 118L69 117V116H67V115H68V114H67V113H68V112H67L68 109H66L67 111L65 110V107L67 108V105H70ZM87 104H89V105H87ZM97 104H99V105H97ZM173 104H174V105H173ZM191 104H193V105H191ZM194 104H195V105H194ZM199 104H200V105H199ZM234 104H235V105H234ZM5 105H6V106H5ZM7 105H9L11 109H10L9 107H7ZM24 105H25V104H24ZM64 105H65V107H64ZM92 105H93V106H92ZM118 105H119L120 107H119ZM136 105H138V106H136ZM149 105H150V108H151V107L154 108V110H155V112H157L158 116H161V117H158V118H157V115H155L154 110H150ZM186 105H188V107H186ZM196 105H197L198 107H197ZM201 105H202V107H201ZM208 105H209V106H208ZM224 105H225V106H224ZM230 105H231V106H230ZM232 105H233V106H232ZM4 106H5L6 108H4ZM16 106H17V107H16ZM32 106H31L30 108H32ZM39 106H41V108H40ZM88 106H89V107L91 106V107L89 108ZM104 106H107L108 108L106 107L107 109H105ZM116 106H118L117 108H119V110H121L122 108H123V111H124L125 109H128L127 111H126V110L124 111V114H125V112H129V111H131L132 113H131V114L126 113L127 115L121 114V115H122V116H121V115L119 114V113H120L119 110L116 109ZM174 106H175V109H176L177 112H176V111L174 112V110H175V109H174ZM210 106H211V107H210ZM219 106H220V107H219ZM234 106H235V107H234ZM236 106L238 107L237 109H235ZM243 106H245L246 108L243 107ZM257 106H256V107H257ZM14 107H16V108H14ZM95 107L97 108V112L94 111V109L96 110ZM114 107H115V109H113ZM165 107H167V110H168L169 107H170V109L173 108V109H174V110H173L174 113H172V112L170 111V109L168 110V111H170V113H167L168 111L166 110ZM171 107H172V108H171ZM178 107H179V108H178ZM180 107H181V108H180ZM189 107L192 108V109H190ZM196 107H197L198 109H197ZM203 107H204V109H203ZM216 107H217V109H216ZM233 107H234V108H233ZM12 108H14V110H12ZM54 108H55V109H54ZM56 108H57V109H56ZM91 108H92V109H91ZM102 108H104V109H102ZM110 108H111L112 111L110 110ZM129 108H130V109L132 108V109L129 110ZM145 108H146V109H145ZM159 108H160V109H159ZM161 108H162V112H163V113H162L161 111H159V110H161ZM199 108H201L199 112H194L195 110H196V111L199 110ZM218 108H219V109H218ZM222 108H223V109H222ZM227 108H228V110H226ZM229 108H231V109H229ZM232 108H233V110H232ZM1 109H2V110H1ZM3 109H4V110H3ZM6 109L8 110L7 112H6ZM9 109H10V110H9ZM63 109H64L65 111H64ZM181 109H182L183 112H184V111H187V112H185V114H183L185 117L182 116V113H183V112H182V113H179V112H181ZM185 109H188V110H185ZM16 110H17V111L19 110L20 114H19V112L16 113ZM54 110H56L57 112H55ZM60 110H61L62 112H61ZM85 110H86V111H85ZM104 110H105V111L107 110V112H105ZM156 110H157V111H156ZM179 110H180V111H179ZM189 110H190V111L193 110V113L190 112ZM207 110H208L209 112H208ZM221 110H224L225 113H223V111H221ZM231 110H232V112H231ZM3 111H5L6 113L3 112ZM10 111H11V112H10ZM27 111H28V112H27ZM34 111H35V112H34ZM63 111H64V112H63ZM73 111H74V109H73ZM90 111H91V112H90ZM98 111H99V114H98ZM121 111H122V110H121ZM123 111H122V112H123ZM142 111H143V112H146V113H143ZM149 111H150V113L153 112V113H152L153 115H148L147 113H149ZM165 111H167V112H165ZM178 111H179V112H178ZM202 111H204V112H202ZM217 111H218V112H217ZM220 111H221V114L223 113V116H224V117H221V115H219V114H220ZM252 111H254V112H252ZM49 112H50V114L52 115V118H51V115L49 116V114H48ZM65 112H67V113H65ZM95 112H96V113H95ZM109 112H110V114L112 113L113 115H112V114L110 115ZM118 112H119V113H118ZM122 112H121V113H122ZM159 112H161L162 114L159 115V114H160ZM164 112H165V115H163ZM189 112H190V116L193 115V114H195V117H194V115H193V118H192L193 121H195V120L198 118V119H197V123L193 122L190 118H188L187 113H189ZM201 112H202L203 114H204V113H205V114H204V115H203V114L200 115ZM213 112H215V113H213ZM236 112H237V111H236ZM243 112H242V113H243ZM14 113H16L17 115H16V116H15V115H11V114H14ZM27 113H28V114H27ZM35 113H36V114H35ZM63 113L66 115V117H67L66 119L63 117V116H64ZM74 113H75V115H74ZM92 113H93V114H92ZM114 113H116L117 115L114 114ZM150 113H149V114H150ZM217 113H219V114L217 115ZM230 113H229L228 115H230ZM22 114H23V117H22ZM33 114L35 115L34 118L38 117V119H39V116H40V119H39V120H38V119H34V118H33V116H34ZM37 114H38V115H37ZM72 114H73V116H72ZM101 114H102V115H101ZM104 114L109 115V116L107 117V116L104 115ZM118 114L120 115V117H123V116L125 117V116H126V117H125V118H126L125 121L123 120L124 118L119 119L120 117H117V116H119ZM134 114H135L134 116H136V113H134ZM139 114H143V115L140 116ZM145 114H146V115H145ZM176 114H178L179 117H178ZM208 114H209V116H210L211 118L214 117V116H219V117H221L222 119H224V118H225V119L222 120V119L220 118V119L222 120L223 123H221V122H217V120H218V121H221V120H219L217 117H214L215 120H213L214 118H213V119L209 118ZM215 114H216V115H215ZM24 115H25V117H24ZM80 115H81V116H80ZM115 115H116V116H115ZM128 115H129V116L131 115L130 118L128 117ZM173 115H174V116H173ZM180 115H181V117L183 118V121H184L185 123H183V121L180 120V118H181ZM186 115H187V116H186ZM197 115H199V117H197ZM231 115H232V114H231ZM29 116H28V118H27V121H29L28 119H30ZM48 116H49V118H48ZM74 116L76 117V118H75L76 121L73 119ZM78 116H80V117L78 118ZM99 116H100V117L102 116L101 119H100ZM104 116H105V117H104ZM113 116H114V118H113ZM155 116H156L158 122H157V120H153V119H156ZM166 116H168L169 118H173V119H172L173 121H172L171 119L168 118L169 121L171 120V121L169 122V121L167 120V118L165 119ZM171 116H173V117H171ZM190 116H189V117H190ZM201 116H202V119H201ZM259 116H257V118H258ZM17 117H18V118H17ZM20 117H21V118H20ZM41 117H43V118L41 119ZM90 117H91V118H90ZM110 117H111V118H110ZM116 117H117V118H116ZM153 117H154V118H153ZM207 117H208V118H207ZM231 117H232V116H231ZM252 117L255 118L253 121H251V120H252ZM4 118H5V119H4ZM19 118H20V120H22V121H20V120L17 121V119H19ZM22 118H24V119H22ZM44 118H46V119H44ZM68 118H69V121H71V120L73 121V122L71 121L73 124H71V122H70L71 125L69 124V121L67 120ZM160 118H161V119H160ZM162 118H163V119H162ZM187 118H188V120H189V119H190V120H189V121H186ZM199 118H200V119H199ZM52 119H53L54 121H52ZM57 119H59V118H57ZM60 119H59V120H60ZM64 119H65L66 121H65ZM79 119H80V120H79ZM81 119H82V120L84 119L83 122H84V121H85V122L83 123ZM87 119H88V118H87ZM91 119H93L95 122L92 121ZM97 119H98V120H97ZM108 119H109V120H108ZM111 119H112V120H111ZM164 119H165V120H164ZM177 119H179V121H177ZM204 119H205L206 121H205ZM226 119H227V120H226ZM36 120H37V121H36ZM45 120H47V123L44 124V121H45ZM55 120H56V121H55ZM96 120H97V122H102V125H103V126L101 125V123H96ZM99 120H100V121H99ZM110 120H111V121H110ZM118 120H120V121L122 120V122H120V121L118 122ZM139 120H140V121H139ZM152 120H153V121H152ZM161 120H162V121H161ZM166 120H167V121H166ZM175 120H176L177 122H179V123H180V122H182V123L177 125V124L175 123V122H176ZM208 120H209V121H208ZM243 120L246 121V123H245V125H244V129H243V130H244L243 132H245V133H242L243 136H241V133H240L241 130H238V128H237V131H235L231 126H233L234 128L239 127V126H240V128H243L242 125H241V124H244V123H243V122H244ZM8 121H11L12 124H11L10 122H8ZM35 121H36V122L40 121V123L43 121L42 125L38 122V124H40V128H38V129L41 130V129H42L41 126H42V127L45 126V127H44V128H45V131H44V128H43L42 131H41V133H39L40 131L38 130V131H39V132H38V131L36 130V129H37L36 126H38V124H37ZM48 121H50L51 123H52V122H53V123L55 122V124H54L55 126L53 125V123H52L53 126H52V125L50 126L49 124H51V123L49 122V124H48ZM57 121H58V123H60L59 126L61 127V129H64V128H65V127H64V126H65V122L68 121V125L70 126V128H73V127H74V128L71 129V130H74V129H75V130H74L73 132H71V133H73V135L76 134L77 137H76L75 135H74V137H73V136L69 133V126H67V123H66V127H67V130H68V131H65V129H66V128H65V129L63 130V132H64V131H65V132H64V133L62 132V134L59 135V134L61 133L62 130L60 131V127L58 126ZM78 121H79V122H78ZM87 121H88V122H87ZM112 121H113V122H112ZM151 121H152V122H151ZM154 121H155V123H154ZM160 121H161V122L166 121L167 123L164 122L165 124H163V126H162V123H161ZM174 121H175V122H174ZM199 121H201L202 123L199 122ZM203 121H205V122H207V123L204 124ZM236 121H238V122L240 121L241 124H239V123L237 122V125H236ZM241 121H242V122H241ZM45 122H46V121H45ZM63 122H64V124H63ZM80 122H81L82 124H81ZM92 122H93V123H92ZM103 122H105V123H103ZM107 122H108V124H107ZM111 122H112V125L116 123L117 126H116V125H113V126L110 125ZM125 122H126V123H125ZM148 122H150L149 124H152V123H153V125H154V124L156 125V123H157V125H160V126L162 127V130H163L164 127H165L166 129H168V132H166V131H167L166 129L160 132L159 129H157L155 125H154L155 127H152V125H151V127H150L151 129H150V128H149L150 125L148 124ZM168 122H169V125H173V126H172L173 128H170L171 126H168V125H167ZM173 122H174V123H173ZM187 122H190L191 124H192V123H195L196 125L193 124V126H192V125L190 126V124H186ZM253 122H254V123H253ZM20 123H21V125H18V124H20ZM34 123H35V124H34ZM74 123H76V125L79 123V124H80L79 127H78V126H75ZM90 123H91L92 125H91ZM95 123H96V124H95ZM117 123H118V124H117ZM121 123L123 124V126H122ZM198 123H199V124H198ZM7 124H9V125H7ZM47 124H48L49 127H47ZM85 124H86V125H85ZM104 124H105V126H104ZM106 124H107V125H106ZM119 124H121V125H119ZM124 124H125V125H124ZM131 124H130V127H132ZM184 124H186V125H188V126H186V125H184ZM200 124H201V125H200ZM203 124H204V126H203ZM220 124H219V125H220ZM238 124H239V125H238ZM251 124H250V125H251ZM6 125H7V126H6ZM35 125H36V126H35ZM62 125H63V127H62ZM73 125H74V126H73ZM81 125H83V126H81ZM84 125H85V128H84ZM96 125H97V129H98L99 127H100V128L103 127V129L105 130V128H106V130L108 131V134H106L107 132H106V131L104 132V130H103L102 128H101V129L99 128L98 131L94 130L93 128H96ZM98 125H100V126H98ZM109 125H110L112 128H114V129H111ZM146 125H147V126H146ZM164 125H165V126H164ZM198 125L201 126V127H199ZM217 125H218V124H217ZM229 125H230V126H229ZM255 125H256V127H255ZM16 126L18 127V129H17ZM56 126H57V128H56ZM72 126H73V127H72ZM86 126H88V127H86ZM89 126H90V128H89ZM106 126H107V127H106ZM108 126H109V128L111 129V131H112L111 133H110V130H108V129H109ZM160 126H157V127H160ZM167 126H168L170 129L167 128ZM179 126H178V127H179ZM189 126H190V127H189ZM247 126H248V125H247ZM35 127H36V129H34ZM50 127H54V130H58V129H59L58 131H60V133H59V134L57 133V134H58V135H57V134L55 133V131L53 130V128H51V129H52V132H54V134H52V132L50 131L49 133L52 134L51 137H50V134L47 132V130H49ZM58 127H59V128H58ZM77 127H78V128H77ZM82 127H83V128H82ZM117 127H119V130H120V131H118V133H117V130H118ZM120 127H121V129H120ZM145 127H146V128L148 127L150 130H149L148 128L145 129ZM161 127H160V129H161ZM187 127H189V128H187ZM198 127H199V128H198ZM230 127H231V128H230ZM48 128H49V129H48ZM55 128H56V129H55ZM76 128H77V131H78V130L81 131V130H85V129H87V131H86V130H85V132L83 131L84 133L81 131V133H82V134H81V133H78V132H80V131L75 132V131H76ZM80 128H82V129H80ZM88 128H89V129H88ZM122 128H124V129H122ZM240 128H239V129H240ZM257 128H258L260 131L263 132V134H262V132H261L262 135H261L260 132L257 130ZM5 129H4V130H5ZM26 129H27V130H31V131L35 130V131H33V133H36V135L38 136V137L36 136L37 138H39V135L41 134V138H40V140L34 138V135H35V134L33 135L31 131H30V132H31V134H30L29 131H27ZM51 129H50V130H51ZM136 129L141 130V132H144L145 130H148V131H145V132H146V133H147V132L149 133V139H150L151 141L148 140V137H147V139H145L146 137L144 138L145 132L143 133V134H144L143 136L141 135V132H140V134H139V131L137 132L138 134L135 132V133L137 134V136H136L135 133H134V131H136ZM144 129H145V130H144ZM152 129H153V131H154L155 133L152 131L153 133H151V134H153V138H150V136L152 137V135H150V132H151ZM176 129H177V130H176L177 132H175V134L179 132L177 127H176ZM214 129H215V130H214ZM230 129H231V130H230ZM232 129H233L235 132L233 131L234 133L231 132L232 134L230 133V135H229V132L232 131ZM71 130H70V131H71ZM91 130H92V133H93V131H94L93 135H92V133H91ZM102 130H103V131H102ZM113 130H114V132L116 131L115 133H117V134H115V133L113 132ZM121 130L124 131V132H122V135H123V136H124V133L127 134V135L125 134L124 138H125L126 136H128L127 138H128L129 140L131 139L132 142H131V141H128V139H126V140H127V143H125L126 140H125V139H122V138H123L122 135L119 134V133L121 132ZM155 130H156V131H159L158 133H159L160 136L158 135V137H157V136L154 135V134H156V131H155ZM173 130H172V131H173ZM189 130H190V131H189ZM212 130H214L215 137H213L214 134L212 133V132H213ZM228 130H229V131H228ZM255 130H256V131H255ZM16 131H15V132H16ZM25 131H26V132H25ZM43 131H44V133H42ZM99 131H100V133H98ZM172 131H171V133H172ZM221 131H223V132L221 133ZM3 132H4V136H5V137H6V135L9 137V138L7 137L9 140H8L7 138L5 139V141H6V140L9 141V144H8V143L5 144V142L3 141L4 138H5L4 136H3V138H2V135H3L2 133H3ZM15 132H10V133H15ZM21 132H22V133H21ZM37 132H38L39 135L37 134ZM67 132H68V134H67ZM74 132H75V133H74ZM88 132H89V133H88ZM95 132H96V134H95ZM103 132H104V133H103ZM188 132H187V133H184V134H188ZM205 132H204V133H205ZM5 133H6V135H5ZM77 133H78V134H77ZM90 133H91V134H90ZM109 133H110V135H109ZM113 133H114V135L117 136L118 138H119V135H121V136H120L121 140H120V142H118V146H119V143L122 142V145L120 144L119 147H120V149H121L122 147H123V148L126 147L125 149H123V148L121 149V150H123V151L126 150V149L128 150L127 146H128L129 143H130V144H129L130 147H131V146H133V147H134V146H135V147L137 146L138 148H136V149H139V147H140L141 150H142V148H143L144 151H145V153H146V152L148 153L149 151L153 153V152H154V151H153V148L157 146V149H158V150L155 149V148H154V150H156L157 152L160 153V154L158 155L159 157H158L157 155L154 154V153H157V152H154L153 154H154L156 157H153V159H150V160L153 161L154 159L156 160L157 158H158V160H156V162L154 161V163H152V164L149 165L148 163H149V162L151 163V161H150L148 158H150V157H146V155L150 156V155H153V154H150V152H149L148 154H145V157H142V156H144V155L140 154L141 151L138 152L139 150H138V151H137V150H136V151L133 150V152H132L133 147H132L131 149H129L130 152H131V154L129 153V154L127 155V156H129V155L132 156V157L130 156V157H131L130 161H129V159H126V158H130V157H126V156H124L126 153H125L123 156L121 155L122 157L119 156V153H122L123 151L119 150V151H121V152H119V151H118L119 148H118V146L116 145L115 147H117L118 149L116 150V148H115V150H114V152H113V149H112V148H114V147H113L114 144H112V143H114V142L111 143L110 140H111V139H112V140L115 139L116 143H117V140H119V139H117L115 136H114L115 138H114V137H111V134H112V136H113ZM164 133H163V134H164ZM211 133H212L213 135H212ZM226 133H228V135L225 136ZM236 133H237V134H236ZM238 133H239L240 136L238 135ZM258 133H259V134H258ZM8 134H9V135H8ZM28 134H29V136H30V139H29ZM42 134H43V135H42ZM47 134H48V135H47ZM55 134H56V136H55ZM66 134H67V135H66ZM94 134H95V136H94ZM97 134H99V135H97ZM100 134H101V135L103 134V136H101ZM105 134L108 135V137L106 136L107 138H111L110 140H109V139H108V140H109V142L113 145V146L111 145L112 148L109 147V150H108V148H106V147H108V146H107L108 144H109V146H110V143H108V140L104 141V139L106 138V137H105ZM172 134L174 135V131H173ZM172 134H170V136H171ZM202 134H203L204 136H203ZM217 134H218V133H217ZM250 134H251V138H248V137L250 136ZM252 134H253L255 137H257V138L252 137V136H253ZM257 134H258V136H256ZM44 135H45V137H43ZM53 135H54V137H52ZM70 135H71V136H70ZM79 135H81V136H79ZM96 135H97L98 137H103V138H98ZM134 135H135V137H134ZM139 135H140V137L142 136L141 139H143V141L148 140V142L145 141L146 144H147V143L149 144V147H148V148H147L148 145H146L145 143H144L145 145L141 143L142 141H140L141 139H140ZM146 135H147V134H146ZM146 135H145V136H146ZM173 135H172L171 137H175V136H176V135H175V136H173ZM244 135H245V136H244ZM259 135H261V136H259ZM166 136H168V135L166 134ZM166 136L164 135L165 138L162 139V140H165V139H166ZM170 136H168V137H170ZM228 136H229V139H228ZM15 137H14V138H15ZM32 137H33L34 139L31 140ZM71 137H72V138H71ZM81 137H82V138H81ZM156 137H157L158 140L156 139ZM179 137H176V138H179ZM232 137H233V138H232ZM258 137H259V138H258ZM260 137H261V138H260ZM42 138H43V142L41 141ZM44 138H45V139H44ZM46 138L49 140V142L47 141ZM56 138L58 139V142H59V139H60V138H58V137H56ZM76 138H77V139H76ZM78 138H80V141H78L79 143H81L80 145L76 144V143H78V142L75 141V139L78 140ZM96 138H98V139H97V142H98L99 140H102V139H103V140H102V141H99L98 144H97V143L93 144L92 146H94V145H97V146H98V145L100 144L98 147L101 148V146H102L101 143H105V142H106V143H105L106 146H105V144H103V147H102L103 150L101 149L102 151H105V150H106V151H105V152H106L105 156L108 155V154H107L108 151L110 152V150H111V151H112V154H113V157L117 158V157L119 156V157L121 158V163L119 162V161H120V160H119V157H118V159L113 158V159L116 160V162H115V160L113 161V159H112V157H111L112 155H110V154H111V152H110V154H109L110 157H109V156H106V159H105V157H103L104 159L101 158L103 161L105 160V163L103 164V166H104V165H107V164H108V165L111 164V166H113V163H112V161H113V162H115L114 165L116 164L117 167L120 166L121 169H120V168H119V169L122 170L123 172H121V173H119V174H116L115 171H114V168H112L111 170H110V168H108L109 171H108V169H107V170H106L107 172H105V168H104V173H103L102 168L99 167V165L102 164V160L99 159V161H101V163H100V162L98 161V159H97V158H99V156H100V155H98V154H100L102 151H101L100 149H98V147L94 149V148L91 146V144H92L93 142H96ZM107 138H106V139H107ZM132 138H133V139H132ZM134 138H135L136 141L134 140ZM138 138L140 139L139 141L137 140ZM161 138H162V137H161ZM161 138H160V140H161ZM205 138H206V136L203 138L204 141H205ZM215 138H218V139H215ZM244 138H245V139H244ZM247 138H248V139H247ZM252 138H253V139H252ZM11 139H12V143H11ZM71 139H73V140H71ZM81 139H82V141H81ZM116 139H117V140H116ZM153 139H156V141H157L156 144H155V141H154ZM181 139H182V141H181ZM210 139H211V140H210ZM249 139H250V140H249ZM255 139H256V140H255ZM258 139H259V140H258ZM262 139H263V140H262ZM13 140H14V141H15V140L17 141V144L15 143L16 145L14 144ZM33 140H35V141L33 142ZM37 140H39V141H37ZM45 140H46V142H45L46 144H44V141H45ZM65 140H66V139H65ZM122 140H124V143H125V144L123 143ZM152 140H153V144L156 145V146L154 145V147H153V144H151V147H153V148L150 147V143H152ZM160 140H159V141H160ZM167 140H168V139H167ZM173 140H175V141H173ZM217 140H218V142H217ZM219 140H220V141H219ZM221 140H222V141H221ZM246 140H248V141H246ZM260 140H261V141H260ZM7 141H6V142H7ZM26 141H24V142H25L24 144H29V143H27ZM61 141H62L63 143H62ZM69 141H70V142H69ZM72 141H73V142L75 141V142L73 143ZM88 141H89V142H88ZM103 141H104V142H103ZM137 141H138V143H137ZM171 141H172L173 143H172ZM176 141H177V142H176ZM254 141H256V142H254ZM18 142H19V143H18ZM36 142H37V144H38V142H39L40 144L37 145ZM41 142H42V143H41ZM86 142H87V145H88V146H89V144H90V146H89L88 148L86 147ZM91 142H92V143H91ZM178 142H180V143L178 144ZM190 142L192 143L191 145H190ZM222 142H224V145L221 144ZM246 142H248V143H246ZM71 143H72V144H71ZM116 143H115V144H116ZM134 143H135L136 145H134ZM139 143L142 144V145H144V146H143V147H141L142 145L139 146ZM158 143H159L160 145H159ZM183 143H185V141H184ZM206 143H207V144H206ZM242 143H240V144H242ZM7 144H8V145H7ZM11 144H14V146L11 145ZM41 144H42V145H41ZM54 144H55V145H54ZM131 144H132V145H131ZM177 144H178V145H177ZM243 144H242V145H243ZM10 145H11V147H10ZM35 145L38 146V149H37V146H35ZM44 145H45V146H44ZM65 145H64V147H65V148H68V147H66ZM70 145H71L72 147H71ZM124 145H126V146H124ZM168 145H169V144H168ZM175 145H176V146H175ZM189 145H190V146H189ZM201 145L204 146V147L201 148ZM39 146H40V148H42V149H40ZM41 146H43V147H41ZM104 146H105V147H104ZM121 146H122V147H121ZM177 146H178L179 148H178ZM6 147H7V148H6ZM8 147H9V148H8ZM64 147H63V148H64ZM74 147H75V148H74ZM74 147H73V148L75 149V151H77L76 149H78V148H77L76 146H74ZM91 147H92V148H91ZM135 147H134V149H135ZM144 147H146L149 151H148V150L146 151ZM158 147H160L161 150L163 149L162 152H161V150H159ZM170 147H171V150H170ZM176 147H177L178 149H177ZM186 147H188V148H189V147H194L195 149H194V148H192V149L195 150V151H197L198 153L195 152V151H193V153H191V150H192V149L190 148V150H188ZM12 148H11V149H12ZM28 148H29V150H31V151H27ZM61 148H62V147H61ZM61 148H60V149H61ZM63 148H62V149H63ZM65 148H64V149H65ZM70 148H69V149H70ZM89 148H90V149H89ZM185 148H186V149H185ZM26 149H27V150H26ZM48 149H49V150H48ZM93 149H94V150H93ZM96 149L98 150V152H97ZM151 149H152V151H151ZM176 149H177L178 152H179V150L181 151V152H179V154H180V155H183V156H182L183 158L178 154L177 151H176V153H175V150H176ZM13 150H12V151H13ZM25 150H26V153H27L28 155H29V154L31 155V158L33 157L32 159H30V158H29L30 155L28 156V155L26 154V155H27V159L29 158L28 160H31V161H28V160L26 159V155H25V152H24ZM83 150H81V151H83ZM89 150L91 151V154H93V156L89 153ZM95 150H96V152L98 153V154L96 153L98 156L95 154V155L97 156V158H94V157H95V156H94V153H95V152H92V151H95ZM107 150H108V151H107ZM127 150H126V152L128 153L129 151H127ZM186 150H188V151H186ZM20 151H22V154H23V152H24V154L21 155V152H20ZM99 151H100V152H99ZM116 151L119 152V153H117L118 156L116 155ZM134 151H135V152H138L137 154L142 155V156H139V155H138V158L141 157L142 159H141V158L138 159V158L136 157L137 154H135ZM142 151H143V150H142ZM163 151H165V152H163ZM5 152L8 153V157H9V155H11L10 157L13 158L15 161H14L13 159L11 160V159L9 158L8 160H11V161L8 163V160H6V158H8V157H7V156H2L3 154H4V155H5V154L7 155V153H5ZM51 152H52V153H51ZM55 152H54V153H55ZM105 152H102V153H101V156H103ZM185 152H184V153H185ZM194 152H195V153H194ZM11 153H12V152H11ZM76 153H74V154H76ZM133 153H134V154H133ZM142 153H143V152H142ZM18 154H20V155H18ZM46 154H48L49 157H48ZM61 154H62L63 157H62V156L60 157ZM89 154H90V155H89ZM102 154H103V155H102ZM122 154H123V153H122ZM143 154H144V153H143ZM157 154H158V153H157ZM166 154H165V155H166ZM190 154H191V155H190ZM194 154H195V155H194ZM42 155H45V156L48 157V158H46V160H45V159H43L44 156H43V158H42ZM154 155H153V156H154ZM177 155H178V156H177ZM16 156H18V160H19L22 156H23L22 158L25 157L24 159H26V161H27L28 163L25 161L26 164H25V163L22 164V162L24 161V159H22V158H21V160H19V163H18V161L16 160V159H17ZM73 156H74V155H73ZM88 156H90V157H89V160L91 159L92 164L95 163V164L98 165V166H96L95 164H94V165H91V163H90L91 161H90L89 163H87V162H88V161H87V160H88V158H87ZM101 156H100V157H101ZM163 156H164V155H163ZM179 156H180V158H179ZM1 157H3L4 160H5L7 163H5L4 160H3V158L1 159ZM5 157H6V158H5ZM40 157H41L43 160H45V162H43L42 164H39V163L42 162V159H41ZM58 157H57V158H58ZM92 157H93V158H92ZM108 157H109L110 159H109ZM125 157H126V158H125ZM135 157L137 158V160H136ZM164 157H165V156H164ZM188 157H189V158H188ZM15 158H16V159H15ZM53 158H51V161H53V160L56 161L57 158H56V159H53ZM64 158H65V160H67V162H65V160H63ZM74 158H75V160H74ZM122 158H125V160H124V159L122 160ZM38 159H40V160H38ZM69 159H70V158H69ZM92 159H93V160H92ZM94 159H95V160L97 159L96 162H99L100 164H99V163H96V162L94 161ZM107 159L111 160V163L108 162L109 160L106 161ZM147 159H148V160H147ZM1 160H3V162H2ZM22 160H23V161H22ZM33 160H35V161L33 162ZM126 160H128L127 162H129V163H128L129 165H134L135 167L132 166V167H131L132 169H131V168H128L129 166L126 165V164H127ZM13 161H14V162H17L16 164H20V166H19V165H16V166H18V167H20V168H21V165H23L22 167H24V165H25V169L29 166V162H30V163H31V162L34 163V164H33V165H34L33 167H35V163H36V161H37V163H36V164H37L36 167H35V168H32V169H36V170H34V172L36 171V173H35V174H34V173H31V172L28 170V168H29V169L31 168L30 166H29L25 171H24V168H23V169H20V168H19V170H18V169L16 170V169H15L16 167H15V168L12 167L13 165L15 166V163L13 164ZM20 161H21V163H20ZM38 161H39V163H38ZM40 161H41V162H40ZM55 161H54V162H55ZM93 161H94V162H93ZM117 161H118V163H120L119 165L117 164ZM122 161H123V163H122ZM139 161H140V162H139ZM49 162H50V161H49ZM125 162H126V164H125ZM143 162H144L145 164H146V163H147V164L145 165ZM161 162H162V161H161ZM166 162H162V163H166ZM50 163H51V162H50ZM58 163H59V165H58ZM73 163L75 164V162H73ZM86 163H87V164H86ZM106 163H107V164H106ZM132 163H134V164H132ZM155 163H157V164L155 165ZM12 164H13V165H12ZM45 164H47V163H45ZM88 164H89V166L91 165L90 167L92 168V170H91V168H90L89 170L86 169V168H88V167L86 166V165H88ZM139 164H140L141 166H140ZM142 164H143V165H142ZM27 165H28V166H27ZM30 165H31V164H30ZM38 165H40V166H38ZM41 165H42L43 171L45 170L44 173H46V171H48V172L50 171V172H51V171L53 170L54 172H56V173H55L56 175L61 174V172H62V175H64V176H62V175L60 176V175H59V177H58V176L56 177V176H54L55 174H54L53 172H51V174H54V175H51V174L49 175V174L46 173V174H47V177H46V175L42 172V169L40 168ZM43 165H44V166H43ZM47 165H49V164H47ZM57 165H58V166H57ZM108 165H107L106 167H108ZM122 165H123V166H126L127 168L125 167V169H123L124 167H123ZM136 165H137V166H136ZM138 165H139V166H138ZM31 166H32V165H31ZM59 166H61V167H59ZM66 166H67V167H66ZM78 166L81 167L82 169L79 168ZM84 166L86 167V168H85V169H86V173H87V170H88V171L91 170L92 172H94V171H93V168H95L94 166H96L97 170L99 169L97 172L99 173V171L101 170V171H102V174H101V172H100V174H96V172H95V174L93 175L92 172H91L92 177H91V175H90V176H89V175L86 176V173H84V172L82 171L83 168H84ZM100 166H101V165H100ZM103 166H102V167H103ZM111 166L109 165V167H111ZM76 167H77V168H76ZM98 167H99V168H98ZM58 168H57V170H59ZM63 168H62V169H63ZM66 168H67V169L69 168L70 171H67ZM78 168H79V169H78ZM10 169H11L12 171H10ZM37 169H38V170L40 169V170H41L40 172H42L45 176L39 172L42 176L39 175V177H38V174H39V173L37 172V171H38ZM65 169H66V170H65ZM76 169H77V170H76ZM15 170H16V172H15ZM20 170H21V171H20ZM27 170L29 171V173H30L31 175H29V173L27 172ZM30 170H31V169H30ZM94 170L96 171V169H94ZM2 171L5 172V173H3ZM17 171H18V172L20 171V173L18 174ZM66 171H67L68 173H67ZM79 171H80V172H79ZM1 172H2V173H1ZM6 172H7V173H10V175H11V174H14V175H15V174H16V175H20L21 178H18V176H17L18 179H16V178H15L16 176H15V177H14V176H11L12 178L14 177V180L12 181V178L10 179V177H9V178L6 177L7 175H9V174H7ZM14 172H15V173H14ZM32 172H33V170H32ZM50 172H49V173H50ZM57 172H60V173H57ZM65 172H66L67 174H65ZM69 172H71V173H69ZM81 172H83L82 174H83V175L85 174V175L83 176L82 174H80ZM37 173H38V174H37ZM3 174H7V175L5 176V175H3ZM87 174H88V173H87ZM89 174H90V172H89ZM95 175H96V176H95ZM35 176H36V177H35ZM51 176H53V177H51ZM69 176H70L71 178H69ZM82 176H83V177H82ZM3 177H4V178H3ZM5 177H6V179H5ZM22 177H23V178H22ZM30 177H31V178H30ZM90 177H91V178H90ZM7 179H8L9 181H8ZM20 179H22V180H20ZM2 180H3V181H2ZM22 182H23V183H22ZM159 185H160L161 187H163V186L166 187V186H168V183H160ZM165 190H166V189H165ZM98 199H99L100 201L103 200V199H102V196H101L100 194H99ZM22 214H23V217H29V218H31V220H32L31 225H35V224H37V223L39 222V220L43 217L40 213H38V212L35 211L34 209H33V210L28 209V210L24 211Z\"/></svg>",
	"mask_w": 264,
	"mask_h": 264
},
{
	"label": "snow or ice",
	"instance_id": "3",
	"mask_svg": "<svg viewBox=\"0 0 264 264\" xmlns=\"http://www.w3.org/2000/svg\"><path fill=\"white\" fill-rule=\"evenodd\" d=\"M241 8V6H240ZM4 10L3 0H0V12ZM12 6H9V11ZM165 23H167L165 21ZM218 33H211L208 36V43L201 41V37L195 32L192 33L193 39L198 47L214 50V44ZM248 37L249 39H246ZM221 38H228L232 41L231 50L222 53V57L230 59L231 64L224 75L229 73L233 78L235 88H239L242 83L244 86L254 85L258 79L260 86L261 99L264 100V17L257 22L254 16L245 15L243 9L233 16L228 26L224 29ZM249 49H252L249 51ZM258 50V54H257ZM243 77V81H241ZM210 93L212 85H208ZM219 92V87H217ZM264 108V104H262ZM243 110V109H242ZM264 179V177H262ZM32 220L29 217H21L15 205L6 203L0 198V264H27L25 260L26 250L35 245L31 233ZM225 241L236 245L237 241L232 240L225 232ZM242 242V241H241ZM247 247L251 251L256 248V244L248 240ZM264 248V243H261Z\"/></svg>",
	"mask_w": 264,
	"mask_h": 264
}]
</instances>
